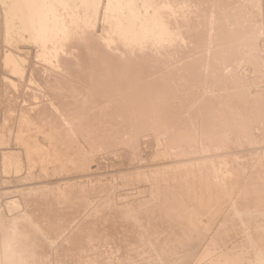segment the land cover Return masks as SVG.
<instances>
[{"label":"rangeland","instance_id":"obj_1","mask_svg":"<svg viewBox=\"0 0 264 264\" xmlns=\"http://www.w3.org/2000/svg\"><path fill=\"white\" fill-rule=\"evenodd\" d=\"M106 2H107V0H105ZM104 0H98V2H97V4L98 5H96V6H98L97 7V9H99V11L102 13V16H101V13H98L99 11H97V10H95V11H91L90 13L91 14H89L88 16H87V21L84 19V20H80L81 22H84V23H82L84 26H82V24H81V22L79 21V23H80V25H78V22L76 23V24H74V27L73 26H71L72 28H75V30H77L78 28H79V30H81L80 32H82L83 30H85L86 28H89V31H88V29H86V33H93V34H95V35H97V37H98V35L100 36L99 37V43L101 42H104L103 40H102V38L107 34V35H109V37H111V39L109 38V37H107V35L104 37V40H105V43L107 42V44H110L111 42V53L112 54H110L109 56L111 57V59L109 60V61H112V63H114L115 61L116 62H118V63H120L121 62V64H122V69L124 68L125 70H126V68H127V70L125 71L124 69L123 70H121L120 68H121V64L120 65H118L117 66V64H116V62H115V64H113V65H115V67L112 65V64H110L111 62H109V64H107L108 66H110L111 65V67L108 69L107 68V66H106V64H105V66L103 67V68H101V70H98V76L100 75V77H98V76H94V78H93V75H95V74H93L95 71L93 70V69H91V68H89V71L92 73V71H93V73H92V76L91 75H89V74H91L90 72H88V69H86V70H80L79 68L81 67V63H79V53H80V51L78 50L79 49V47H80V45H81V41L79 42V41H75L74 39H72V36L70 35V36H68V38L69 37H71V43H73L72 45H73V47L76 45V47H77V45H78V49L76 48V47H74L75 48V50L77 49L78 50V54H75L76 53V51L75 50H73L74 48L72 47V45H68V44H71L69 41V43L68 42H66V38H65V40H62V39H60V41H62V42H59V44H58V42H56V46L55 47H57L58 46V48L56 49V50H58V51H56V52H60L61 54L60 55H62V53H63V55H64V58H66L65 59V62L63 61L64 60V58H63V56L61 57V56H59V54H58V59H60V58H63V60L62 61H60L61 62V65L58 63V59H57V62L55 61L54 62V65L56 66V64H57V66H59L61 69V71L60 70H58L59 69V67H55L54 66V68L56 69H51L49 66H46L44 63H42V62H39V63H37V65L38 66H36L35 64H34V57H35V50H34V47L33 46H31V45H26V44H22L21 45V48H19V49H17L16 51L19 53V52H21L22 54H24V56H25V61H24V63H22V65H21V67H22V70L21 71H19V72H17V73H13V72H11V69L9 68V67H5L4 66V64H3V56L7 53V49H9L10 48V46H8L9 44L4 40V35H3V18H4V10L2 9L3 7H2V5L0 4V213H1V222H0V236H1V238L4 240V236H5V234H6V236H5V238L8 240V244H7V240L4 242V244L2 243L3 242V240H1L0 241V243H2V247L0 246V249L1 250H3L4 252H2L1 250H0V255H2V256H0V257H2V258H0V260H2V261H0V264H16L17 262V264H21V263H23V264H25V261H28L29 262V264L32 262V260H33V262L31 263V264H39L40 263V261L42 262H44V260H46L43 264H57V263H60V264H137V262L139 263V264H146V262H147V264L148 263H150V264H168V262L170 261V260H166L167 258L168 259H170L171 258V255H172V260L170 261L171 263L170 264H173V263H175V261H176V263L175 264H187V262H189V261H191L193 258H194V256H195V258L191 261L192 262V264H212V262H214V264H218V259L217 258H219V264H228V262H227V258L226 259H224V257H227L228 255H236L237 257H241V259L243 260H239L238 259V263L240 264V263H242L243 262V264H245V262H246V264H259V262L260 261H262L263 262V260H264V252H261V251H263V250H261V248L262 249H264V239H262V237L264 236V231L261 229L263 226H264V213H263V211H264V207L262 206V205H264V187H262V186H264V182H262V181H264V179H263V174H264V0H225V2H223V0H217V2H216V0H209V2L207 3V1L208 0H204L205 2H204V4H203V0L201 1H199V0H187V2H186V0H182V2H184V4L181 2V0H180V2H179V0H177L178 2H179V6H178V4H177V6L179 7V8H177L176 7V0H167L168 1V3H167V1L166 0H163V2H161V3H164L165 1H166V3H164V5L166 6V4H169V3H171V8L174 10H172L171 9V11L174 13H171V15L173 16H176L175 18L174 17H171V16H168L167 14L169 13H167L166 14V12H164L165 10H167V8L168 7H165L163 4H161L160 3V1L161 0H156V1H158L159 2V4H158V2H156L155 0H152V2H154V3H156V5L157 6H159V8L160 7H163V8H161V10L163 9V11L162 12H164L165 13V15H166V20L167 19H169L170 21H172V26H175L176 28H172L173 30H175V31H179V32H181V34L183 33V35H182V37L180 36L179 37V40L180 41H178L176 44H174V42H172L171 43V40L169 39V40H167L169 37H167V39L166 38H164V39H166V44H167V46H166V49H165V47L163 46L164 44H165V42H164V39L162 40L164 43L162 44L161 42V38L159 39V37H157L156 36V38H154V36L152 37V36H150V37H148L147 38V40L148 39H150V38H152V40L150 39V41L148 40L147 42L149 43V46H145V50L147 51V49H149L148 50V53L147 52H142V50L140 51V54H139V56L141 57V55H144V56H146V57H144V58H146V60L143 58V57H139L138 55H137V57L135 56H131V57H128V58H130L131 59V63H132V60H133V58H138V59H135L134 60V62H133V64H130V61H128V60H130V59H127L125 56H126V54L124 53L125 52V48L126 49H128V48H130V45H131V43H133L132 45H131V48H132V46L134 47L136 44V41H127L128 39H126V42L124 43L123 41H120L119 40V38L117 37L118 36V34H115L116 32H115V30H114V27L112 26V24L110 25V26H108L109 24V22L107 21V24H106V21H104L105 19H104V17H103V12L101 11V9L102 10H105L106 8H105V6H106V2H105ZM173 1H174V3H173ZM194 1V2H193ZM198 3H197V2ZM221 1V2H220ZM230 1V2H229ZM103 2V3H102ZM105 2V3H104ZM138 2H141V0H139ZM193 2V3H192ZM213 2H215V5H213ZM100 3V4H99ZM180 3H181V5H180ZM189 3V4H188ZM193 4V6H192V4ZM196 3H197V5H196ZM200 3H201V5H200ZM211 3V4H210ZM220 3V4H219ZM222 3V4H221ZM104 5V7H103V5ZM172 4L174 5V6H172ZM187 4H188V8H186L187 7ZM191 4V5H190ZM199 4V5H198ZM207 6H206V5ZM210 4V5H209ZM216 4L218 5L217 7H215L216 6ZM225 4V5H224ZM184 5H186V6H184V8H183V6ZM194 5H196L197 6V8H196V6H195V9L193 8L194 7ZM209 5V6H208ZM219 5H220V7L222 8H224V9H221L220 7H219ZM224 5V6H223ZM104 8H102V7ZM189 6H191V9L189 8ZM198 6H200V7H198ZM206 6V7H205ZM211 6V7H210ZM235 6H237V7H235ZM2 7V8H1ZM77 7H78V14L79 15H82L83 13H84V10L85 9H82L83 8V6L82 5H80L79 4V6L77 5ZM77 7H76V9H77ZM80 7V8H79ZM175 7H176V9H175ZM180 7H182L183 8V10H184V12H188V14L186 13V15H184V12L182 11V9L180 8ZM208 7H210V8H208ZM213 7H215L216 9L217 8H219V9H217V10H215V8H213ZM234 7V8H233ZM239 7H240V9H239ZM206 8H208L209 9V11L210 12H212V13H208L209 11H208V9H207V12H206V9L204 10V9ZM212 8L215 10V13H214V11H212ZM226 8H227V10H226ZM237 9L238 10V12H235V10H233V9ZM79 9H81V10H79ZM188 9V10H187ZM199 10V11H197V10ZM201 9V10H200ZM203 9V10H202ZM3 10V11H2ZM177 10V11H176ZM187 10V11H186ZM189 10H191V11H189ZM222 10V11H221ZM230 10V11H229ZM239 10H241V11H239ZM81 11V12H80ZM180 12V14H179V12ZM182 11V12H181ZM194 11H195V13H194ZM201 11H205L204 13H205V15H203V12H201ZM217 11H219L218 12V14H216L217 13ZM226 11H228L229 12V14L227 15L226 13H228V12H225ZM178 12V14H175V13H177ZM192 12V13H191ZM197 12H199L198 14H197ZM201 12V13H200ZM221 12H223L222 14L223 15H221ZM231 12V13H230ZM3 13V14H2ZM81 13V14H80ZM94 13V14H93ZM96 13H97V15H96ZM225 13V14H224ZM235 13L237 14V15H239L238 17H236V16H234L235 15ZM239 13V14H238ZM190 14H191V18H190ZM193 14H195V15H193ZM197 14V15H196ZM199 14H201V15H199ZM208 14H210V18H209V15ZM216 14V15H215ZM233 14V15H232ZM90 15H91V17H90ZM92 15H93V18L95 19H93L92 18ZM169 15H170V13H169ZM178 15V16H177ZM181 15H182V17H184V21L182 20V17H181ZM225 15H226V17H225ZM230 15V16H229ZM232 15V16H231ZM95 16V17H94ZM103 17V19L101 18V17ZM186 16H189V17H186ZM193 16V17H192ZM195 16H198L197 18L195 17ZM200 16V17H199ZM203 16H204V19H203ZM206 16V17H205ZM217 16V17H216ZM219 16V17H218ZM221 16L223 17V18H221ZM229 16V17H228ZM233 16H234V18H233ZM99 17V18H98ZM168 17H170V18H168ZM216 18V19H214V18ZM225 17V18H224ZM89 18H91V19H89ZM96 18H97V20H96ZM100 18H101V20H100ZM172 18H174V19H172ZM181 18V19H180ZM189 18V19H188ZM209 18V19H208ZM218 18H220V19H218ZM228 18H229V20H228ZM237 18V19H236ZM172 19V20H171ZM187 19V20H186ZM194 19V20H193ZM196 19V20H195ZM197 19H199V20H202V22L200 21V22H198L197 21ZM206 19V20H205ZM212 19V20H211ZM222 19H224V21L222 20ZM227 19V20H226ZM233 19V20H232ZM93 20V21H92ZM103 20V21H102ZM177 20H178V22H177ZM180 20H181V22H180ZM207 20H210L211 22L213 21V22H215V23H213L212 22V25H211V22L210 21H207ZM219 20L220 22H221V24L219 23V21L217 22V21ZM232 20V21H231ZM237 20V23L238 22H241V24L240 23H238V25H235V21ZM89 21H92L91 23L93 24H95L96 23V25H93L94 26V28H96L95 30H96V32L93 30L94 28H93V26H90L91 24H90V22ZM102 21V22H101ZM177 22V26H176V23L175 22ZM189 21H190V23H189ZM195 21L197 22V23H195ZM204 21H206V22H204ZM225 21H228V24H225ZM180 22V23H179ZM182 22H183V29L181 28L182 27ZM193 22H194V24H193ZM208 22H210V24L208 23ZM218 24H217V23ZM223 22H224V24H223ZM231 22V23H230ZM90 24L89 26L90 27H88V25L87 24ZM101 25H100V24ZM103 23H105V24H103ZM201 24L199 27H200V29H199V27H197L199 24ZM202 23H204L205 25H203ZM230 23V24H229ZM86 24V25H85ZM209 24V25H208ZM220 24V25H219ZM223 24V25H222ZM232 24H234L235 26H233ZM103 25H105V26H103ZM180 27H179V26ZM193 26L194 27V29L192 30V29H190L189 27L190 26ZM195 25H196V27H195ZM207 25V27H205V28H202V27H204V26H206ZM211 25V26H210ZM213 25H214V28H213ZM224 25H225V29H226V31H225V29H224ZM226 25L228 26V27H230V28H232V27H234V29L232 30H230V28H229V32H227V27H226ZM80 26V27H79ZM82 26V27H81ZM100 26L102 27V28H100ZM107 26L109 27V28H111V29H109L108 28V30H106L107 29ZM171 26V27H172ZM184 26H186V27H184ZM202 26V27H201ZM209 26V27H208ZM223 26V27H222ZM232 26V27H231ZM239 28H238V27ZM86 27V28H85ZM104 27V28H103ZM105 27H106V29H105ZM212 27V28H211ZM216 27V28H215ZM222 27V28H221ZM238 28V29H236V28ZM82 28V29H81ZM84 28V29H83ZM91 28H93V29H91ZM179 28H181V29H179ZM197 28V29H196ZM207 28V29H206ZM209 28V29H208ZM222 30H221V29ZM112 29H113V33H112ZM196 29V30H195ZM202 29H204L205 31H203ZM213 29V30H212ZM215 29H217V31H218V29H219V32H217ZM223 29H224V32H223ZM91 30V31H90ZM101 30H103V31H101ZM106 30V34L104 33V31ZM109 30H111V31H109ZM182 30V31H181ZM207 30H210V32L208 33L207 32ZM215 30V31H214ZM220 30L222 31V32H220ZM239 30V31H238ZM78 31V30H77ZM88 31V32H87ZM98 31H100L99 33H101V34H99L98 33ZM109 31V32H108ZM187 31H189V32H187ZM200 31L202 32V33H200ZM211 31H213L212 33L213 34H210L211 33ZM231 31H232V34L235 32V33H237V35L234 33L233 35L231 34ZM237 31V32H236ZM79 32V31H78ZM95 32V33H94ZM110 33V34H108V33ZM196 32V33H195ZM199 32V33H198ZM206 33V37H205V34H203V33ZM226 32V34L225 35H222V34H224ZM216 33V34H215ZM217 33L219 34V35H217ZM222 33V34H221ZM229 34V37H227V35ZM104 34V35H103ZM113 34V35H112ZM188 34H189V37L190 38H192L191 40H188V39H190L189 37H188ZM198 34V35H197ZM200 34V35H199ZM202 34L204 35V37H202ZM239 34V35H238ZM103 35V36H102ZM114 35H117V36H114ZM190 35H192V36H190ZM209 35V36H208ZM218 37H217V36ZM222 35V36H221ZM231 35H232V38H231ZM236 35V36H235ZM112 36H114L115 38H116V41H115V38H114V42H113V37ZM184 36H186V37H184ZM211 36V37H210ZM213 36V37H212ZM216 36V37H215ZM221 36V37H220ZM224 36H226L225 38H229L228 39V41L226 42V40L227 39H225L224 38ZM107 37V38H106ZM200 37V38H199ZM210 37V38H209ZM101 38V39H100ZM108 38L110 39V40H108ZM117 38H118V41H117ZM187 38V39H186ZM194 38H195V40H194ZM198 38V39H197ZM206 38H208L207 39V41H206V43H205V39ZM217 38V40L216 41H218V43L217 42H215V39ZM222 38H223V40H222ZM70 39V38H69ZM69 39H67V40H69ZM96 39H97V41H98V38H92V40H95L96 41ZM110 42H108L107 40ZM154 39V40H153ZM155 39L157 40V44H159V45H157L156 43H155ZM184 39H186V40H184ZM199 39H200V41H199ZM213 39V40H212ZM75 41V42H73V41ZM91 40V39H90ZM90 40L88 39V41H89V43H90ZM91 40V42H93ZM102 40V41H101ZM184 40V42H182ZM188 40V41H187ZM196 40L198 41V42H196ZM219 40H220V42H219ZM222 40V41H221ZM125 41V40H124ZM154 42L153 44H154V46H153V44H152V42ZM161 41V42H160ZM169 41V42H168ZM192 41V42H191ZM194 41V42H193ZM206 45H210L211 47H213V46H215L216 44H218V46L220 47H222V46H224V48L226 47V49L228 48V46H230V50H225V49H223V47L221 48L222 50H220V49H218V46H216L214 49L217 51V49L218 50H220L222 53H223V50H224V53H226V56L227 57H225V55H223L221 52V54H219L218 52L219 51H217V53L215 52V50L213 49V48H208L207 47V45L205 46L202 42ZM66 42V43H65ZM118 42V43H117ZM121 42H123V43H121ZM130 42V43H129ZM135 42V43H134ZM182 42V43H181ZM185 42H186V44H185ZM208 42V43H207ZM224 42V43H223ZM227 43V45H226V43ZM228 42H230L231 43V45H230V43H228ZM63 43V44H62ZM65 43V44H64ZM75 43V44H74ZM77 43H79V44H77ZM95 43H96V45H95ZM99 43L97 44V42H93V43H91L90 45V51L91 50H96V48L98 47V45H99ZM114 43H115V45H114ZM116 43L119 45H117L116 46ZM126 43H128V45H126ZM171 43V44H170ZM180 43H181V46H180ZM192 43H193V45H192ZM195 43L196 44H198V45H195ZM212 43V44H211ZM223 45H222V44ZM93 44L95 45V46H93ZM106 44V45H107ZM120 44H121V46H123V48L122 47H120ZM122 44H124V45H122ZM165 44V45H166ZM183 44V45H182ZM188 44V45H187ZM191 44V46H189ZM201 44H202V46H201ZM219 44H221V45H219ZM225 44V45H224ZM62 46V47H60V46ZM64 45V46H63ZM66 45H68V47L69 48H71V49H69ZM155 45H156V47H155ZM168 45H169V47H172V45H173V49L174 50H172V48H169L168 47ZM179 45V46H178ZM213 45V46H212ZM233 45V47H234V49H233V47H231ZM112 46H115V47H113V48H115L116 50H118V51H115V49H113L112 48ZM151 46H153V48L151 47ZM161 46V48H159V47ZM164 48H163V47ZM177 46V47H176ZM197 46V47H196ZM199 46H201V48H199ZM250 46V47H249ZM60 47V48H59ZM63 47L65 48V50L63 49ZM81 47H82V45H81ZM94 47V48H93ZM125 47V48H124ZM146 47H147V49H146ZM152 49L151 51H150V48ZM179 47H180V49H179ZM182 47V48H181ZM194 47V48H193ZM196 47V48H195ZM252 47V48H251ZM66 48H68L67 49V51L68 52H70V53H72L73 54V52H74V54H73V56L74 57H76V55L79 57H76L77 58V60L76 61H78L77 63H74V61H72V58H71V55H68L67 56V54H66ZM99 48V47H98ZM118 48H121V51L118 49ZM155 48V49H154ZM167 48H168V50L170 51V54H169V51L167 50ZM176 48H178V49H176ZM184 48V49H183ZM189 48V49H188ZM191 48V49H190ZM193 48V49H192ZM236 48V49H235ZM61 49H63V51H61ZM163 49V50H162ZM164 49H165V52H163L164 51ZM186 49H188V51L186 50ZM197 49V50H196ZM200 49V50H199ZM209 49H211L213 52H211V50L209 51ZM234 51H233V50ZM250 49L252 50V51H256V56L258 57V59L257 58H253V60H255L254 62L253 61H251L250 60V58L248 59V54H246V53H249V51H250ZM19 50V51H18ZM98 50H100V49H98ZM114 50V51H113ZM155 50H157V51H159L160 50V52H155L156 53V55H155V53H154V51ZM178 50V51H177ZM181 50V51H180ZM184 50H186V52H183ZM190 50H191V52H190ZM194 50L196 51V52H194ZM199 50V51H198ZM202 50H203V52H202ZM65 51V52H64ZM113 51V52H112ZM149 51L150 52H152V53H150V55H149ZM174 51H176L175 52V54L173 53ZM207 53H206V52ZM229 52V53H231V51H232V53L234 52V54L233 55H230L229 53H227V52ZM236 51V52H235ZM91 52H93V51H91ZM115 52H116V54H115ZM120 54V55H122L123 53H124V55H122V57L118 54V53ZM122 52V53H121ZM161 52L163 53V54H161ZM199 52H200V54H199ZM210 52V53H209ZM69 53V54H70ZM126 53H127V51H126ZM137 53H139V52H137ZM160 53V54H159ZM165 53V54H164ZM189 53H192V55L191 54H189ZM196 53H197V55L199 54V56H197L196 55ZM205 53V54H204ZM213 53V54H212ZM231 53V54H232ZM253 53V52H252ZM114 54V56L116 55L117 56V58L119 59L120 57L123 59V61H121L122 59H120V61H117L118 59L116 58V56L114 57V56H112ZM146 54V55H145ZM169 54V56H167ZM171 54H173V55H171ZM177 54H179L178 55V57H175V55L177 56ZM194 54L197 56V57H200V58H197L196 56H194ZM202 54V55H201ZM208 54V55H207ZM210 54H211V56H210ZM216 54H217V59H216ZM219 54V55H218ZM119 55V56H118ZM151 55H154V56H151ZM162 56V58H160L161 56ZM164 55V56H163ZM166 55V56H165ZM180 55H181V57H180ZM203 55H207L206 57L205 56H203ZM222 55V56H221ZM66 56V57H65ZM72 56V57H73ZM148 56V57H147ZM151 56V57H150ZM160 56V57H159ZM184 56H186V57H184ZM192 56H194V57H192ZM201 56H203V58L201 59ZM214 56H215V58H214ZM220 56V57H219ZM231 56H233V57H231ZM236 56H237V59H236ZM68 57H70V59L68 58ZM73 57V60L75 59ZM169 57V58H168ZM180 57V58H179ZM207 57H212L210 60H208L209 58H207ZM82 58H83V62L84 63H88V66H90L89 65V63H90V57H88V61L87 62H85L86 60H87V57H83L82 56ZM84 58H86L85 59V61H84ZM113 58H115V61L113 60ZM127 60H126V59ZM152 58H155V60L153 59L152 60ZM157 58V59H156ZM172 58V59H171ZM173 58H174V60L176 59V63L175 62H173L174 60H173ZM183 58H184V60H186V61H183ZM206 58V59H205ZM227 59V60H224V59ZM228 58H230V59H228ZM232 58V59H231ZM235 58V59H234ZM240 58V59H239ZM69 59V60H68ZM79 59V60H78ZM125 59V60H124ZM142 59H144V60H142ZM150 61V64H149V61ZM161 59V60H160ZM165 59H166V61H165ZM188 59V60H187ZM190 59V60H189ZM198 59H200V60H202V61H204V62H206V63H204L203 62V64L199 61H197ZM220 59H222V62H221V60ZM67 60V61H66ZM108 60H106V61H108ZM138 60H141V64L142 65H140V62L138 61ZM177 60H180V61H177ZM209 61V62H207V61ZM215 60V61H214ZM218 60V61H217ZM228 60H230V61H228ZM233 60H236V62L235 61H233ZM68 61H69V64H74V66H73V64H72V66L77 70H75L71 65H69L68 66ZM71 61V62H70ZM75 61V62H76ZM114 61V62H113ZM125 61V62H124ZM126 61H128V62H126ZM142 61L143 62H145V63H147V67H146V65L144 64V63H142ZM152 61H153V63H152ZM154 61H157V62H154ZM159 61H160V63H163V62H166V64L164 63L162 66L161 65H158L157 66V63L159 64ZM172 61V62H171ZM189 61V62H188ZM211 61V62H210ZM219 61H220V63H219ZM63 62H64V64L65 63H67V65L65 64V65H62L63 64ZM80 62H81V60H80ZM92 62L93 61H91V64H92ZM137 62H139V63H137ZM177 62H179L178 64H177ZM183 62H186V63H184V64H189V67H190V69H188V65H186V66H184L183 65ZM214 62H216V63H214ZM256 62V63H255ZM125 63V64H124ZM129 63V64H128ZM135 63H137L138 65H140V66H138L137 64H135ZM154 63H155V65H154ZM193 63V64H192ZM211 63V64H210ZM134 64H135V66H134ZM154 65V68H152L153 67V65ZM176 64V65H175ZM200 65V67L198 66V65ZM205 64V65H204ZM208 64H210V66L208 65ZM220 64V65H219ZM33 65V66H32ZM75 65H78V66H75ZM123 65H125V66H123ZM129 67V69L131 70L132 68H134V69H132L133 70V72L132 71H130L131 73V75H132V78L130 77V74H129V72H128V67ZM131 65H133L134 67H132ZM145 65V66H144ZM150 65V66H149ZM171 65V66H170ZM173 65V66H172ZM178 65H179V67H178ZM182 65V66H181ZM207 65V66H206ZM213 65V66H212ZM214 65H217V66H215L214 67ZM32 66V67H31ZM38 67V68H36V67ZM41 66H43V67H41ZM44 66H46V68H44ZM65 67V69L67 70L68 68L70 69L71 68V70H73V71H71L72 73L70 74V75H68L67 74V71L68 72H70V70H65L64 69V67ZM116 66H117V68L119 69V71L117 70L116 71ZM130 66H131V68H130ZM143 66L145 67V68H147V70H149V71H146V69L144 68V70H143ZM152 66V67H151ZM156 66V67H155ZM164 66V67H163ZM167 66V67H166ZM174 66H175V68H174ZM177 66V67H176ZM181 66V67H180ZM183 66H184V68H183ZM192 66H193V68L194 67H199V68H201V70H199V68H194V70H193V68H192ZM202 66L205 68V69H203L202 68ZM212 66V67H211ZM221 66V67H220ZM33 67H35V70H33L34 68ZM77 67V68H76ZM79 67V68H78ZM102 67V66H101ZM115 68V69H113V68ZM136 67V68H135ZM138 67L139 68H141L142 70L140 71V69L138 70ZM163 67V68H162ZM208 67H211V69L210 68H208ZM217 67V68H216ZM33 68V69H32ZM40 68V69H39ZM48 68V69H47ZM49 68L51 69V70H49ZM104 68H107L106 70H103ZM150 68V69H149ZM151 68H152V71H150L151 70ZM158 68V69H157ZM159 68H160V70H161V72H155V70L157 69V71L159 70ZM164 69V70H162V69ZM168 68L169 70H166V69ZM172 68V70H170ZM179 70H178V69ZM183 68V69H182ZM192 68V69H191ZM213 68V69H212ZM37 69V70H36ZM63 69H64V71H66V72H64V74L63 73H61V72H63ZM78 69L82 72H80V71H78ZM111 69H113V70H111ZM137 69V70H136ZM154 69V70H153ZM175 69H177V70H175ZM182 69V70H181ZM209 69H210V71H209ZM216 69H217V71H216ZM219 69V70H218ZM46 71V74H45V71ZM52 70H53V72H54V74H53V72H52ZM76 72H75V71ZM102 70H103V72H102ZM109 70L110 71H112V72H115V73H112L115 77V79H117L116 80V82H115V80H113L114 78L112 77V76H108V75H112L111 74V72L109 73ZM191 70V71H190ZM203 70V71H202ZM207 70H208V72H207ZM33 71H35V72H33ZM48 71V72H47ZM59 71H60V73H59ZM107 72V74L106 73H104V72ZM124 71V72H123ZM134 71H135V73H136V71H137V73L139 74H135L134 73ZM145 71V72H144ZM165 71V72H164ZM175 71V73H174V75H173V72ZM180 73V75L178 74V72ZM187 71H188V73H187ZM193 71H194V73H193ZM196 71V72H195ZM200 71V72H199ZM30 72L33 74V76L35 75V76H37V77H31L30 76ZM36 72H41V73H39V74H37ZM42 72H44V73H42ZM49 72H52V74L51 73H49ZM87 72V73H86ZM118 72H123L125 75H123L122 73V75H123V77L124 76H127V77H125L126 79L124 80L125 81V84H126V82L128 81L127 80V78H128V76H129V78H130V80L129 81H133L132 83L130 82L129 83V81L127 82V86H129V87H131L130 89H128L129 87H125L126 85L125 84H123L122 82H120V81H123V79L124 78H122L121 79V77H120V75H117V77H116V73H118ZM127 72H128V74H127ZM139 72H141V73H139ZM142 72H144L145 74L143 75V73ZM147 72H148V74H147ZM152 72H154V73H152ZM169 74H167V73ZM170 72V73H169ZM182 72V73H181ZM183 72H184V75H183ZM190 72V73H189ZM202 72V73H201ZM215 72H217V73H215ZM48 73V74H47ZM78 73H80L79 75H78ZM100 73V74H99ZM104 73V75L109 79L108 80V83L110 84V82H113L112 84H110V85H107V87H109V88H105V83H106V80H107V78L104 76V79H103V77H101L102 76V74ZM120 73H118V74H120ZM134 73V74H133ZM149 73H151L150 75V77L148 76L149 75ZM156 73V74H155ZM159 75H158V74ZM164 73H166V74H164ZM191 73L192 74H194L195 75V78H194V75H191ZM201 73V74H200ZM209 73V74H208ZM214 75H213V74ZM50 74V75H49ZM67 74V75H66ZM77 74V75H76ZM141 74V75H140ZM146 74H147V77H146ZM161 74V75H160ZM175 74H176V76H175ZM187 74V75H186ZM202 74H203V77H202ZM206 74H208L209 76L207 77V75L205 76ZM212 74V75H211ZM134 75H137V76H134ZM143 75V76H142ZM65 76V77H64ZM69 77V78H67V77ZM74 76H75V78H79V76H81V78H79V79H77L76 81H75V78H74ZM82 76H84V77H82ZM134 76V77H133ZM144 77L145 79H141L142 77ZM156 76H158V77H156ZM183 76H186V77H188V78H184ZM212 76V78L210 79V77ZM38 77H40V78H38ZM71 77H73V79L71 78ZM86 77V79L84 80V78ZM92 78L93 79V81H92V79H89V78ZM110 77H112V78H110ZM118 77H120V79L121 80H119V78ZM140 77V79L138 80V78ZM149 77V78H148ZM165 77V78H164ZM189 77H191L190 79H189ZM37 78V79H36ZM95 78H97L96 80H95ZM98 78H100V79H102V81L100 80V79H98ZM128 78V79H129ZM183 78V79H182ZM197 78V79H196ZM204 78H205V80H206V78H207V80H206V82H205V80H204ZM68 79V82L70 81H72V83L73 82H75V85H76V87L74 86V83L73 84H71V83H68L67 84V82H66V80ZM81 79V80H80ZM82 79H83V83L81 84L80 83V81L82 82ZM131 79H133V80H131ZM135 79H136V81H135ZM155 79H158V80H160L159 82H158V80H155ZM171 79V80H170ZM173 79H175V81L173 80ZM182 79V80H181ZM184 79H187V80H184ZM193 79H194V81H193ZM195 79H196V81L198 80V79H200V80H198V82H196L195 81ZM209 79V80H208ZM10 80H12V82H14V84L13 83H9V84H5L4 83V81H10ZM127 80V81H126ZM138 80V81H137ZM147 80V81H146ZM174 82H173V81ZM89 81V83H87ZM97 82L96 83V85H94V83H92V82ZM118 81V82H117ZM123 81V82H124ZM141 82V84L142 85H139L140 84V82ZM143 81H145V82H147L149 85H146L147 83H145V82H143ZM164 81H167V82H164ZM177 81V82H176ZM183 81V82H182ZM200 81H202V82H200ZM207 81H208V84H207ZM93 84V86H92V84ZM98 82H99V84L100 85H103L102 87L98 84ZM101 82V83H100ZM104 82V83H103ZM136 82V83H135ZM173 82V83H172ZM183 84H182V83ZM184 82H186V83H184ZM8 83V82H7ZM130 85H129V84ZM138 83V84H137ZM145 83V84H144ZM159 83V84H158ZM162 83V84H161ZM174 84V85H171V84ZM181 83V84H180ZM189 83V84H188ZM200 84V86H199V84ZM202 83V84H201ZM68 86H67V85ZM87 84H89L88 86H87ZM120 84L121 85V87H123V88H120L118 85ZM168 84V86H164V85H167ZM176 84V85H175ZM196 85V84H198V86H197V88H199V89H197L198 91H196V86L195 87H193V88H191V86H193V85ZM51 85V86H50ZM70 85L71 86H74L75 88H72V87H70ZM78 85V86H77ZM86 87H85V86ZM98 85V86H97ZM112 85H114L115 86V88L112 86ZM125 85V86H124ZM144 85V86H143ZM160 85V86H159ZM171 87H170V86ZM184 85H186V86H184ZM187 85L188 86H190L189 88L187 87ZM67 86V87H66ZM80 86H83V87H80ZM92 86V87H91ZM134 88H133V87ZM143 86V87H142ZM150 87V88H148V90H149V92H147L148 90H146L147 88H144V87ZM172 86H173V88H172ZM177 86V87H176ZM181 86V87H180ZM205 87V89H204V87ZM206 86L208 87V88H206ZM70 87V88H69ZM80 89H79V88ZM96 87V88H95ZM116 87H117V90H116ZM138 87V88H137ZM142 87V88H141ZM161 87V88H160ZM164 87H165V92L164 91H162L163 89H164ZM167 87L169 88V89H167ZM186 87L188 88V90L186 89ZM73 90H72V89ZM77 88L79 89V90H77ZM85 88V89H84ZM87 88V89H86ZM93 89L94 91L93 92H90L91 90H89V89ZM102 89V90H100V92H98V94L96 93L97 91H96V89ZM112 88H114V90H116V91H113L112 93H111V89ZM128 89V90H126V89ZM137 88V89H136ZM140 88H141V90H143L142 92H141V90H140ZM153 88V89H152ZM75 89V90H74ZM81 89H82V91H81ZM97 89V90H98ZM107 89H108V91L110 92H108V94H111L110 96L107 94ZM121 89V90H120ZM133 89V90H132ZM134 89H135V91H134ZM166 89H167V91H166ZM189 89H190V91H189ZM191 89H192V92H191ZM207 89V90H206ZM209 89H210V91H209ZM76 90L78 91L77 93H76ZM84 90V91H83ZM86 90V91H85ZM113 90V89H112ZM120 90V91H119ZM132 90V91H131ZM137 90L139 91V92H137ZM145 90V91H144ZM170 90V91H169ZM195 92H194V91ZM102 91L104 92L105 91V93L109 96V98H108V96H106V94L104 95L105 96V100L107 99V101H106V104H104L105 103V101H103V96H101L102 94H104V93H102ZM119 91V92H118ZM124 91H125V93H124ZM128 91V92H127ZM150 91H151V93H150ZM181 91V92H180ZM115 92V93H114ZM121 92V93H120ZM131 92H133V93H131ZM134 92L136 93V95H138V96H136V95H132V94H134ZM166 92H168V93H166ZM188 92H189V94H188ZM192 94H191V93ZM205 92H206V94L208 95V93H210L209 94V97L207 98V95L205 94ZM73 93V94H72ZM78 93H80V94H82V95H80V94H78ZM90 93V95H88ZM93 93V94H92ZM131 93V94H130ZM140 93H141V95H140ZM147 93V94H146ZM148 93H149V95H148ZM178 93H180V94H178ZM95 95V94H97V96L95 95V96H92V95ZM100 94V95H99ZM114 94V95H113ZM151 94V95H150ZM159 94V95H158ZM193 96V97H191V95ZM195 94V95H194ZM200 94V95H199ZM203 94H205L206 95V98H205V95H203ZM214 94V95H213ZM87 95L89 96V97H87ZM139 95H140V97H139ZM144 95V96H143ZM147 95V96H146ZM174 95V96H173ZM197 95H199V96H197ZM211 95V96H210ZM212 95L215 97V99H214V97H212ZM84 96H86V98L84 97ZM98 96H101V98L100 97H98ZM112 96H115L116 98H115V101L113 102L112 101V99L111 98H113V100H114V97H112ZM118 96V97H117ZM119 96H121V97H119ZM129 96V97H128ZM130 96H132L131 98H130ZM133 96H134V98H133ZM136 96V97H135ZM195 96V97H194ZM197 96V97H196ZM204 96V97H203ZM78 97V98H77ZM82 97H84L85 99H87V100H85V99H83L82 100ZM91 97V99L93 98V97H96V99H97V97L99 98V99H95V98H93V99H95V100H93V102H94V104H95V106L97 107L98 106V103H100L99 105L100 106H98V108L99 107H101V108H99V109H96V107L95 106H92V104L93 103H91L92 101H89V100H91V99H89ZM123 97H125V99L123 98ZM126 97H128V98H126ZM143 97H145L146 99L147 98H149V99H145V98H143ZM152 97V98H151ZM163 97H165L164 99H163ZM191 98V100H193L194 98H196V99H194V101H196L195 103H196V105H193V104H195L194 103V101H191L190 100V98ZM198 97H200V98H198ZM218 97H220V98H218ZM226 97V98H225ZM81 98V99H80ZM121 98V99H120ZM130 98V99H129ZM142 98L143 99H145V102H144V100H143V102H140V100H142ZM159 98H160V100H159ZM178 98V99H177ZM205 98V99H204ZM213 100H212V99ZM225 98V99H224ZM74 99H75V102L74 103H76V99H77V103L79 102V101H83L82 103L80 102V104H79V106H77L78 104L76 103L75 105H76V107H78V109H76V108H74V103H73V101H74ZM78 99H79V101H78ZM109 99V100H108ZM124 99V100H123ZM129 99V101L131 102V99H132V101H134V100H139V102L140 103H145V104H143V106L144 107H141L142 106V104H140L139 102H138V105L136 104L137 103V101H134V102H131V104L133 103H135L134 105L132 104L131 105V108H130V106L128 107V106H126L127 104L128 105H130L129 103V101H128V103L126 104V102H127V100ZM134 99V100H133ZM156 99V100H155ZM161 99H163L162 100V103H161ZM165 99L166 100H168L167 101V103H166V101H165ZM170 99H172V100H170ZM198 99V100H197ZM200 99V100H199ZM202 99V100H201ZM206 100V99H208L207 101H209V102H205L204 100ZM222 101H220V100ZM224 99V100H223ZM228 100V102L227 101H225V100ZM100 100H102L103 102H101ZM111 100V101H110ZM120 100H122L121 102H120ZM153 100V101H152ZM175 100V101H174ZM177 100V101H176ZM187 100L188 101H190V103H187ZM213 101V103L215 104V105H213V103H212V101ZM217 100H219L218 102H217ZM231 100V101H230ZM89 101V102H88ZM113 102V104L112 105H114V107L111 105V103L110 102ZM116 101H119V102H117L116 103ZM157 103H156V102ZM183 101V102H182ZM200 101H204L205 102V104H204V102H201V103H198V102H200ZM214 101H216V103L214 102ZM230 101V102H229ZM63 102V103H62ZM97 102V103H96ZM107 102H108V104H107ZM161 103V104H159V103ZM164 102L166 103V104H164ZM176 104H175V103ZM192 102V103H191ZM220 102V103H219ZM226 102L228 103V105H225V106H221V105H223V104H226ZM233 102H235V104H234V106H233ZM84 103V104H83ZM87 103V104H86ZM90 103V105H88ZM102 103V104H101ZM115 103L117 104V105H115ZM120 105H119V104ZM153 103V104H152ZM169 103V104H168ZM183 103V104H182ZM187 103V104H186ZM203 103V106H205L206 108H207V111H208V113L210 112V114L211 115H209V114H205V113H207V111H206V109H205V107H203L201 104ZM211 104V105H213L215 108H212L211 107V105H209V104ZM221 103H223V104H221ZM232 104V105H230V104ZM97 104V105H96ZM121 104H123L124 106L123 107H120V106H122ZM159 104V105H158ZM191 104V107H192V109H193V113H192V111H190L189 110V105ZM198 104H200V108L199 109H201L203 112H204V114L203 113H201L202 111H200V112H197V113H195L197 110L196 109H198L197 107H199L198 106ZM221 104V105H220ZM81 105L84 107V106H86L85 107V109H87V111L84 109V108H82L81 109ZM104 105H105V110H103L104 108H102V107H104ZM107 105V106H106ZM108 105H109V107H108ZM110 105L112 106L111 108H110ZM119 105V106H118ZM146 105V106H145ZM161 105V106H160ZM176 105V106H175ZM183 105H186V106H183ZM207 105L208 106H210L212 109H210V107H207ZM217 105V106H216ZM219 105V106H218ZM67 106H69V107H72V109H74L73 111L75 112V113H78V112H80L81 110V115L83 116V119H82V116L80 115V114H78L79 116H77L76 114V117L78 118V117H80V119H82V120H78L77 118H74L75 116H73L72 115V117L74 118V119H72V117H70L69 119H70V121H69V119H68V117L69 116H71V115H69V114H71V112H73L72 111V109L70 108H68ZM90 106H92L91 108H90ZM117 107V110L118 111H122V110H120V108H126L125 110H123L122 111V113L121 112H119L118 113V111H116V107ZM132 106H134V107H132ZM136 106H137V108H136ZM141 108H140V107ZM156 106V107H155ZM162 106H164V107H162ZM183 106V107H182ZM197 106V107H196ZM88 107V108H87ZM128 107V108H127ZM147 107V108H146ZM152 107H154V108H152ZM158 107V108H157ZM159 107H162V110L161 109H159ZM167 109H166V108ZM182 107V108H181ZM184 107H186V108H184ZM188 107V108H187ZM195 107H196V109H195ZM202 107V108H201ZM217 107H220V108H222V109H218L217 110ZM225 107V108H224ZM81 110H80V109ZM95 108V110H97V111H94L93 109ZM108 108H110V109H108ZM113 108V110L115 109V111H116V114L115 113H110V111H112L111 109ZM133 108H135V109H133ZM143 108H145V109H143ZM149 108H151V109H149ZM165 108V109H164ZM175 108V109H174ZM181 108V109H180ZM223 108H224V110H223ZM86 111V112H84V110ZM88 109H90V110H88ZM100 109H102L103 111H101ZM106 109H107V111H106ZM139 109L141 110V109H143V110H149L150 112H151V114H150V112H149V114H148V112L146 111H143V113H142V111H139ZM154 109V110H153ZM157 109V110H156ZM167 110V112H168V114L167 113H165V111L164 110ZM182 109H184L183 111L184 112H187V111H190V115L192 114V116H191V118H190V115H189V112H187V113H184L183 111H182ZM187 109V110H186ZM198 109V110H199ZM210 111H209V110ZM241 109V110H240ZM71 112H70V111ZM77 112H76V111ZM98 110H99V112H98ZM110 110V111H109ZM136 110H138V112H136ZM152 110H153V112H152ZM158 110H160V112L158 111ZM226 110V114H225V111ZM234 110V111H233ZM236 110H238V113H237V111ZM89 111V112H88ZM92 111V115L94 116V115H98V114H100V112H102L103 113V115H99L98 117H102V116H104L103 117V119L102 118H98V117H96V116H90V115H88L90 112ZM95 113H94V112ZM114 111V112H115ZM125 111V112H124ZM130 111V112H129ZM134 111L138 114V115H136V113H134ZM154 111H157V112H155V114H156V116L154 115ZM164 111V112H163ZM179 112V114L181 113V111L184 113V115H182L183 113H181V115L184 117V118H182L181 117V115H179L178 114V112ZM211 111H213V113H214V115H212L213 113L211 112ZM222 111V112H221ZM236 111V112H235ZM240 111V112H239ZM243 111V112H242ZM33 112V113H32ZM36 112V113H35ZM70 112V113H69ZM74 112H73V114H74ZM104 112H106L105 114H104ZM124 112V113H123ZM140 112V113H139ZM160 114H159V113ZM172 113V114H170V113ZM69 113V114H68ZM84 113H86L85 115H83ZM88 113V114H87ZM94 113V114H93ZM109 113V114H108ZM142 113V114H141ZM163 113H164V115L165 114H167V116H165L164 117V115H163ZM202 114V116H200V117H203V115H206V116H204L202 119L203 120H207L206 121V123L204 124V122L202 121V119L201 118H199V116L198 115H196L195 116V114ZM223 113V114H222ZM237 113V114H236ZM240 113H241V115H243V117L240 115ZM22 114V115H21ZM29 115L30 117H31V119L30 118H28V116H26V115ZM119 114V115H118ZM121 114V115H120ZM162 114V115H161ZM174 114V115H173ZM177 114H178V116H180V117H175V116H177ZM188 114V115H187ZM193 114H194V116H195V118H194V116H193ZM68 115V116H67ZM89 116L90 118H93L92 120H94V118H95V121L93 122L90 118H88V117H85V116ZM106 115H115V117H114V119H111V117L110 116H108V117H110V118H107V119H105L106 118ZM116 115H118V116H116ZM141 115H143V116H141ZM159 115H161L160 117H161V119L163 118V120H161L160 118H159ZM169 115H171L170 117H175L174 119H170L169 118ZM186 115L187 116H189L188 118H189V121H188V123H187V117H186ZM213 116L212 118H213V120H211L212 118L211 117H207V116ZM235 115H237V116H239L240 117V119H241V117L246 121V123H245V121L243 120H239V117H237V116H235ZM50 116H51V118H50ZM67 116V117H66ZM144 116H146V117H144ZM151 116V118L153 119V121H152V119H150L149 117ZM157 116H158V118H157ZM197 116H198V119H196L197 118ZM52 117H55V119L59 122L58 123V125L57 126H53V125H56V123L55 122H57L56 120L54 121V118H52ZM57 117V118H56ZM67 119H66V118ZM84 117L86 118L85 120H84ZM155 118V121H154V118ZM168 117V118H167ZM210 120H208L207 118ZM235 117L236 118H238V119H235ZM245 117V118H244ZM28 118V119H27ZM49 118L50 119H53L52 120V122L53 123H51V120H49ZM90 120V123L92 124H90L91 126H87V125H89V124H87L86 122L87 121H89L88 119ZM115 118H116V120H115ZM147 118V119H146ZM164 118H167V119H164ZM181 118V119H180ZM196 121H198L199 122V128H200V130H197L198 132L200 131V134L198 133V132H196V130L195 129H197V127L196 128H194L195 126H197L198 124V122H194L195 120ZM206 118V119H205ZM77 119V120H76ZM99 119V120H98ZM101 119V120H100ZM110 120V124L108 125V127L106 128V125L108 124H104V121L105 122H108L109 120ZM149 119L151 120V121H149ZM156 119H159V121H161V123L163 124V125H161V123H159L158 122V120H157V123H155L156 122ZM184 119V120H183ZM192 119V120H191ZM200 119H201V121H200ZM30 120H37V124H36V122H32V124H29L30 122L29 121ZM66 120V121H65ZM73 120H75V122L73 121ZM87 120V121H86ZM96 120H97V122H96ZM103 120V121H102ZM108 120V121H107ZM111 120L113 121L114 120V122H115V124H117V126L115 127L114 126V122L112 123L111 122ZM132 120V121H131ZM135 120H137L136 121V123H135ZM146 120H148V122H149V124H148V122L146 121ZM172 120L174 121V122H176L177 120L178 121H182L183 123L184 122H186V124H183V123H181V122H179L180 123V126H181V124H182V126L180 127L181 129H182V127H183V129H186V126L187 127H189L188 125L190 124L191 125V121H192V123H193V125H191L190 127H189V129H188V131H186V130H183V132L182 133H178V132H181L182 130H179V131H177L176 132V130H178V128H176L175 129V127L177 126V124H175L174 125V123L172 122ZM191 120V121H190ZM235 120V121H234ZM236 120H239V121H236ZM39 121V122H38ZM47 121V122H46ZM50 121V123H51V126H50V124L48 123ZM86 121V122H85ZM122 121V122H121ZM166 121V122H165ZM170 121V122H169ZM177 121V122H178ZM212 121V123H210ZM230 121H233L232 123L230 122ZM242 121V122H241ZM247 121H248V124H247ZM251 121H254L252 124H250L249 125V122L251 123ZM257 121V123H255ZM69 122V123H68ZM73 122V123H72ZM77 122V123H76ZM79 122H81L80 123V125H79ZM99 122V123H98ZM119 122V123H118ZM121 122V123H120ZM145 122H147V124H145ZM150 122H151V125H150ZM152 122H154L155 123V126L153 127V125L152 124H154V123H152ZM165 122V123H164ZM167 122H169V123H171V126H172V123H173V126H172V128H170L171 126H169L170 124H166ZM210 124H209V123ZM39 123H40V125H39ZM48 123V124H47ZM55 123V124H54ZM60 123H62V124H60ZM75 123V124H74ZM89 123V122H88ZM112 123V124H111ZM140 123H143L142 125H143V127L141 126V125H139ZM178 123V124H179ZM202 123V124H201ZM34 124H36L37 125V127H35V125ZM61 126H60V125ZM65 124V125H64ZM68 124V125H67ZM72 124H74V125H72ZM76 124L79 126H76ZM83 124V125H82ZM87 124V125H86ZM94 124L95 125H97V132L100 134V133H102V135H99L97 132H93V131H95V129H92L93 127H94ZM104 124V125H103ZM118 124H120V125H118ZM128 126H127V125ZM136 124V125H135ZM144 124H145V126H144ZM197 124V125H196ZM209 124V125H208ZM32 125V126H31ZM39 125V126H38ZM50 126V128H55V130L53 129H49L48 128V126ZM85 125V127H83ZM113 126V127H110V126ZM127 126L126 128H123L124 126ZM137 125L140 127V128H137ZM152 126V127H150V126ZM158 125V126H157ZM159 125H161L160 127L162 128V126H165V125H167V126H165L164 127V129H165V132L167 131V130H169V131H167L166 133H168V134H166V133H164V129L162 128H160L159 127ZM204 125V126H203ZM253 125V126H252ZM257 125V126H256ZM69 126V127H68ZM80 126L82 127V130L80 129ZM118 126L120 127V128H118ZM193 126V127H192ZM206 127V128H204V129H207V128H209L210 130H212L213 128V130L212 131H214L213 132V134H212V132L209 130V129H207V130H209V131H205V130H203L202 128L203 127ZM253 127V128H251V127ZM254 126H255V128H254ZM66 127L69 129L68 131H67V129H66ZM76 127V128H75ZM91 127V128H90ZM100 127H101V129H100ZM112 128V129H110V130H108V128ZM131 127V128H130ZM136 127V128H135ZM157 127H159L158 129H160V130H162V131H160V130H156L157 129ZM174 127V128H173ZM212 129H211V128ZM248 127H250L249 129H248ZM38 129V132H36L37 131V129ZM56 128H58V130L56 129ZM62 128H63V130H62ZM71 128V129H70ZM74 128V129H73ZM78 128V129H77ZM95 128V127H94ZM144 128V129H143ZM148 128V129H147ZM156 128V129H155ZM179 128V129H180ZM190 128H194L193 130H194V132H195V134H194V132H193V130L192 131H190ZM227 128V131L225 130ZM33 129H34V131H33ZM36 129V130H35ZM59 129H60V131H61V133H62V135L60 136V131H59ZM79 130L80 129V131H82L83 133H81V132H79L80 134H83V136L82 135H77L78 134V132L77 131H74V130ZM87 130V131H89V130H93L92 132L95 134H92L91 135V131H89V132H87V131H84V130ZM105 129H107L106 131L107 132H109L108 134H110V135H108L107 134V132H105L104 130ZM113 129H116V130H114V132H113ZM119 129H121L120 131H122V129L124 130L125 129V131H122V132H119L118 130ZM136 129H137V131H136ZM175 129V130H174ZM253 129V130H252ZM65 130L67 131V132H69V133H66L65 132ZM74 131V133H75V135H74V133H73V131ZM101 130H102V132H101ZM111 130H112V132H113V134H111L112 132H111ZM173 130V131H172ZM224 130V131H223ZM229 130V131H228ZM59 131V132H58ZM66 133V135L67 134H69V136H73V138H70V137H68V135H67V137H66V135H65V133ZM71 131H72V134H71ZM100 131V132H99ZM103 131L105 132V133H103ZM117 131V132H116ZM176 132L177 134H179V136H180V139H178L179 138V136L176 134V136L178 137H175V134L174 133H172V132ZM190 131V132H189ZM203 131H205V132H203ZM221 131H223V134L221 133ZM228 133V135H224V134H226V132ZM36 133V134H33V133ZM55 132V133H54ZM57 132V133H56ZM87 132V133H86ZM169 132L170 133H172V134H169ZM188 132H189V134H188ZM202 132V133H201ZM207 132V133H206ZM225 132V133H224ZM230 132V133H229ZM60 133V134H59ZM99 135V136H97V134ZM118 133V134H117ZM129 133V134H128ZM192 134V136L194 137H191V134ZM204 133V134H203ZM215 133V134H214ZM33 134V135H32ZM58 134V135H57ZM64 134V135H63ZM71 134V135H70ZM85 134H86V136H85ZM90 134V135H89ZM115 134H117V136H115ZM189 136V138H187V135ZM199 134V135H198ZM205 134H206V137H204V138H206L207 139V141L206 140H203L201 137H203V136H205ZM209 134L211 135H213V136H210L211 138H212V140L214 141V143H215V140H216V143H217V141L219 140L220 141V139H221V142H223L224 140H225V143L223 142V146H222V143H221V145H220V142H218L217 144H218V146H217V144H214L213 142H212V140H211V138L210 137H208L209 136ZM57 136V137H54V136ZM78 137H77V136ZM108 135V136H107ZM113 135V136H112ZM174 136L175 138H173V137H171V136ZM184 135V136H183ZM208 135V136H207ZM222 135H224L223 137H222ZM64 136V137H63ZM91 138V140H90V138ZM92 136V137H91ZM94 136V137H93ZM96 136V137H95ZM110 136H112L111 138H110ZM186 138V140H188V139H190V140H188L189 142L192 140V145L189 143V142H186L185 140H184V138ZM198 136H200V137H198ZM226 136V137H225ZM34 137V138H33ZM60 137V140H54L55 138H59ZM63 137V138H62ZM84 137H85V139H84ZM107 137V139H110V140H107V139H105ZM114 137H116V138H114ZM182 137V138H181ZM191 137V138H190ZM197 137L199 138L198 140L200 141V143L202 144H200V143H198L197 144V146L199 145V147L197 148V146L195 147V140H193V139H197ZM221 137V138H220ZM225 137V138H224ZM61 138H62V140H61ZM67 138V139H66ZM68 138H70V139H68ZM79 139L78 140V142L79 143H76L77 142V140H75V139ZM81 138V139H80ZM84 139V141H83V139ZM93 138H94V140H96V141H93ZM173 138V139H172ZM204 141L203 143H202V140ZM209 138V139H208ZM222 138H224V139H222ZM227 138H229V141L227 140ZM29 139V140H28ZM30 139H32L31 141H30ZM33 139H34V141H33ZM36 139V140H35ZM66 140V144H67V146H65L64 147V141L63 140ZM71 139H73L72 141H71ZM114 139V140H113ZM118 139V140H117ZM87 140H90V141H87ZM105 140V141H104ZM113 140V141H112ZM175 140V141H174ZM198 140H196V143L197 142H199ZM211 140V141H210ZM35 141H38L40 144H38V142H37V144H33V142H35ZM59 141V142H58ZM62 141H63V144H61L62 143ZM68 141H70V142H68ZM228 141V142H227ZM30 143V146H31V142H32V144H33V146L32 147H34L35 148V146H36V149L37 150H35V154H36V156H34V155H32L33 153L32 152H30V151H28L27 150V146H29V145H27V144H29ZM54 142L56 143V142H58V145L56 146V144H54ZM61 142V143H60ZM68 142V143H67ZM72 142V143H71ZM208 143V145H207V143ZM210 142V143H209ZM36 143V142H35ZM51 143V144H50ZM69 143H71V147L70 146H68L69 145ZM88 143H89V145H88ZM206 143V144H205ZM213 143V144H212ZM227 143V144H226ZM63 145V146H61V145ZM77 144V145H76ZM176 144V145H175ZM178 144H180V145H178ZM184 144H188L189 146H191V147H189L188 145L186 146V145H184ZM210 144H212L211 146H209ZM225 144V145H224ZM38 145H39V147H38ZM45 145V146H44ZM171 145V148L169 147ZM178 145V146H177ZM182 145V146H181ZM184 145V146H183ZM204 145V146H203ZM56 146V147H55ZM59 146V147H58ZM75 146V147H74ZM174 146H175V148H174ZM205 146H206V148H205ZM210 148H209V147ZM216 146V147H215ZM219 146H220V148H219ZM41 147H42V149H44V150H42L41 149ZM60 147H63V150H62V148H61V152H59L60 151V149L58 150V148H60ZM68 147V148H67ZM69 147H70V149H69ZM167 147H169V148H167ZM177 147H179V148H177ZM186 147H188V148H186ZM254 147H256L255 149L256 150H254ZM57 149L56 151H54L55 149ZM64 148H67V149H69V151L66 149V151H65V149ZM251 148V149H250ZM253 148V149H252ZM42 151H41V150ZM50 149H51V153H50ZM191 149V151H189V150ZM200 149V150H199ZM221 149V150H220ZM73 150H75V153H74V151ZM184 150H186V151H184ZM58 151V152H57ZM168 151H170V152H168ZM178 151V152H177ZM182 152L183 151V153H187V154H183V153H180V152ZM195 151V152H194ZM197 151V152H196ZM223 151H224V153H223ZM40 152V153H39ZM44 152H48V153H43ZM54 152H55V154H57L56 156H59V154L60 153H63L64 154V156H62V154H60V156H59V158L58 157H56L55 155H54ZM72 152H73V154L75 155H73L72 154ZM172 152V153H171ZM174 152V153H173ZM192 152H194V153H192ZM30 153H32V154H30ZM38 153V154H37ZM59 153V154H58ZM176 153H178V154H176ZM216 153V154H215ZM218 153H220V155H219V157H218ZM225 154V155H227V156H225V155H223V154ZM227 153V154H226ZM39 154H42L41 156L43 157V155L45 156L44 158H47V159H45V161H44V163H43V158L39 155ZM47 154H50L49 156L47 155ZM180 154V155H179ZM182 154V155H181ZM33 156V158H32V156ZM39 157H41L40 159L42 160V162H41V160L40 159H38L39 160V162L37 161V157L38 156ZM52 155H53V157H52ZM73 155V156H72ZM179 155V156H178ZM196 155H198V156H196ZM200 155V156H199ZM223 155V156H222ZM51 156V157H50ZM195 156V157H194ZM214 156H216V157H214ZM224 157L225 158V160L222 162H220V163H222V166H221V164H219V158H221V157ZM38 157V158H39ZM55 157V158H54ZM197 157V159H195ZM199 157V158H198ZM211 157L214 159V163L213 164H211L212 166H214V167H210L211 165L209 164V161H207V160H210L211 159ZM218 157V158H217ZM190 158H192L191 160H194L193 162L190 160ZM194 158V159H193ZM208 158V159H207ZM34 161H33V160ZM51 159V160H50ZM186 159H189V160H187V161H189V163L191 162V163H195V166L193 167V166H189V163L187 162V161H184V160H186ZM200 159V160H199ZM201 159H203L202 161H201ZM198 160V161H197ZM217 160V161H216ZM35 161H37L38 163H40V164H37V162H35ZM47 161V163H45ZM176 161V162H175ZM178 161H180L179 163H178ZM182 161L184 162V165H182ZM216 161V162H215ZM199 163V165H197V163ZM208 162V163H207ZM224 162H225V164H224ZM175 163H177L178 164V166H177V164H175ZM206 163L208 164V165H206ZM179 164H181L182 166H180ZM201 164L203 165V167L201 166ZM216 165V168H215V165ZM47 165V166H46ZM174 165H176L175 167H174ZM210 165V166H209ZM47 168H46V167ZM167 166V167H166ZM201 167V168H203V169H201L200 168V170H203L202 172L199 170V172H198V169H199V167ZM219 166V167H218ZM166 169H165V168ZM182 168L181 169V171H180V169H177V168ZM186 167H188V168H192L191 170H192V172H191V170L190 169H186ZM210 168V169H208V170H206V168ZM222 167H224V169L222 168ZM259 167H260V169H259ZM198 168V169H197ZM224 170V171H222V169ZM256 168H258L257 170H256ZM195 169H197V171L195 172ZM213 169V170H212ZM216 169V170H215ZM220 169H221V171H222V174H220L221 173V171H220ZM228 169V170H227ZM191 172V173H189V171ZM261 170V171H260ZM181 173H180V172ZM186 171H188V172H186ZM194 171V172H193ZM209 171H212V172H208ZM218 171H219V174L221 175V176H219L218 175V179L216 178V177H213L214 176V173H218ZM203 172H205L206 173V175H205V173H203ZM186 173H189V174H186ZM194 173V174H193ZM196 173V174H195ZM199 173H203L204 175H201V174H199ZM223 173H225V176L223 175ZM256 173V174H255ZM258 173V174H257ZM184 174H186V175H184ZM192 174V175H191ZM198 174V178H196L197 175ZM210 174H212L211 176H210ZM259 174H261V175H263V176H259ZM188 175V176H187ZM194 175V176H193ZM223 175V176H222ZM250 175V176H249ZM256 175H258L259 177H261L262 178V180H261V178H259L258 176H256ZM202 176H205V177H207V178H205V177H202ZM251 176H252V178H251ZM253 176H254V178H255V180H256V182H254V181H252L251 182V180H254L253 179ZM187 177V178H186ZM189 177L191 178V179H189ZM194 177V178H193ZM214 179H213V178ZM224 178V180H221V178ZM227 177V178H226ZM182 178H184V179H182ZM205 178V179H204ZM212 178V179H211ZM222 178V179H223ZM249 178H251L250 180H249ZM259 178V179H258ZM166 179V180H165ZM173 179V180H172ZM181 179V180H180ZM187 179V180H186ZM196 179V180H195ZM203 179V180H202ZM209 179V180H208ZM225 179H228L227 181L225 180ZM157 180V181H156ZM160 180V181H159ZM162 180V181H161ZM163 180H165V181H163ZM171 180V181H170ZM191 181V183H189L190 181ZM218 180V181H217ZM167 181H169L168 183H167ZM174 181V182H173ZM181 181H182V183H181ZM189 181V182H188ZM202 181V182H201ZM210 181V182H209ZM215 181V182H214ZM217 181V182H216ZM220 181H223V182H221L220 183ZM224 181H226V182H224ZM229 181V182H228ZM250 181V182H249ZM157 182V183H156ZM159 182L161 183L160 185H159ZM164 182V183H163ZM177 182V183H176ZM184 182H187L186 183V185H182V184H184ZM192 182H193V184H192ZM197 183V185L195 184V183ZM199 182H201V184L203 183V185H201L200 186V183ZM205 182H207V184H208V182H209V187H208V185L205 183ZM215 184H214V183ZM248 182L250 183V184H252V183H254V184H252V185H249L248 184ZM260 182H261V184H260ZM163 183V184H162ZM173 183V184H172ZM176 183V185H174ZM179 183H180V185H179ZM205 183V184H204ZM219 183H220V185H219ZM230 183V185H228ZM157 184H158V186L160 187H158L157 186ZM168 184V186H167V188H166V185ZM173 185V187H171V185ZM212 184H213V186L216 188L215 190H214V187L212 186ZM223 184V185H222ZM226 184V185H225ZM255 184H256V186H255ZM162 185V186H161ZM170 185V186H169ZM177 185H178V189H177ZM182 185V186H181ZM194 185V186H193ZM218 185V186H217ZM247 185V186H246ZM260 185V186H259ZM176 186V187H175ZM181 186V187H180ZM183 186H186V187H183ZM191 186V187H190ZM196 186H198V187H196ZM203 186V187H202ZM208 187V189H207V192H206V189L204 188V187ZM210 186H211V188H210ZM217 186V187H216ZM221 186V187H220ZM227 186V187H226ZM230 186V187H229ZM248 186H251L252 188H253V186H255L254 188H256V191H257V194H256V191H255V189H253L252 190V188H250L249 187V189H251L254 193H252V191L251 190H249L248 189ZM261 187V188H259V187ZM159 189H157V188ZM166 188V190H167V192H168V194L166 193V190H165V188ZM168 187H170V188H168ZM175 187V188H174ZM196 187V188H195ZM202 187V188H201ZM242 187V188H241ZM257 187H258V189H257ZM164 190H163V189ZM174 188V189H173ZM182 188V189H181ZM184 188V189H183ZM210 188V189H209ZM213 188V189H212ZM217 188L219 189V190H217ZM225 188H227V189H225ZM263 188V189H262ZM162 189V190H161ZM170 189V190H169ZM180 189V190H179ZM188 191H187V190ZM204 189V190H203ZM221 189V190H220ZM223 189H225V190H223ZM230 189H231V191H230ZM241 189H242V191H241ZM244 189V190H243ZM262 190V192H260L261 190ZM160 190L162 191L161 192V194H160ZM172 190V193L170 192ZM182 190V191H181ZM195 190V191H194ZM200 192H199V191ZM202 190H203V192H202ZM208 190H210V191H208ZM226 190H228V191H226ZM240 192H239V191ZM259 190V191H258ZM175 191V195H173L174 192ZM177 191V192H176ZM179 191H181L180 193H179ZM196 191L198 192V193H196ZM212 191V193L210 194V192ZM218 191H220L221 193H219ZM227 192L225 195H223V192ZM237 191V192H236ZM159 192V193H158ZM163 192H164V194H163ZM169 192H170V194H169ZM190 192V193H189ZM204 192L206 193V194H204ZM214 192V193H213ZM216 192V193H215ZM229 192H231L230 194H229ZM177 193V194H176ZM217 193L219 194V196H221V197H219V196H217ZM237 195H236V194ZM241 193H243V194H241ZM244 193H246V194H244ZM252 193V194H251ZM160 194V195H159ZM162 194L164 195V196H162ZM194 194V196H190V195H193ZM211 197H209L208 198V195ZM215 196H214V195ZM251 194V195H250ZM103 195V196H102ZM168 195V196H167ZM171 195V196H170ZM174 196V199L177 197L176 195H178V197L176 198V200H173V196ZM207 197H206V196ZM214 196V198H219L218 199V201H223V203H222V201H221V203H219L218 201H216L217 199H215V202H214V200H212L213 199V196ZM228 195H229V197L232 195L233 197H235V198H233L232 196L229 198L228 197ZM246 195V196H245ZM161 196V197H160ZM167 196V197H166ZM179 196H180V198H179ZM200 196V197H199ZM203 197V199H202V197ZM224 196V197H223ZM241 196V197H240ZM243 196V197H242ZM252 197V199L253 200H250L251 199V197ZM169 197V198H168ZM170 197H171V199H170ZM182 197H183V199L184 200H187V198L186 197H189L188 198V200H189V202L191 203L190 205H189V202L188 201H184V200H182L181 201V199H182ZM192 197V198H191ZM193 197H195V198H193ZM237 197V198H236ZM250 199H249V198ZM105 200V201H103V199ZM106 198H107V200H106ZM159 198V199H158ZM161 198V199H160ZM166 198V199H165ZM198 198V199H197ZM205 198H206V200H205ZM222 198H224V199H222ZM243 198V199H242ZM245 198H247L246 200H245ZM101 199H102V201H101ZM164 199V200H163ZM168 199H169V201H170V203L172 204H170L169 203V201H168ZM193 199V201H191V200ZM209 199H211L212 201L210 202V201H208ZM228 199H231V200H229L228 201ZM242 199V200H241ZM160 200V201H159ZM171 200H173V201H171ZM178 200H179V202H180V205H179V203H178ZM194 200H196V201H194ZM199 202H198V201ZM226 200V201H225ZM234 200V201H233ZM243 202L242 204H241V206H240V203H241V201ZM245 200V201H244ZM256 200V201H255ZM260 200H262V201H260ZM84 201H86V202H84ZM101 201V202H100ZM109 201V202H108ZM162 201V202H161ZM168 202V203H166V202ZM177 201V204L179 205V206H177V204L175 203ZM225 201V202H224ZM232 201V202H231ZM239 201V202H238ZM253 202V204H251L250 205V203H252ZM260 201V202H259ZM83 203V204H85L84 206H83V204H80V203ZM88 202H90V203H88ZM92 202H94V203H92ZM98 202H100L102 205H100V204H98ZM105 202V203H104ZM159 202L161 203V205L159 204ZM182 202H187L188 203V206H187V204L186 203H182ZM196 202H198L197 204H196ZM203 202H206L207 204H208V206H207V204L206 203H203ZM209 202V203H208ZM214 202V203H213ZM108 203V204H107ZM109 203H111V204H109ZM219 203V204H218ZM235 203V204H234ZM246 203V205H244ZM248 203V204H247ZM258 203V204H257ZM93 204V205H92ZM106 205V208H104L105 207V205ZM164 204H166V205H164ZM177 206L176 208L177 209H175V205ZM203 204L205 205V209H203L202 208V206H203ZM209 204H211V205H209ZM214 204H216V205H214ZM221 204H223V206L221 205ZM259 204H261V206L259 207ZM79 205V206H78ZM90 205H92V206H94V207H91ZM96 205H97V207H96ZM101 207H100V206ZM109 205L111 206V208H109ZM163 205V206H162ZM167 205H170V207L169 206H167ZM222 206L221 208L219 207V206ZM234 205V206H233ZM240 206L239 208H238V206ZM242 205H244L243 207H242ZM90 206V207H89ZM102 206H103V208H102ZM151 206H152V208H151ZM162 206V207H161ZM181 206L184 208V210H183V208H181ZM187 206V207H186ZM191 206H192V208L194 207H196V209L194 210V208L192 209V210H188L189 208H191ZM198 206V207H197ZM201 206V207H200ZM211 206V207H210ZM214 206V207H213ZM217 206V207H216ZM231 206L233 207V208H231ZM249 206H251V208H249ZM255 206V207H254ZM78 207V208H77ZM84 207H85V209H84ZM87 207V208H86ZM96 207V208H95ZM100 207V208H99ZM132 207H134L135 209L133 210L132 209ZM164 207H166V210L167 211H169V210H171L170 212H168V214L170 213V214H172L171 212H173V215L172 216H170V215H168V214H166L167 215V217L165 216V212H167L166 210H165V208ZM174 208V209H172V208ZM179 207H180V210L178 211V209H179ZM206 207H208L207 208V210H209V212L206 210ZM241 207H242V209H247L246 207H248V209L249 210H246L247 212H249V213H247L245 210H243V211H245V213L242 211V209H241ZM245 207V208H244ZM254 207V208H253ZM76 208H77V210H76ZM94 208V209H93ZM99 208V209H98ZM161 208V209H160ZM169 208V209H168ZM171 208V209H170ZM198 208V209H197ZM213 208V209H212ZM219 208V209H218ZM238 208V209H237ZM253 208V209H252ZM257 208V209H256ZM258 208H262V209H258ZM73 209V210H72ZM83 210V211H85V213L83 212V211H81V210ZM86 209H87V212L89 213V215H87L88 213L86 212ZM103 209L105 210V209H107V212H109V211H111V210H114V212L113 211H111V214L110 213H108L107 214V212H104L103 211ZM108 209H109V211H108ZM137 209V210H136ZM211 209V210H210ZM223 209V210H222ZM76 210V211H75ZM147 210V211H146ZM161 210V211H160ZM164 211V213H163V211ZM175 212H174V211ZM181 210L182 211H187L188 210V214H189V216H190V218H189V216H184V215H188L186 212H181ZM203 210H205V211H203ZM217 211L218 212V214H217V212L216 213H214L213 211ZM220 210V211H219ZM235 210H237V211H239L240 213H236V211ZM253 210V211H252ZM256 210V211H255ZM78 211V213H76V215H75V212H77ZM95 211V212H94ZM106 211V210H105ZM140 211V212H139ZM143 211V212H142ZM191 211V212H190ZM203 211V212H202ZM208 213H207V212ZM251 211V212H250ZM260 211H262V212H260ZM82 212V213H81ZM144 212H145V214H144ZM149 213V218H148V213ZM177 212V213H176ZM193 212V213H192ZM197 212V213H196ZM198 212H201V213H198ZM207 214H206V213ZM212 212V213H211ZM243 214H242V213ZM254 212V214H252ZM258 212V213H257ZM26 213H28V214H26ZM30 213H32V214H30ZM83 214L84 213V215H81V214ZM87 213V214H86ZM90 213H92L91 215H94V216H91L90 215ZM94 213V214H93ZM103 213H104V216H107V217H109L110 216V218H112V219H106L105 217L103 218ZM142 213V214H141ZM150 213H152V217L153 218H151V214ZM163 215H162V214ZM175 213V214H174ZM236 213V214H235ZM255 213H257V214H255ZM262 215V213H263V215H262V217H261V215ZM34 214V215H33ZM77 214H80V215H77ZM101 215V216H98V215ZM113 214H115V215H113ZM154 214V215H153ZM155 214H157V215H155ZM190 214H192V216L190 215ZM203 214V215H202ZM208 214H210V215H208ZM247 214H249V216L247 215ZM250 214L251 215H255L254 216V219L256 220V222H254L255 220L253 219V218H251L250 217ZM89 216V217H86V216ZM213 216V218L214 219H211L212 218V216ZM237 215V216H236ZM243 215H246V218L247 219H249L250 218V220H253V221H250V220H247L246 218H245V216H243ZM256 215H259L260 217H258V216H256ZM25 216V217H24ZM78 216V217H77ZM82 216V217H81ZM84 216V217H83ZM97 216V217H96ZM154 216H156V217H154ZM163 216V217H162ZM175 217V219L173 218V220H170V219H172V217ZM195 216V217H194ZM207 216H208V219H207ZM240 218H239V217ZM249 218H248V217ZM4 217V218H3ZM17 217H19V218H17ZM21 217V218H20ZM34 217H36V218H34ZM74 217H76L75 219H74ZM80 217V220H82V225H81V221L79 220L78 221V219L77 218H79ZM86 217V218H85ZM94 217H96V218H94ZM99 217H101L102 219H100ZM136 217H137V219H136ZM144 217H146V218H144ZM195 218V219H193V221H192V218ZM211 217V218H210ZM233 217H234V219H233ZM256 217V218H255ZM17 218V219H16ZM38 218V219H37ZM93 220H92V219ZM114 218V219H113ZM144 218V219H143ZM165 218V219H164ZM168 220H167V219ZM190 220H189V219ZM196 218H197V222H195L194 223V221L196 220ZM237 218V219H236ZM243 218V219H242ZM5 219V220H4ZM7 219V220H6ZM35 219V220H34ZM84 219V220H83ZM88 219H90V220H88ZM94 219H98V220H94ZM134 219H136V221L134 220ZM141 220V221H139V220ZM161 219H163V220H161ZM240 219V220H239ZM247 220V224H245L246 222L245 221H243V222H245V223H243V222H241L242 220ZM261 219V220H260ZM76 220H77V222H76ZM87 222H86V221ZM152 221V222H148V221ZM156 220V221H155ZM170 220V222H168ZM210 220H211V222H210ZM238 220V221H237ZM3 221V222H2ZM6 221H8V222H6ZM36 221V222H35ZM143 221V222H142ZM153 221H154V223H153ZM159 222V225H157V223ZM162 221V222H161ZM166 221H167V223H166ZM200 221V222H199ZM214 221V222H213ZM252 222V223H250V222ZM69 222H71V224L69 223ZM75 222V223H74ZM80 222V223H79ZM141 224H140V223ZM155 222H157V223H155ZM173 222V223H172ZM189 222H192V224H189ZM198 222H199V224L200 225H198ZM241 222V223H240ZM258 222V223H257ZM13 223H15V224H13ZM39 223H41L40 225H39ZM76 223H78V225L76 224ZM92 223V224H91ZM169 223V224H168ZM171 223H172V225H171ZM255 223H257V224H255ZM5 224V225H4ZM38 224V226H36ZM89 224V225H88ZM136 224H137V226H136ZM139 224H140V226H139ZM175 224V225H174ZM187 224V225H186ZM189 224V225H188ZM245 224V225H244ZM249 224V225H248ZM255 224V228L252 226V225H254ZM263 225V226H260V225ZM7 225V226H6ZM8 225H18V227L19 228H17V230L19 231V233L21 234H19V233H16L17 231H15V232H12V230H13V228H10V229H8ZM22 225V226H21ZM71 225L73 226V227H71ZM79 225L83 228V227H85V228H83L84 230H85V232H84V230H82V228L81 227H79ZM91 225H92V229H94V227L96 226H98L97 228L95 227V229H94V233H95V231H96V233H95V235H94V233H91ZM100 225V226H99ZM158 227H157V226ZM165 225V226H164ZM167 225V226H166ZM194 225V227H192ZM196 225V226H195ZM197 225H198V227H197ZM223 225V226H222ZM227 225V226H226ZM240 225V226H239ZM250 226L251 227V229H250V227H248V226ZM6 226V227H5ZM41 227V230H40V228H38V227ZM72 228V230H70V232L68 231L69 229H70V227ZM76 226V227H75ZM110 226V227H109ZM111 226H114L115 227V232H117V233H115V232H113V229L112 228H114V227H111ZM142 226V227H141ZM147 228H146V227ZM170 226H171V228H170ZM203 226V227H202ZM236 226V228H238V229H236V228H234ZM238 226V227H237ZM245 226V227H244ZM89 228V229H91L90 231H89V229H86V228ZM100 227V228H99ZM110 229H109V228ZM135 227H136V229H135ZM141 227V228H140ZM144 227V230L142 229ZM177 227L179 228V229H177ZM183 227V228H182ZM191 227V228H190ZM205 227V228H204ZM215 227V228H214ZM222 227V228H221ZM225 227H227V229L225 228ZM231 227V228H230ZM232 227H233V230H232ZM241 229H240V228ZM75 228L77 229V231L75 230ZM78 228H81V229H78ZM109 230H108V229ZM149 228V229H148ZM152 228V229H151ZM157 228V229H156ZM173 228H175V229H173ZM198 229L199 231H200V233L198 232V230H195V229ZM201 228V229H200ZM202 228H204V229H202ZM226 229V230H224V229ZM260 228V229H259ZM8 229V230H7ZM12 229V230H11ZM68 229V230H67ZM99 229H101V230H99ZM112 229V230H111ZM129 229H131V231L133 232H131ZM139 229V230H138ZM156 229V230H155ZM187 229V230H186ZM193 229L195 230V231H193ZM222 229V230H221ZM230 230V235H229V230ZM263 229H264V227H263ZM82 230V231H81ZM87 230V231H86ZM105 230H107V231H105ZM117 230V231H116ZM130 232H129V231ZM134 230V231H133ZM146 230V232H144ZM149 230V231H148ZM174 230V231H173ZM178 230V231H177ZM181 230L182 231H184V230H186V231H184V234H183V232H181ZM235 230V231H234ZM256 230V231H255ZM6 231V232H5ZM72 231V232H71ZM74 231V232H73ZM81 231V232H80ZM93 231V230H92ZM118 231H121V232H118ZM125 233H124V232ZM139 231V232H138ZM143 231V232H142ZM175 231H177V233L175 232ZM202 231H204V232H202ZM233 233H232V232ZM3 234H2V233ZM8 232H10L11 233V235H10V237L8 236L9 234H8ZM83 232L84 233H87V235L86 234H83ZM90 232V233H89ZM109 232V233H108ZM110 232H112V233H110ZM129 232V233H128ZM135 232V233H134ZM142 232V233H141ZM180 232V233H179ZM194 232H197V234L196 233H194ZM226 234H225V233ZM252 232L253 233H256V234H252ZM258 232H260L259 234L261 235V236H259L258 235ZM263 232V233H262ZM12 233H14L13 235H14V237H13V235H12ZM70 233V234H69ZM75 233V234H74ZM108 233V234H107ZM123 235H122V234ZM145 233L146 234H148V235H145ZM157 233V234H156ZM187 233V234H186ZM8 234V235H7ZM16 234V235H15ZM27 236H26V235ZM73 234H74V236H73ZM78 234V235H77ZM83 234V235H82ZM90 234V235H89ZM92 234V235H91ZM96 234H98V235H96ZM100 234V235H99ZM112 234V235H111ZM113 234H115L114 236H113ZM117 234V235H116ZM126 234V235H125ZM128 234V235H127ZM141 234V235H140ZM142 234H143V236H142ZM151 234H153V235H151ZM176 234H177V236H176ZM179 234V235H178ZM190 234V235H189ZM193 234L194 235H196V236H198L197 238H196V236L195 237H193ZM198 234H200V235H202L201 237H202V239L203 240H201V237H200V235H198ZM218 234V235H217ZM221 234V235H220ZM225 236H227V235H229L225 240H224V235ZM248 234V235H247ZM19 235V236H18ZM24 235V236H23ZM70 235V236H69ZM75 235L76 236H79V237H81V236H89L88 237V240H90L91 241V239H90V237L91 238H94L95 240V242L94 243H92V241H91V244L88 242L87 243V238L85 239L84 237L82 238V239H84V240H87V241H85V242H83V240L81 239V238H77V237H75ZM93 235H94V237H93ZM125 235V236H124ZM129 235H131V236H129ZM134 235V236H133ZM139 235V236H138ZM149 235H150V237H149ZM175 235V236H174ZM182 235V236H181ZM184 235H187V236H184ZM224 236V237H221V236ZM250 235V236H249ZM11 236L13 237V238H15V236H18V238L15 240H13L12 241V238H11ZM69 236V237H68ZM72 236H73V239H72ZM111 236H113V237H111ZM118 237L117 239H115L116 237ZM132 236H133V238H132ZM148 236V237H147ZM153 236H155V237H153ZM190 236H192V238L193 239H191V237ZM217 236V237H216ZM218 236H219V238H218ZM247 236H249V237H251L250 238V240H249V237L247 238ZM258 236V237H257ZM9 237V238H8ZM19 237H20V241H19ZM26 237V238H25ZM68 237V238H67ZM120 237H123V238H120ZM138 237V238H137ZM145 237H147V238H145ZM165 239H164V238ZM174 237L175 238H177L178 240H176V239H174ZM182 238V239H179V238ZM188 237V238H187ZM204 237V238H203ZM216 237V238H215ZM259 238V239H257V238ZM261 237V238H260ZM10 238H11V242H12V244H16V242H18L16 245H17V247L15 246V244H14V246L16 247H14V246H12L11 244H10ZM25 238V239H24ZM76 238V239H75ZM126 238V239H125ZM143 238H144V240H143ZM152 238V239H151ZM161 238H162V241H159V240H161ZM167 238V239H166ZM168 238L170 239V240H172V239H174V240H176V243H174V240L173 241H169L168 240ZM183 238H186V239H183ZM194 238H196L197 240H199L198 241V243L194 240ZM221 238V239H220ZM222 238H223V240H222ZM246 238V239H245ZM255 238V239H254ZM264 238V237H263ZM28 241H27V240ZM53 239H54V241H53ZM63 239H66L67 241L65 242ZM68 239H70L71 241H69ZM122 239H124V240H127V241H124V240H122ZM147 239V240H146ZM149 239H151V240H149ZM154 239V240H153ZM191 239V240H190ZM219 241H218V240ZM248 239V240H247ZM253 241H252V240ZM24 240V241H23ZM55 240L57 241V242H59V244H57V242H55ZM75 240H77V241H75ZM120 240V241H119ZM136 240V242H134ZM152 242L151 244H150V242ZM166 240L168 241V243L170 244L171 242V244L169 245L168 243H165L166 242ZM182 240H184V241H187L186 243H184ZM190 240V241H189ZM193 240V241H192ZM215 240L218 242H215ZM222 240V241H221ZM230 240V241H229ZM232 240V241H231ZM246 240H247V242L248 243H246ZM259 242H258V241ZM15 241V242H14ZM26 241V242H25ZM52 243H51V242ZM80 241V242H79ZM122 241V242H121ZM144 241V242H143ZM145 241H147V242H145ZM155 241V242H154ZM156 241H159V242H156ZM178 241V242H177ZM195 241V242H194ZM225 241V242H224ZM250 241H252V242H250ZM257 241V242H256ZM262 241V242H261ZM14 242V243H13ZM24 244H23V243ZM63 242H64V245H63ZM78 242V244L79 245H77L76 243ZM82 242L85 244V246L87 247V250H86V247L84 246V244H82ZM119 242V243H118ZM128 242V244H126ZM149 242V243H148ZM153 242H154V246H152V244H153ZM161 242V243H160ZM199 242H201V243H199ZM221 242V243H220ZM224 242V243H223ZM226 242H227V245H226ZM250 242V243H249ZM19 243H20V245H19ZM51 243V244H50ZM53 243H55L54 245H53ZM67 243V244H66ZM68 243H69V246H67L68 245ZM76 245H75V244ZM87 243V244H86ZM138 243V244H137ZM141 243H143V244H141ZM157 243V244H156ZM158 243H159V245H160V247H162L163 248V246H164V244L166 245V246H164L165 248H161V251H160V254H159V251L158 250H160L159 248V246H158ZM163 243V244H162ZM181 243L183 244V247H182V245H181ZM190 243V244H189ZM191 243H195L194 245H192ZM211 243H213V244H211ZM214 243H216V244H214ZM21 244H23V245H26V246H23V245H21ZM70 244H71V248H73V249H71V248H69L70 247ZM82 246H84L85 247V250L84 249H81V245ZM94 244V245H93ZM145 244V245H144ZM146 244H149V245H147L146 246ZM176 244H178V246L180 247L181 246V248H179ZM210 244V245H209ZM220 246H219V245ZM222 244V245H221ZM254 244V245H253ZM260 244V245H259ZM4 245V246H3ZM6 245V246H5ZM10 245V246H9ZM51 245H53L54 247H55V249H54V247H51ZM56 245V246H55ZM59 245V246H58ZM76 247H75V246ZM138 245V246H137ZM155 245H157V248H156V246ZM162 245V246H161ZM168 245V246H167ZM173 245V247H171ZM196 245V246H195ZM197 245H199V246H197ZM204 245H205V247H204ZM215 245H218V246H215ZM224 245V246H223ZM252 245V246H251ZM18 246H22L21 248L20 247H18ZM29 246V247H28ZM68 248H67V247ZM74 246V247H73ZM79 246V247H78ZM129 246V247H128ZM132 246V247H131ZM175 246V247H174ZM177 246V247H176ZM191 246H193V247H191ZM254 246H256L255 248H254ZM10 247H12V248H10ZM14 247V248H13ZM23 247H24V250L25 251H23ZM31 247V248H30ZM56 247H57V249H56ZM61 247H63V248H61ZM65 247V248H64ZM83 247V248H84ZM137 247H139V248H137ZM146 247V248H145ZM151 247V248H150ZM154 247H155V249L157 250H155L154 251ZM184 247H190V248H192V250L190 249V248H184ZM204 247V248H203ZM218 247V248H217ZM235 247V249L237 250L239 247H240V249H241V252H239L240 251V249H238L237 250V252H236V250L234 249L233 250V248ZM257 247H258V249H257ZM259 247H261V248H259ZM9 248V249H8ZM19 248V249H18ZM28 248H29V250H30V252H28L29 250H28ZM33 248V249H32ZM51 248V249H50ZM59 248V249H58ZM66 248H67V251H66ZM77 248H79L78 250L79 251H77L76 249ZM130 248H133V250L132 249H130ZM134 248H135V251H134ZM144 248V251L142 250ZM173 248V249H172ZM194 248V249H193ZM203 248V249H202ZM12 249V250H11ZM35 249H36V252H37V254L36 253H34L35 252ZM53 249V250H52ZM63 249H65L64 251H63ZM68 249H69V251H68ZM77 251V252H75V250ZM83 251V253L81 252L80 254H79V252L81 251V250ZM113 252V251H115V252H113V254H111L112 252L110 251V250ZM138 249V250H137ZM141 249V250H140ZM153 249V251L156 253V252H158V253H156L157 254V257H156V254H153L154 252L153 251H151ZM168 249V250H167ZM169 249H170V251H172L171 253H170V251H169ZM175 249V250H174ZM178 249H179V251H178ZM180 249H184V251H182V250H180ZM188 249V250H187ZM200 249H202V250H200ZM206 249H207V252H205L206 251ZM210 249V250H209ZM257 249V250H256ZM15 250H18V252L17 251H15ZM20 250H21V252H20ZM26 250H28V251H26ZM31 250L33 251L32 252V254H31ZM55 250V251H54ZM106 250H107V252L109 251L110 252V254H109V252L106 254L105 252H106ZM150 250V251H149ZM162 250H164V251H162ZM200 250V254H199V251ZM229 250H231V251H229V252H231L232 253V251H233V254H231V253H227ZM259 250V251H258ZM10 251V252H9ZM50 251H53V253H51ZM59 251H61V253L59 252ZM73 251V253L75 252V253H77L75 256H77V258H78V262H76L77 261V259H76V257L75 256H73L74 254L73 253H71ZM130 251H132V252H130ZM165 251H167V252H169V253H166ZM177 251V252H176ZM190 254H186L187 252ZM190 251V252H189ZM205 253H203V252ZM219 251H221V252H219ZM252 251V252H251ZM255 251V252H254ZM8 252H9V254H8ZM13 252H15V253H13ZM22 252L25 254V255H27V252L28 253H30V254H28L27 256H21V255H23L22 254ZM59 252V253H58ZM85 252V253H84ZM116 252H117V254H116ZM124 252V253H123ZM141 252H142V254H141ZM153 252V253H152ZM161 252H164V253H161ZM180 254H186V255H183L184 257H186V258H183L182 256H181V259H183V260H181L180 259V256H179V253ZM210 252V253H209ZM235 252V253H234ZM251 252V253H250ZM259 252H260V254H259ZM3 253H5V254H3ZM13 253V254H12ZM34 253V254H33ZM50 253V254H49ZM56 253H58L57 255H56ZM114 253L116 254L115 256H114ZM132 253H133V255H132ZM146 253H147V255H146ZM197 253L199 254L198 256H197ZM240 253V254H239ZM248 253H250V254H248ZM254 253H255V255H254ZM262 253V254H261ZM9 256H8V255ZM15 254V255H14ZM20 254V255H19ZM44 254V255H43ZM50 255V256H47V255ZM52 254V255H51ZM61 254V255H60ZM79 254V255H78ZM121 254V255H120ZM127 256H126V255ZM141 254V255H140ZM151 254V255H150ZM159 254V255H158ZM165 254H167V255H165ZM174 254H177V255H175L176 257H177V259H176V257L174 258ZM204 256H203V255ZM215 254V255H214ZM226 255V256H223V255ZM242 254V255H241ZM243 254H244V256H243ZM247 254V255H246ZM32 255V256H31ZM41 257V256H45V257H42L43 258V260L42 259H40L39 258V260H37L38 259V257ZM39 255H41V256H39ZM54 255V256H53ZM59 255H60V257H59ZM110 255V256H109ZM119 255V256H118ZM150 255V256H149ZM154 255V256H153ZM170 257H169V256ZM219 255V256H218ZM239 255V256H238ZM250 255H252V256H250ZM260 255H261V257H260ZM7 256V257H6ZM16 256H18V258H16ZM29 256V259L27 258ZM33 258H31V257ZM37 258H36V257ZM112 256V257H111ZM114 256V257H113ZM126 256V257H125ZM132 256V257H131ZM135 256V257H134ZM138 256V257H137ZM141 256H144V257H141ZM147 256V257H146ZM162 257V256H166V259L164 258H160V257ZM168 256V257H167ZM257 256V257H256ZM15 257V258H14ZM35 257V258H34ZM46 257H48L49 259L50 258H54V259H52V260H56V262H53L52 263V260L50 259H48V258H46ZM58 257V258H57ZM75 257V258H74ZM109 257H110V259H109ZM125 257V258H124ZM154 260V261H151L152 259ZM154 257V258H153ZM160 258V259H157V258ZM217 257V258H216ZM222 257H223V259L224 260H222ZM260 257V258H259ZM30 258H31V260H30ZM46 258V259H45ZM60 258V259H59ZM114 258V259H113ZM140 258V260H138V259ZM144 258V259H143ZM150 260H148V259ZM156 258V259H155ZM174 258V259H173ZM179 258V259H178ZM244 258H245V260H244ZM255 258V259H254ZM17 259V260H16ZM28 259V260H27ZM36 259V260H35ZM61 259H66L65 261H62ZM69 259V260H68ZM74 259H76V260H74ZM116 259V260H115ZM141 259H143V260H141ZM147 261H146V260ZM176 259V260H175ZM217 259V260H216ZM250 259V260H249ZM252 259V260H251ZM257 259H258V261H257ZM5 260V261H4ZM36 262H35V261ZM50 261L49 263H47L48 261ZM71 260H74V261H71ZM138 260V261H137ZM160 261V262H158V261ZM162 260H164V261H162ZM185 260V261H184ZM215 260V261H214ZM246 260H249L248 261V263H247V261ZM12 261V262H11ZM16 261V262H15ZM19 261H21V262H19ZM38 261V262H37ZM60 261V262H59ZM119 261V262H118ZM120 261L122 262V263H120ZM134 261H135V263H134ZM146 261V262H145ZM178 261H180V262H178ZM181 261H183V263H181ZM242 261V262H241ZM253 263H252V262ZM28 262H26V264H28ZM126 262V263H125ZM131 262H133V263H131ZM164 262V263H163ZM191 262H189L188 264H191ZM216 262V263H215ZM255 262V263H254ZM262 262H260V263H262ZM41 263V264H42Z\"/></svg>","mask_w":264,"mask_h":264},{"label":"bare ground","instance_id":"obj_2","mask_svg":"<svg viewBox=\"0 0 264 264\" xmlns=\"http://www.w3.org/2000/svg\"><path fill=\"white\" fill-rule=\"evenodd\" d=\"M104 1H105V0H104ZM138 1H139V0H107V2L105 1V2H106V6H105L106 9H105V10H102V9H101L102 12L104 11V12H103V17H104V19H105L104 21L107 20V21L109 22V23H108V24H109L108 26H110V25L112 24V26L114 27V30H115V32H116L115 34H118V36H117V35H114V36H117V37L119 38V40H120V41H123L124 43L126 42V39H128L127 41H132V40H133V41H136V43L134 42V43L136 44L134 47L132 46V48H131V45H132L133 43H131L130 48H128V49H126V48L124 47V48H125V49H124V50H125L124 53L126 54V56L124 55V53H123L122 55H124L127 59H130V58H128V57H131V56H134V57H135V56L137 57V55L139 56L141 50H142V52L145 51V52L148 53V50H149V49H147V47H146V49H147V51H146V50H145V46H149V43H148L147 41H148V40L150 41V39L152 40V38H150V39H148V40H147V38L150 37V36H152V37L154 36V38H156V36H157V37H159V39L161 38V41H162L164 38L167 39V37H169L167 40L170 39V40H171V43L174 42V44H176L178 41H180V40H179V37H180V36L182 37V35H183V33H184V32H183V33L181 34V32H179L180 30H179V31H175V30H173V29L176 28V27H175V26H172V25H173V24H172V21H173L172 19H174L176 16H174V15L172 16V15H171V13H173V12L171 11V9L173 8V7L171 8V3L166 4V6L164 5V3H166L167 0H166L164 3H161V2H163V0L160 1L161 4H163L165 7H168L167 10H165L163 7H160V8H159L160 5L157 6V5L159 4V2L156 1V0H155V1L158 2L157 5H156V3L152 2V0H141V2H138ZM169 1H170V0H169ZM171 1H172V0H171ZM171 1H170V2H171ZM176 1H177V0H176ZM188 1H189V0H188ZM199 1H200V0H199ZM201 1H202V0H201ZM213 1H214V0H213ZM226 1H227V0H226ZM97 2H98V0H0V4H1L2 7H3V8H2V7H1V8L4 10V11L2 10V11L4 12V18H3V35H4V40L9 44L8 46H10V48L7 49V50H8L7 53L3 56V64H4V66H5V67H9V68L11 69V72H13V73H17V72L21 71V70H22L21 65H22V63H24V61H25V56H24V54H22L21 52L18 53L16 50L19 49V48H21V45H22V44H26V45H31V46L34 47V50H35L34 64H35L36 66H38L37 63L42 62V63H44L46 66H49L51 69L54 70V69H55V68H54V66H55V65H54V62H55V61L57 62V59L59 58V57H58V54H59V56H61V57L63 56V58H64V55H65V54L63 55V53H62V55H60V54H61L60 52H59V53L56 52V51H58V50H56V49L58 48V46L55 47V46H56L55 44H56V42H58V44H59V42H62V41H60V39L63 38L62 40H65L66 37H67V38H66V42L69 41V42L71 43V41H70V40H71V37H69L70 39L68 38V36L71 35V36H72V39H74L75 41H79V42L81 41L80 43H81L82 47H81V45H80L79 43H77V44L80 45L79 49L77 48L78 45H77V47H76V45L74 46V47H76V48L80 51V53H79L80 55L78 54V50L76 49V50H77V51H76L75 48L73 47V45H72L73 43L68 44L69 46L72 45V47L74 48L73 50L76 51L75 54H78L79 57H80V58H79V57L76 55V57H78V58L81 60V62H80V60L78 59V60H79V63H81V67H80V68L78 67L80 70H81V69H82V70H86V69H88V72H90L91 70L89 71V68L93 69L95 72L93 73V71H92V73H93V74L96 73L95 75H93V78H94V76H98V75H97V74H98V70H101V68H103V67L105 66V64H106L107 68H108V67L110 68L111 65L108 66L107 64H109V62H111L110 64L113 65V64H115L116 61H115V58H113V60L115 61V62L113 61L114 63H112V61H109V60L111 59V57H110L109 55L112 54V53L110 52V51L112 50V49L110 48V47H111L110 44H111L112 42L110 43V42L108 41V40L111 39V37H109V35L106 34V30H108L109 27L107 26V29H106V27H105L106 30L104 31V33L107 35V37L110 38V39L108 38V40L106 39L110 44H107V42L105 43L104 37H105L106 35L102 38V40H103L104 42H102V43L100 42V43H99V37H100L101 35H100V36L98 35V37H97V35H95V34H96V33H95V32H96L95 29H96V28H94L93 25H96V23H95V24H94V23L92 24L91 22H92L93 20H92V21H89L91 25H90L89 23H88L87 25H88V27L93 26L94 29H93V28H91V29H93V30L95 31V32H94L95 34H93V33H91V32H90V33H86V29H88V31H89V28H86V27H85L86 29L83 30L82 32H80L81 30H79V28L77 29V30L79 31V32H78L77 30H75L76 27H75V28H72V27H71V26L74 27V24H76L77 22H78V25H80V23H79L80 20H84V19H85V20L87 21L86 18H87V16H88L89 14H91V13H90L91 11H92V12L95 11V10L99 11V9H97L98 6H96V5H98ZM105 2H104V3H105ZM179 2H180V0H179ZM179 2H178V1L176 2V7H177V8H179V7H178V6H179ZM181 2H182V0H181ZM186 2H187V0H186ZM193 2H194V1H193ZM193 2H192V3H193ZM196 2H197V1H196ZM204 2H205V1L203 0V4H204ZM208 2H209V0L207 1V3H208ZM216 2H217V0H216ZM220 2H221V1H220ZM223 2H225V0H223ZM229 2H230V1H229ZM102 3H103V2H102ZM167 3H168V1H167ZM173 3H174V1H173ZM182 3L184 4V2H182ZM192 3H191V4H192ZM197 3H198V2H197ZM197 3H196V5H197ZM79 4L83 6L82 9H85V10H84V13H83L82 15H79V14H78V11H77V10H78L77 5L79 6ZM99 4H100V3H99ZM177 4H178V6H177ZM188 4H189V3H188ZM188 4H187V7H186V8H188ZM191 4H190V5H191ZM210 4H211V3H210ZM210 4H209V5H210ZM219 4H220V3H219ZM221 4H222V3H221ZM102 5H103V4H102ZM180 5H181V3H180ZM196 5H194V7H193L194 9H195V6H196ZM198 5H199V4H198ZM200 5H201V3H200ZM205 5H206V4H205ZM209 5H208V6H209ZM213 5H215V2H213ZM224 5H225V4H224ZM224 5H223V6H224ZM172 6H174V5L172 4ZM182 6H183V5H182ZM184 6H186V5H184ZM184 6H183V8H184ZM192 6H193V4H192ZM201 6H202V5H201ZM206 6H207V5H206ZM206 6H205V7H206ZM217 6H218V5L216 4L215 7H217ZM76 7H77V9H76ZM101 7H102V6H101ZM103 7H104V5H103ZM103 7H102V8H103ZM176 7H175V9H176ZM198 7H200V6H198ZM210 7H211V6H210ZM210 7H208V8H210ZM215 7H213V8H215ZM219 7H220V5H219ZM235 7H237V6H235ZM79 8H80V7H79ZM161 8H163V9L165 10L164 12H166V14H167L168 12L170 13V15H169V13L167 14L168 16L174 17V18L171 19L172 21H170L169 19L166 20V18H165L166 15H165L164 12H162L163 9L161 10ZM180 8H181L182 11L184 12L183 8H182V7H180ZM189 8L191 9V6H189ZM193 8H192V9H193ZM196 8H197V6H196ZM208 8H207V9H208ZM213 8H212V11H214V13H215V10L219 9V8H217V9L215 8V10H214ZM220 8H221V7H220ZM224 8H225V7H224ZM224 8L222 7L221 9H224ZM233 8H234V7H233ZM233 8H232V9H233ZM103 9H104V8H103ZM192 9H191V10H192ZM194 9H193V10H194ZM203 9H204V8H203ZM203 9H202V10H203ZM205 9H206V8H205ZM205 9H204V10H205ZM207 9H206V12H207ZM210 9H211V8H210ZM239 9H240V7H239ZM79 10H81V9H79ZM172 10H173V9H172ZM187 10H188V9H187ZM187 10H186V11H187ZM191 10H189V11H191ZM196 10H197V9H196ZM200 10H201V9H200ZM219 10H220V9H219ZM226 10H227V8H226ZM233 10H235V12H238L237 9H233ZM173 11H174V10H173ZM176 11H177V10H176ZM182 11H181V12H182ZM197 11H199V10H197ZM208 11H209V9H208ZM221 11H222V10H221ZM229 11H230V10H229ZM239 11H241V10H239ZM80 12H81V11H80ZM178 12H179V11H178ZM178 12L175 13V14H178ZM201 12H203V15H205V13H204L205 11H201ZM201 12H200V13H201ZM218 12H219V11H217L216 14H218ZM224 12H225V11H224ZM226 12H228V11H226ZM226 12H225V13H226ZM98 13H101V12L99 11ZM186 13L188 14V12H184V15H186ZM191 13H192V12H191ZM194 13H195V11H194ZM198 13H199V12H197V14H198ZM208 13H212V12L209 11ZM219 13H220V12H219ZM222 13H223V12H221V15H223ZM225 13H224V14H225ZM230 13H231V12H230ZM2 14H3V13H2ZM80 14H81V13H80ZM93 14H94V13H93ZM173 14H174V13H173ZM179 14H180V12H179ZM179 14H178V15H179ZM197 14H196V15H197ZM216 14H215V15H216ZM226 14L228 15L229 12L226 13ZM238 14H239V13H238ZM86 15H87V16H86ZM96 15H97V13H96ZM178 15H177V16H178ZM193 15H195V14H193ZM199 15H201V14H199ZM208 15H209V18H210V14H208ZM232 15H233V14H232ZM232 15H231V16H232ZM97 16H98V15H97ZM101 16H102V13H101ZM101 16H100V17H101ZM229 16H230V15H229ZM229 16H228V17H229ZM234 16L238 17L239 15H237V14L235 13ZM234 16H233V18H234ZM90 17H91V15H90ZM94 17H95V16H94ZM103 17H101V18L103 19ZM181 17H182V15H181ZM186 17H189V16H186ZM192 17H193V16H192ZM195 17L197 18L198 16H195ZM199 17H200V16H199ZM205 17H206V16H205ZM216 17H217V16H216ZM218 17H219V16H218ZM225 17H226V15H225ZM225 17H224V18H225ZM92 18H93V15H92ZM98 18H99V17H98ZM101 18H100V20H101ZM168 18H170V17H168ZM190 18H191V14H190ZM209 18H208V19H209ZM213 18H214V17H213ZM221 18H223V17L221 16ZM89 19H91V18H89ZM93 19H94V18H93ZM180 19H181V18H180ZM188 19H189V18H188ZM203 19H204V16H203ZM214 19H216V18H214ZM218 19H220V18H218ZM236 19H237V18H236ZM94 20H95V19H94ZM96 20H97V18H96ZM174 20H175V19H174ZM182 20L184 21V17H182ZM186 20H187V19H186ZM193 20H194V19H193ZM195 20H196V19H195ZM198 20H199V19H197V21H198ZM205 20H206V19H205ZM211 20H212V19H211ZM220 20H221V19H220ZM222 20L224 21V19H222ZM226 20H227V19H226ZM228 20H229V18H228ZM232 20H233V19H232ZM232 20H231V21H232ZM97 21H98V20H97ZM102 21H103V20H102ZM102 21H101V22H102ZM107 21H106V24H107ZM175 21H176V20H175ZM175 21H174V22H175ZM200 21L202 22V20H199L198 22H200ZM207 21H210V20H207ZM213 21H214V20H213ZM213 21H212V22H213ZM216 21H217V20H216ZM218 21H219V20H218ZM218 21H217V22H218ZM234 21H235V20H234ZM80 22H81V21H80ZM84 22H85V21H84ZM84 22H81V24L84 23ZM177 22H178V20H177ZM177 22H175V23H176V26H177ZM180 22H181V20H180ZM180 22H179V23H180ZM204 22H206V21H204ZM210 22H211V21H210ZM210 22H208V23L210 24ZM212 22H211V25H212ZM217 22H216V23H217ZM235 22H236L235 25H238V23L241 24V22H238V23H237V20H236ZM110 23H111V24H110ZM189 23H190V21H189ZM195 23H197V22L195 21ZM206 23H207V22H206ZM213 23H215V22H213ZM219 23L221 24L220 21H219ZM230 23H231V22H230ZM230 23H229V24H230ZM99 24H100V23H99ZM101 24H102V23H101ZM101 24H100V25H101ZM103 24H105V23H103ZM193 24H194V22H193ZM198 24H199V23H198ZM202 24L205 25L204 23H202ZM209 24H208V25H209ZM217 24H218V23H217ZM220 24H219V25H220ZM223 24H224V22H223ZM223 24H222V25H223ZM225 24H228V21H225ZM85 25H86V24H85ZM89 25H90V26H89ZM200 25H201V24H199L197 27H199ZM211 25H210V26H211ZM232 25L235 26L234 24H232ZM82 26H84V25L82 24ZM82 26H81V27H82ZM103 26H105V25H103ZM171 26H172V27H171ZM178 26H179V25H178ZM79 27H80V26H79ZM173 27H174V28H173ZM179 27H180V26H179ZM184 27H186V26H184ZM195 27H196V25H195ZM201 27H202V26H201ZM205 27H207V25L204 26V27H202V28H205ZM208 27H209V26H208ZM222 27H223V26H222ZM222 27H221V28H222ZM226 27L228 28V29H227V32H229L232 28L234 29V27H232V26H231L232 28L228 27L227 25H226ZM237 27H238V26H237ZM100 28H102V27L100 26ZM103 28H104V27H103ZM172 28H173V29H172ZM181 28L183 29V22H182V27H181ZM181 28H179V29H181ZM189 28H190V29H192V28L194 29V27H193L192 25H191ZM211 28H212V27H211ZM213 28H214V25H213ZM215 28H216V27H215ZM221 28H220V29H221ZM229 28H230V30H229ZM235 28H236V27H235ZM238 28H239V27H238ZM238 28H236V29H238ZM81 29H82V28H81ZM83 29H84V28H83ZM109 29H111V28H109ZM176 29H177V28H176ZM193 29H192V30H193ZM196 29H197V28H196ZM196 29H195V30H196ZM199 29H200V27H199ZM206 29H207V28H206ZM208 29H209V28H208ZM224 29H225V25H224ZM224 29H223V32H224ZM233 29H232V30H233ZM183 30H184V29H183ZM202 30L205 31L204 29H202ZM212 30H213V29H212ZM215 30L217 31V29H215ZM215 30H214V31H215ZM221 30H222V29H221ZM221 30H220V32H222ZM228 30H229V31H228ZM234 30H235V29H234ZM88 31H87V32H88ZM90 31H91V30H90ZM101 31H103V30H101ZM109 31H111V30H109ZM109 31H108V32H109ZM181 31H182V30H181ZM225 31H226V29H225ZM238 31H239V30H238ZM99 32H100V31H98V33H99ZM108 32H107V33H108ZM187 32H189V31H187ZM205 32H206V31H205ZM205 32H204L203 34H205V37H206L207 35H206ZM207 32L209 33L210 30H207ZM212 32H213V31H211L210 34H213V33H214V32H213V33H212ZM217 32H219V29H218ZM236 32H237V31H236ZM110 33H111V32H110ZM110 33H108V34H110ZM112 33H113V29H112ZM189 33H190V32H189ZM195 33H196V32H195ZM198 33H199V32H198ZM200 33H202V32L200 31ZM234 33H235V32H234ZM234 33H233V34H234ZM99 34H101V33H99ZM203 34H202V37H204ZM215 34H216V33H215ZM219 34H220V33H219ZM219 34L217 33V35H219ZM221 34H222V33H221ZM225 34H226V32H225L224 34H222V35H225ZM227 34H228V33H227ZM231 34H232V31H231ZM233 34H232V35H233ZM235 34L237 35V33H235ZM103 35H104V34H103ZM103 35H102V36H103ZM112 35H113V34H112ZM197 35H198V34H197ZM199 35H200V34H199ZM217 35H216V36H217ZM222 35H221V36H222ZM232 35H231V38H232ZM236 35H235V36H236ZM238 35H239V34H238ZM114 36H112V37H113V42H114V38H115ZM190 36H192V35H190ZM208 36H209V35H208ZM216 36H215V37H216ZM221 36H220V37H221ZM64 37H65V38H64ZM107 37H106V38H107ZM184 37H186V36H184ZM188 37H189V34H188ZM205 37H204V38H205ZM210 37H211V36H210ZM210 37H209V38H210ZM212 37H213V36H212ZM217 37H218V36H217ZM225 37H226V36H224V38H225ZM227 37H229V34L227 35ZM92 38H94V39H95V38H98V41H97V39H96V41H95V40H92ZM118 38H117V41H118ZM189 38H190V37H189ZM199 38H200V37H199ZM67 39H69V40H67ZM88 39H89V40L91 39L93 42H97V44L99 43V45H98L99 48L97 47L95 51H94V50H91V51H93V52H91V51H90V46H91L90 44L93 43V42H91V40H90V43H89ZM100 39H101V38H100ZM166 39H164L165 44H166ZM186 39H187V38H186ZM186 39H184V40H186ZM191 39H192V38H190V39H188V40H191ZM197 39H198V38H197ZM207 39H208V38H206V39L204 40L205 43H206ZM225 39H227V38H225ZM228 39H229V38H228ZM228 39L226 40V42L228 41ZM102 40H101V41H102ZM124 40H125V41H124ZM153 40H154V39H153ZM184 40H183L182 42H184ZM188 40H187V41H188ZM192 40H193V39H192ZM194 40H195V38H194ZM208 40H209V39H208ZM212 40H213V39H212ZM216 40H217V38L215 39V42L218 43V41H216ZM222 40H223V38H222ZM222 40H221V41H222ZM72 41H73V40H72ZM75 41H73V42H75ZM115 41H116V38H115ZM161 41H160V42H161ZM199 41H200V39H199ZM209 41H210V40H209ZM66 42H65V43H66ZM69 42H68V43H69ZM123 42H121V43H123ZM151 42H152V41H151ZM156 42H157V40L155 39V43H156ZM164 42L162 41L161 43L163 44ZM168 42H169V41H168ZM182 42H181V43H182ZM191 42H192V41H191ZM193 42H194V41H193ZM196 42H198V41L196 40ZM201 42H202V41H201ZM219 42H220V40H219ZM226 42H225V43H226ZM65 43H64V44H65ZM117 43H118V42H117ZM117 43H116V46L118 45ZM129 43H130V42H129ZM153 43H154V42H152V44H153ZM157 43H158V42H157ZM157 43H156V44H157ZM171 43H170V44H171ZM181 43H180V46H181ZM202 43H203V42H202ZM207 43H208V42H207ZM223 43H224V42H223ZM228 43H230V42H228ZM62 44H63V43H62ZM74 44H75V43H74ZM106 44H107V45H106ZM165 44H164L163 46H164L165 49H166L167 44H166V45H165ZM177 44H178V43H177ZM185 44H186V42H185ZM203 44H204V43H203ZM211 44H212V43H211ZM221 44H222V43H221ZM221 44H219V45H221ZM68 45H66V46L68 47ZM95 45H96V43H95ZM95 45L93 44V46H95ZM114 45H115V43H114ZM122 45H124V44H122ZM126 45H128V43H126ZM157 45H159V44H157ZM182 45H183V44H182ZM187 45H188V44H187ZM192 45H193V43H192ZM195 45H198V44L195 43ZM204 45H205V44H204ZM206 45H207V44H206ZM206 45H205V46H206ZM222 45H223V44H222ZM224 45H225V44H224ZM226 45H227V43H226ZM230 45H231V43H230ZM59 46H60V45H59ZM63 46H64V45H63ZM96 46H97V45H96ZM109 46H110V47H109ZM118 46H119V45H118ZM118 46H117V47H118ZM153 46H154V44H153ZM153 46H151V47L153 48ZM163 46H162V47H163ZM178 46H179V45H178ZM189 46H191V44H190ZM201 46H202V44H201ZM201 46H199V48H201ZM208 46H209V47H208ZM212 46H213V45H212ZM216 46H218V44H216V45L213 46V47L215 48ZM60 47H62V46H60ZM60 47H59V48H60ZM113 47H115V46H112V48H113ZM120 47L123 48V46H121V44H120ZM155 47H156V45H155ZM158 47H159V46H158ZM164 47H163V48H164ZM168 47H169V45H168ZM176 47H177V46H176ZM191 47H192V46H191ZM196 47H197V46H196ZM196 47H195V48H196ZM207 47H208V48H213V47H211L210 45H207ZM220 47H221V46H220ZM220 47L218 46V49H220V50H222V49H221L222 47H223V49H225V50H227L228 48H229L228 50H230V46H228L227 49H226V47L224 48V46H222L221 48H220ZM231 47H233V45H232ZM249 47H250V46H249ZM68 48H69V47H68ZM68 48H66V54L68 53L67 56L72 54V53H70V52L67 51ZM93 48H94V47H93ZM115 48H116V47H115ZM115 48H113V49H115ZM149 48H150V47H149ZM156 48H157V47H156ZM159 48H161V46H160ZM169 48H172V50H174V49H173V45H172V47H169ZM181 48H182V47H181ZM193 48H194V47H193ZM193 48H192V49H193ZM214 48H213V49H214ZM251 48H252V47H251ZM63 49L65 50L64 47H63ZM63 49H61V51H63ZM69 49H71V48H69ZM69 49H68V50H69ZM98 49H100V50H98ZM110 49H111V50H110ZM116 49H117V48H116ZM116 49H115V51H118V50H116ZM118 49L121 51V48H118ZM154 49H155V48H154ZM165 49H164L163 52H165ZM176 49H178V48H176ZM179 49H180V47H179ZM183 49H184V48H183ZM188 49H189V48H188ZM188 49H186V50L188 51ZM190 49H191V48H190ZM215 49H216V48H215ZM215 49H214V50H215ZM218 49H217V51H219L218 53L221 54L222 52H221L220 50H218ZM233 49H234V47H233ZM233 49H232V50H233ZM235 49H236V48H235ZM71 50H72V49H71ZM151 50H152V49L150 48V51H151ZM162 50H163V49H162ZM167 50H168V48H167ZM186 50H184L183 52H186ZM196 50H197V49H196ZM199 50H200V49H199ZM199 50H198V51H199ZM210 50H211V49H209V51H210ZM252 50H253V49H252ZM252 50L250 49L249 53H246V54L249 55V56H248V59L250 58V60L254 62L255 60H253V58L255 57V58L258 59V57L256 56V51L254 52V51H252ZM18 51H19V50H18ZM113 51H114V50H113ZM113 51H112V52H113ZM126 51H127V53H126ZM150 51H149V55H150V53L153 52V51H152V52H150ZM156 51H157V50H155L154 53H155ZM168 51H169V50H168ZM177 51H178V50H177ZM180 51H181V50H180ZM217 51L215 50L216 53H217ZM233 51H234V50H233ZM64 52H65V51H64ZM137 52H139V53H137ZM145 52H144V53H145ZM157 52H160V50L157 51ZM157 52H156V53H157ZM166 52H167V51H166ZM166 52H165V53H166ZM175 52H176V51H174L173 53L175 54ZM190 52H191V50H190ZM194 52H196V51L194 50ZM202 52H203V50H202ZM205 52H206V51H205ZM207 52H208V51H207ZM207 52H206V53H207ZM211 52H213V51L211 50ZM220 52H221V53H220ZM226 52H227V51H226ZM235 52H236V51H235ZM252 52H253V53H252ZM57 53H58V54H57ZM69 53H70V54H69ZM117 53H118V52H117ZM119 53H120V52H119ZM119 53H118V54H119ZM121 53H122V52H121ZM156 53H155V55H156ZM165 53H164V54H165ZM209 53H210V52H209ZM213 53H214V52H213ZM213 53H212V54H213ZM223 53H224V50H223ZM223 53H222V54H223ZM227 53H229V52H227ZM231 53H232V51H231ZM231 53H229V54H230V55H233V54H234V52H233L232 54H231ZM73 54H74V52H73ZM73 54L71 55L72 61H74V63H77V62H78V61H76L77 58L74 57ZM115 54H116V52H115ZM159 54H160V53H159ZM161 54H163V53L161 52ZM169 54H170V51H169ZM169 54H168L167 56H169ZM189 54L192 55V53H189ZM199 54H200V52H199ZM199 54L197 55V53H196L197 56H199ZM204 54H205V53H204ZM214 54H215V53H214ZM219 54H218V55H219ZM119 55H120V54H119ZM119 55H118V56H119ZM122 55H120V56L122 57ZM145 55H146V54H145ZM171 55H173V54H171ZM178 55H179V54H177V56L175 55V57H178ZM196 55L194 54V56H196ZM201 55H202V54H201ZM207 55H208V54H207ZM207 55H206V56H207ZM223 55H225V57H227V56H226V53H224ZM234 55H235V54H234ZM72 56L75 58L74 60H73V57H72ZM82 56H83V57H87V60H86V61H85L86 58H84V61H85V62H87V61H88V57H90V58H91L90 60L93 61L92 64H91V61H90V63H89L90 66H88V63H84V62L82 61V60H83ZM112 56H114V54H113ZM115 56H116V55H115ZM115 56H114V57H115ZM151 56H154V55H151ZM151 56H150V57H151ZM160 56H161V55H160ZM160 56H159V57H160ZM163 56H164V55H163ZM165 56H166V55H165ZM173 56H174V55H173ZM194 56H192V57H194ZM197 56H196V57H197ZM203 56H205V55H203ZM203 56H201V59L203 58ZM206 56H205V57H206ZM210 56H211V54H210ZM221 56H222V55H221ZM57 57H58V58H57ZM65 57H66V56H65ZM121 57L118 59L117 56H116V58L118 59L117 61H120V59L123 58V57H122V58H121ZM139 57H140V56H139ZM141 57L144 58V57H146V56L141 55ZM141 57H140V58H141ZM147 57H148V56H147ZM180 57H181V55H180ZM180 57H179V58H180ZM184 57H186V56H184ZM219 57H220V56H219ZM231 57H233V56H231ZM63 58L58 59V63H59L60 65H61V62H60V61H62ZM68 58L70 59V57H68ZM126 58H125V59H126ZM160 58H162V56H161ZM168 58H169V57H168ZM197 58H200V57H197ZM207 58H209L208 60H210L212 57H207ZM214 58H215V56H214ZM65 59H66V58H64V60H63L64 62H65ZM69 59H68V60H69ZM108 59H109V60H108ZM125 59H124V60H125ZM127 59H126V60H127ZM135 59H138V58H133L132 63H131V59L128 60V61H130V64H133V62H134ZM144 59L146 60V58H144ZM144 59H142V60H144ZM153 59L155 60V58H152V60H153ZM156 59H157V58H156ZM171 59H172V58H171ZM176 59H177V58H176ZM176 59L174 60V58H173V60H174L173 62H175ZM205 59H206V58H205ZM216 59H217V54H216ZM228 59H230V58H228ZM231 59H232V58H231ZM234 59H235V58H234ZM236 59H237V56H236ZM239 59H240V58H239ZM70 60H71V59H70ZM106 60H108V61H106ZM147 60H148V59H147ZM149 60H150V59H149ZM149 60H148V61H149ZM160 60H161V59H160ZM187 60H188V59H187ZM189 60H190V59H189ZM196 60H197V59H196ZM198 60H199L200 62L202 61V60H200V59H198ZM198 60H197V61H198ZM220 60H221V62H222V59H220ZM224 60H227V59L225 58ZM66 61H67V60H66ZM75 61H76V62H75ZM121 61H123V59H122ZM128 61H126V62H128ZM138 61L140 62V65H142V64H141V60H138ZM165 61H166V59H165ZM177 61H180V60H177ZM183 61H186V60H184V58H183ZM199 61H198V62H199ZM206 61H207V60H206ZM214 61H215V60H214ZM217 61H218V60H217ZM228 61H230V60H228ZM233 61L236 62V60H233ZM64 62H63L62 65H65V64L67 65V63L64 64ZM70 62H71V61H70ZM124 62H125V61H124ZM139 62H137V63H139ZM145 62H146V61H145ZM145 62L142 61V63H144V64L146 65V67H147L148 65H147V63H145ZM154 62H157V61H154ZM166 62H167V61H166ZM166 62L160 63V61H159V64L157 63V66H158V65H161V64L163 65L164 63L166 64ZM171 62H172V61H171ZM188 62H189V61H188ZM203 62H204V61H202L201 63L203 64ZM207 62H209V61H207ZM210 62H211V61H210ZM137 63H135V64H137ZM152 63H153V61H152ZM175 63H176V62H175ZM178 63H179V62H177V64H178ZM184 63H186V62H183V65H184V66L188 65V69H190L189 64H184ZM204 63H206V62H204ZM214 63H216V62H214ZM219 63H220V61H219ZM255 63H256V62H255ZM39 64H40V63H39ZM72 64H73V63H72ZM72 64H69V61H68V66H69V65L72 66ZM116 64H117V66H118V65L121 64V62H120V63L116 62ZM124 64H125V63H124ZM128 64H129V63H128ZM135 64H134V66H135ZM149 64H150V61H149ZM192 64H193V63H192ZM210 64H211V63H210ZM210 64H208V65L210 66ZM220 64H221V63H220ZM220 64H219V65H220ZM60 65H59V66H60ZM137 65H138V64H137ZM140 65H138V66H140ZM145 65H144V66H145ZM152 65H153V64H152ZM154 65H155V63H154ZM154 65H153V67H152V66H151V67L154 68ZM162 65H161V66H162ZM166 65H167V64H166ZM175 65H176V64H175ZM197 65H198V64H197ZM204 65H205V64H204ZM32 66H33V65H32ZM32 66H31V67H32ZM36 66H35V67H36ZM46 66H44V68H46ZM56 66H57V64H56ZM56 66H55V67H56ZM59 66H57V67H59ZM73 66H74V64H73ZM73 66H72V67H73ZM75 66H78V65H75ZM101 66H102V67H101ZM113 66L115 67V65H113ZM117 66H116V71H117V70L119 71V69L117 68ZM120 66H121L120 69L123 70L124 68L122 69V64H121ZM123 66H125V65H123ZM126 66H127V65H126ZM131 66L134 67L133 65H131ZM131 66H130V68H131ZM144 66H143V70H144V68H145ZM149 66H150V65H149ZM170 66H171V65H170ZM172 66H173V65H172ZM181 66H182V65H181ZM181 66H180V67H181ZM184 66H183V68H184ZM198 66L200 67V65H198ZM206 66H207V65H206ZM212 66H213V65H212ZM212 66H211V67H212ZM215 66H217V65H214V67H215ZM35 67H33L34 69H33V68H32V69L35 70ZM41 67H43V66H41ZM63 67H64V66H63ZM65 67H66V66H65ZM65 67H64V69H65ZM127 67H128V66H127ZM140 67H141V66H140ZM155 67H156V66H155ZM158 67H159V66H158ZM163 67H164V66H163ZM163 67H162V68H163ZM166 67H167V66H166ZM176 67H177V66H176ZM178 67H179V65H178ZM199 67H194V68H199ZM211 67H208V68L211 69ZM220 67H221V66H220ZM36 68H38V67H36ZM50 68H49V70H51ZM66 68H67V67H66ZM73 68H74V67H73ZM76 68H77V67H76ZM107 68H104L103 70H106ZM109 68H108V69H109ZM112 68H113V67H112ZM135 68H136V67H135ZM141 68H142V67H141ZM141 68L138 67V70L140 69V71H141V70H142ZM152 68H151L150 71H152ZM162 68H161V69H162ZM174 68H175V66H174ZM183 68H182V69H183ZM192 68H193V66H192ZM192 68H191V69H192ZM194 68H193V70H194ZM202 68L205 69L203 66H202ZM216 68H217V67H216ZM39 69H40V68H39ZM47 69H48V68H47ZM56 69H57V68H56ZM56 69H55V70H56ZM60 69H61V68L59 67L58 70H60ZM64 69H63V72H61V73H63V74H64V72H66L67 70H70V72L67 71V74L69 73L68 75H70V74L72 73L71 71H73V70H71V68H70V69L68 68L67 70L65 69L66 71H64ZM74 69H75V68H74ZM79 69H78V71H80ZM113 69H115V68H113ZM113 69H111V70H113ZM128 69H129V67H128ZM132 69H134V68H132ZM132 69H131V70H130V69L128 70L129 74L131 73L130 71L133 72ZM145 69H146V71H149V70H147V68H145ZM149 69H150V68H149ZM157 69H158V68H157ZM157 69L155 70V72H161L160 68H159L158 71H157ZM165 69H166V68H165ZM177 69H178V68H177ZM177 69H175V70H177ZM182 69H181V70H182ZM210 69H209V71H210ZM212 69H213V68H212ZM36 70H37V69H36ZM53 70H52V72H53ZM55 70H54V71H55ZM75 70H76V69H75ZM75 70H74V71H75ZM103 70H102V72H103ZM124 70H125V69H124ZM126 70H127V68H126ZM126 70H125V71H126ZM136 70H137V69H136ZM143 70H142V71H143ZM153 70H154V69H153ZM162 70H164V69H162ZM166 70H169V69L167 68ZM170 70H172V68H171ZM178 70H179V69H178ZM199 70H201V68H199ZM218 70H219V69H218ZM44 71H45V70H44ZM60 71H61V70H60ZM60 71H59V73H60ZM76 71H77V70H76ZM76 71H75V72H76ZM113 71H114V70H113ZM190 71H191V70H190ZM202 71H203V70H202ZM216 71H217V69H216ZM33 72H35V71H33ZM47 72H48V71H47ZM52 72H49V73L52 74ZM80 72H81V71H80ZM82 72H83V71H82ZM82 72H81V73H82ZM110 72H111V74H112V73H115V72H112V71L109 70V73H110ZM123 72H124V71H123ZM123 72H121V73H122L123 75H125ZM128 72H127V74H128ZM144 72H145V71H144ZM144 72H142L143 75L145 74ZM164 72H165V71H164ZM177 72H178V71H177ZM195 72H196V71H195ZM199 72H200V71H199ZM207 72H208V70H207ZM36 73L39 74V73H41V72H39V73L36 72ZM42 73H44V72H42ZM86 73H87V72H86ZM90 73H91V72H90ZM92 73L89 74V75L92 76ZM104 73L107 74L106 71H105ZM104 73H103L102 76H101V77H103V79H104V76H105ZM118 73H120V72H118ZM118 73H116V77H117V75H120V77L122 76L121 79L124 78V79H123V81H124V80L126 79L125 77H127V76H124V77H123V75H122L121 73H120V74H118ZM134 73H135V71H134ZM134 73H133V74H134ZM139 73H141V72H139ZM152 73H154V72H152ZM161 73H162V72H161ZM166 73H167V72H166ZM166 73H164V74H166ZM169 73H170V72H169ZM174 73H175V71L173 72V75H174ZM181 73H182V72H181ZM187 73H188V71H187ZM189 73H190V72H189ZM193 73H194V71H193ZM201 73H202V72H201ZM201 73H200V74H201ZM215 73H217V72H215ZM45 74H46V71H45ZM47 74H48V73H47ZM53 74H54V72H53ZM67 74H66V75H67ZM79 74H80V73H78V75H79ZM99 74H100V73H99ZM129 74H128V75H129ZM135 74H138L137 71H136ZM147 74H148V72H147ZM147 74H146V77H147ZM150 74H151V73H149V75H148L149 77L151 76ZM155 74H156V73H155ZM157 74H158V73H157ZM167 74H168V73H167ZM178 74L180 75L179 72H178ZM208 74H209V73H208ZM208 74H206L207 77L209 76ZM212 74H213V73H212ZM212 74H211V75H212ZM35 75H36V74H35ZM35 75L33 76V74L30 72V76H31V77H32V76H33L34 78L37 77V76H35ZM49 75H50V74H49ZM76 75H77V74H76ZM100 75H101V74H100ZM100 75H99L98 77H100ZM138 75H139V74H138ZM140 75H141V74H140ZM143 75H142V76H143ZM158 75H159V74H158ZM160 75H161V74H160ZM168 75H169V74H168ZM183 75H184V72H183ZM186 75H187V74H186ZM191 75H194V74L191 73ZM204 75H205V74H204ZM206 75H205V76H206ZM213 75H214V74H213ZM108 76H112L113 78L115 77L113 74H112V75H108ZM134 76H137V75H134ZM134 76H133V77H134ZM142 76H141V77H142ZM175 76H176V74H175ZM64 77H65V76H64ZM66 77H67V76H66ZM69 77H70V76H69ZM69 77H67V78H69ZM82 77H84V76H82ZM105 77H106V76H105ZM112 77H110V78H112ZM120 77H118L119 80H121ZM130 77L132 78V75H131V74H130ZM149 77H148V78H149ZM156 77H158V76H156ZM183 77H184V78H188V77H186V76H183ZM202 77H203V74H202ZM38 78H40V77H38ZM71 78L73 79V77H71ZM74 78H75V76H74ZM79 78H81V76H79ZM79 78H75V81H76L77 79H79ZM106 78H107V77H106ZM128 78H129V76H128ZM128 78H127V80L129 81L130 78H129V79H128ZM164 78H165V77H164ZM190 78H191V77H189V79H190ZM194 78H195V75H194ZM211 78H212V76L210 77V79H211ZM36 79H37V78H36ZM85 79H86V77L84 78V80H85ZM89 79H92V78L90 77ZM96 79H97V78H95V80H96ZM98 79H100V78H98ZM139 79H140V77L138 78V80H139ZM141 79L143 80V79H145V78L142 77ZM182 79H183V78H182ZM182 79H181V80H182ZM196 79H197V78H196ZM196 79H195V81H196ZM73 80H74V79H73ZM80 80H81V79H80ZM86 80H87V79H86ZM100 80L102 81V79H100ZM108 80H109V79L107 78L105 85L103 84V85L105 86V88H109V87L111 86L110 84H112V83L114 82V81H113V82H110V84H109V83H108ZM113 80H115V82H116L117 79L114 78ZM127 80H126V81H127ZM131 80H133V79H131ZM138 80H137V81H138ZM155 80H158V79H155ZM170 80H171V79H170ZM173 80L175 81V79H173ZM173 80H172V81H173ZM184 80H187V79H184ZM198 80H200V79H198ZM198 80H197L196 82H198ZM204 80H205V78H204ZM206 80H207V78H206ZM206 80H205V82H206ZM208 80H209V79H208ZM92 81H93V79H92ZM92 81H91V82H92ZM123 81H120V82H122L123 84H125V81H124V82H123ZM128 81H127V82H128ZM133 81H134V80H133ZM133 81H129V83H130V82L132 83ZM135 81H136V79H135ZM146 81H147V80H146ZM159 81H160V80H158V82H159ZM174 81H173V82H174ZM187 81H188V80H187ZM193 81H194V79H193ZM7 82H8V83H7ZM66 82H67V84H68V83H71V84L74 83V86L76 87L75 82H73V83H72V81H71V82H70V81L68 82V79L66 80ZM91 82H90V83H91ZM117 82H118V81H117ZM127 82H126V84H125L126 86L124 85L126 88L129 87V86H127ZM139 82H140V81H139ZM143 82H145V81H143ZM160 82H161V81H160ZM164 82H167V81H164ZM173 82H172V83H173ZM176 82H177V81H176ZM182 82H183V81H182ZM182 82H181V83H182ZM188 82H189V81H188ZM190 82H191V81H190ZM190 82H189V83H190ZM200 82H202V81H200ZM4 83H5V84H9V83H13V84H14V82H12V80H10V81H4ZM80 83H81V84L83 83V79H82V82L80 81ZM87 83H89V81H88ZM92 83H94V82H92ZM92 83H91V84H92ZM96 83H97V82H95L94 85H96ZM100 83H101V82H100ZM103 83H104V82H103ZM107 83H108V84H107ZM129 83H128V84H129ZM133 83H134V82H133ZM133 83H132V84H133ZM135 83H136V82H135ZM145 83H147V82H145ZM145 83H144V84H145ZM181 83H180V84H181ZM184 83H186V82H184ZM189 83H188V84H189ZM67 84H66V85H67ZM98 84H99V82H98ZM106 84H107V85H110V86L107 87ZM137 84H138V83H137ZM158 84H159V83H158ZM161 84H162V83H161ZM170 84H171V83H170ZM182 84H183V83H182ZM198 84H199V83H198ZM198 84H196V85L198 86ZM201 84H202V83H201ZM207 84H208V81H207ZM68 85H69V84H68ZM68 85H67V86H68ZM88 85H89V84H87V86H88ZM99 85H100V84H99ZM103 85H100V86L102 87ZM117 85H118V84H117ZM119 85H120V84H119ZM119 85H118V86H119ZM129 85H130V84H129ZM139 85H142L141 82H140ZM146 85H149V84L147 83ZM171 85H174V84H171ZM175 85H176V84H175ZM196 85L194 84L193 86H191V85H190V86H191V88H193V87H195ZM50 86H51V85H50ZM67 86H66V87H67ZM74 86H71V85H70V87H72V88H75ZM77 86H78V85H77ZM84 86H85V85H84ZM92 86H93V84H92ZM92 86H91V87H92ZM97 86H98V85H97ZM112 86L115 88L114 85H112ZM143 86H144V85H143ZM143 86H142V87H143ZM159 86H160V85H159ZM164 86L166 87V86H168V84H167V85H164ZM169 86H170V85H169ZM184 86H186V85H184ZM190 86L187 85L188 88H189ZM197 86H196V91H198L197 89H199V88H197ZM199 86H200V84H199ZM70 87H69V88H70ZM80 87H83V86H80ZM85 87H86V86H85ZM119 87H120V88H123V87H121V85H120ZM132 87H133V86H132ZM142 87H141V88H142ZM165 87H164V89H163L162 91L165 90ZM170 87H171V86H170ZM176 87H177V86H176ZM180 87H181V86H180ZM187 87H186V89L188 90ZM203 87H204V86H203ZM72 88H71V89H72ZM78 88H79V87H78ZM78 88H77V90L80 89V88H79V89H78ZM95 88H96V87H95ZM114 88H112L113 90L111 89V93H112L113 91H116V90H117V87H116V90H114ZM126 88H125V89H126ZM130 88H131V87H129L128 89H130ZM133 88H134V87H133ZM137 88H138V87H137ZM137 88H136V89H137ZM141 88H140V90H141ZM144 88H147L146 90H148V88H150V87L147 86V87H144ZM160 88H161V87H160ZM172 88H173V86H172ZM206 88H208V87L206 86ZM84 89H85V88H84ZM86 89H87V88H86ZM97 89H98V88H97ZM97 89H96V91H97L96 93L98 94V92H100V90H102V89H100V90H99V89L97 90ZM123 89H124V88H123ZM128 89H126V90H128ZM152 89H153V88H152ZM167 89H169V88L167 87ZM167 89H166V91H167ZM193 89H194V88H193ZM204 89H205V87H204ZM72 90H73V89H72ZM74 90H75V89H74ZM77 90H76V93L78 92ZM89 90H91L90 92H93V91H94V90L91 89V88H90ZM120 90H121V89H120ZM120 90H119V91H120ZM132 90H133V89H132ZM132 90H131V91H132ZM149 90H150V89H149ZM149 90H148L147 92H149ZM194 90H195V89H194ZM194 90H193V91H194ZM206 90H207V89H206ZM81 91H82V89H81ZM83 91H84V90H83ZM85 91H86V90H85ZM119 91H118V92H119ZM128 91H129V90H128ZM128 91H127V92H128ZM134 91H135V89H134ZM142 91H143V90H141V92H142ZM144 91H145V90H144ZM169 91H170V90H169ZM189 91H190V89H189ZM209 91H210V89H209ZM94 92H95V91H94ZM108 92H109V91H108V89H107V94H108ZM129 92H130V91H129ZM137 92H139V91L137 90ZM164 92H165V91H164ZM180 92H181V91H180ZM191 92H192V89H191ZM191 92H190V93H191ZM194 92H195V91H194ZM102 93H104V94H102L101 96H103V101H105V103H104L102 100H100V101L103 102L104 104H106L107 99L105 100V96H104L106 93H105V91H104V92L102 91ZM109 93H110V92H109ZM114 93H115V92H114ZM120 93H121V92H120ZM124 93H125V91H124ZM131 93H133V92H131ZM131 93H130V94H131ZM150 93H151V91H150ZM166 93H168V92H166ZM192 93H193V92H192ZM192 93H191V94H192ZM72 94H73V93H72ZM78 94H80V93H78ZM92 94H93V93H92ZM92 94H91V95H92ZM97 94H95V95L97 96ZM107 94H106V96H108V95L110 96V95H111V94H108V95H107ZM146 94H147V93H146ZM178 94H180V93H178ZM188 94H189V92H188ZM191 94H190V95H191ZM205 94H206V92H205ZM205 94H203V95H205ZM209 94H210V93H208V95L206 94V95H207V98L209 97ZM80 95H82V94H80ZM88 95H90V93H89ZM88 95H87V97H89ZM95 95H92V96H95ZM99 95H100V94H99ZM113 95H114V94H113ZM132 95H136V93L134 92V94H132ZM140 95H141V93H140ZM140 95H139V97H140ZM148 95H149V93H148ZM150 95H151V94H150ZM158 95H159V94H158ZM194 95H195V94H194ZM199 95H200V94H199ZM199 95H197V96H199ZM206 95H205V98H206ZM213 95H214V94H213ZM213 95H212V97H214ZM101 96H98V97L101 98ZM109 96H108V98H109ZM136 96H138V95H136ZM136 96H135V97H136ZM143 96H144V95H143ZM146 96H147V95H146ZM173 96H174V95H173ZM197 96H196V97H197ZM210 96H211V95H210ZM84 97L86 98V96H84ZM84 97H82V100L85 99ZM98 97H97V99H99ZM110 97H111V96H110ZM112 97H114V100H113V98H111L112 101L114 102L116 97H115V96H112ZM117 97H118V96H117ZM119 97H121V96H119ZM128 97H129V96H128ZM128 97H126V98H128ZM131 97H132V96H130V98H131ZM191 97H193V96L191 95ZM194 97H195V96H194ZM203 97H204V96H203ZM215 97H216V96H215ZM215 97H214V99H215ZM77 98H78V97H77ZM93 98L96 99V97H93ZM93 98H92V99H93ZM123 98L125 99V97H123ZM130 98H129V99H130ZM133 98H134V96H133ZM143 98H145V97H143ZM143 98H142V100H140V102H143V100H144V102H145V99H146V98H145V99H143ZM151 98H152V97H151ZM164 98H165V97H163V99H164ZM189 98H190V97H189ZM198 98H200V97H198ZM205 98H204V99H205ZM216 98H217V97H216ZM218 98H220V97H218ZM225 98H226V97H225ZM225 98H224V99H225ZM80 99H81V98H80ZM89 99H91V97H90ZM92 99L89 100V101H92V102H91V103H93L92 106H95V104H94V102H93V100H95V99H93V100H92ZM97 99H96V100H97ZM101 99H102V98H101ZM120 99H121V98H120ZM124 99H123V100H124ZM129 99H128V100L126 99V100H127L126 104L128 103ZM147 99H149V98H147ZM147 99H146V100H147ZM163 99H161V103H162V100H163ZM177 99H178V98H177ZM194 99H196V98H194ZM194 99L191 100V98H190L191 101H194ZM204 99H203V100H204ZM211 99H212V98H211ZM224 99H223V100H224ZM85 100H87V99H85ZM108 100H109V99H108ZM133 100H134V99H133ZM155 100H156V99H155ZM159 100H160V98H159ZM170 100H172V99H170ZM197 100H198V99H197ZM199 100H200V99H199ZM201 100H202V99H201ZM207 100H208V99H206V100H204V101H205V102H209V101H210V100H209V101H207ZM212 100H213V99H212ZM212 100H211V101H212ZM215 100H216V99H215ZM219 100H220V99H219ZM219 100H217V102H218ZM78 101H79V99H78ZM89 101H88V102H89ZM110 101H111V100H110ZM110 101H109V102H110ZM121 101H122V100H120V102H121ZM134 101H137V100H134ZM134 101H132V99H131V102H134ZM152 101H153V100H152ZM163 101H164V100H163ZM165 101H166V103H167L168 100L165 99ZM174 101H175V100H174ZM176 101H177V100H176ZM204 101H200V102H198V103H201V102H204ZM220 101H221V100H220ZM225 101L228 102L227 99H226ZM230 101H231V100H230ZM230 101H229V102H230ZM74 102H75V99H74L73 103H74ZM80 102H81V101H79V102L77 103V99H76V103L78 104L77 106H79ZM82 102H83V101H82ZM82 102H81V103H82ZM113 102H110L111 105L113 104ZM117 102H119V101H116V103H117ZM120 102H119V103H120ZM122 102H123V101H122ZM124 102H125V101H124ZM124 102H123V103H124ZM129 102H130V101H129ZM131 102L129 103L130 105H128V104L126 105L125 103H124V104H125L126 106H128V107L130 106V108H131V105L133 104V103L131 104ZM138 102H139V100H138L137 103H136L137 105H138ZM140 102H139V103H140ZM155 102H156V101H155ZM182 102H183V101H182ZM195 102H196V101H194V103H195ZM205 102H204V104H205ZM214 102L216 103V101H214ZM221 102H222V101H221ZM227 102H226V104L221 103V104H223V105H221V104H220V105H221V106L228 105ZM62 103H63V102H62ZM76 103H74V105H75ZM96 103H97V102H96ZM116 103H115V105H117ZM119 103H118V104H119ZM156 103H157V102H156ZM158 103H159V102H158ZM161 103H159V104H161ZM166 103L164 102V104H166ZM174 103H175V102H174ZM187 103H190V101L187 100ZM187 103H186V104H187ZM191 103H192V102H191ZM196 103H197V102H196ZM196 103L193 104V105H196ZM212 103H213V101H212ZM219 103H220V102H219ZM83 104H84V103H83ZM86 104H87V103H86ZM99 104H100V103H98V106H100ZM101 104H102V103H101ZM107 104H108V102H107ZM134 104H135V103H134ZM134 104H133V105H134ZM136 104H135V105H136ZM140 104H142L141 107H144L143 104H145V103H140ZM152 104H153V103H152ZM159 104H158V105H159ZM162 104H163V103H162ZM168 104H169V103H168ZM175 104H176V103H175ZM182 104H183V103H182ZM206 104H207V103H206ZM206 104H205V105H206ZM208 104H209V103H208ZM229 104H230V103H229ZM234 104H235V102H233V106H234ZM88 105H90V103H89ZM96 105H97V104H96ZM111 105H110V108H111L112 106L114 107V105H112V106H111ZM119 105H120V104H119ZM119 105H118V106H119ZM121 105H122V106H120V107H123V106H124L123 104H121ZM201 105L203 106V103H202ZM209 105H211V104H209ZM213 105H215V104L213 103ZM213 105H211V107H212V108H215ZM230 105H232V104H230ZM86 106H87V105H86ZM86 106L83 107V106L81 105V109H82V108L85 109ZM92 106H90V108H91ZM98 106H97V107L95 106L96 109L101 108V107L98 108ZM106 106H107V105H106ZM118 106H117V107H118ZM145 106H146V105H145ZM160 106H161V105H160ZM175 106H176V105H175ZM183 106H186V105H183ZM183 106H182V107H183ZM198 106H199V107H197V106H196V107L199 109V108H200V104H198ZM216 106H217V105H216ZM218 106H219V105H218ZM228 106H229V105H228ZM67 107H68L69 109H70V108L72 109V107H69V106H67ZM108 107H109V105H108ZM115 107H116V106H115ZM117 107H116V111H118V110H117ZM128 107H127V108H128ZM132 107H134V106H132ZM139 107H140V106H139ZM141 107H140V108H141ZM155 107H156V106H155ZM162 107H164V106H162ZM162 107H159V109L162 110ZM182 107H181V108H182ZM196 107H195V109H196ZM203 107H205V106H203ZM207 107H210V106L207 105ZM211 107H210V109H212ZM74 108L78 109V107H76V105L74 106ZM87 108H88V107H87ZM102 108H104L103 110H105V105H104V107H102ZM110 108H108V109H110ZM136 108H137V106H136ZM146 108H147V107H146ZM152 108H154V107H152ZM157 108H158V107H157ZM165 108H166V107H165ZM165 108H164V109H165ZM181 108H180V109H181ZM184 108H186V107H184ZM187 108H188V107H187ZM201 108H202V107H201ZM219 108H220V107H217V110H218ZM224 108H225V107H224ZM224 108H223V110H224ZM79 109H80V108H79ZM81 109H80V110H81ZM84 109H83V110H84ZM91 109H92V108H91ZM122 109L125 110L126 108H125V107H124V108H120V110H122ZM133 109H135V108H133ZM137 109H138V108H137ZM143 109H145V108H143ZM143 109H141V110L139 109V111H142V113H143V111H145V112H146V111H147V112L149 111L148 109H147V110H143ZM149 109H151V108H149ZM154 109H155V108H154ZM154 109H153V110H154ZM164 109H163V110H164ZM166 109H167V108H166ZM174 109H175V108H174ZM198 109H196L197 111H196L195 113L202 111L201 109H199V110H198ZM205 109H206V111H207V108H206V107H205ZM215 109H216V108H215ZM220 109H222V108H220ZM220 109H219V110H220ZM73 110H74V109H72V111H73ZM85 110L87 111V109H85ZM85 110H84V112H86ZM88 110H90V109H88ZM93 110H94V111H97V110H95V108H94ZM100 110L103 111L102 109H100ZM111 110H112V111L109 110L110 113H112V114L115 113V114H116L115 109L113 110V108H112ZM123 110H122V111H123ZM153 110H152V112H153ZM156 110H157V109H156ZM183 110H184V109H182V111H183ZM186 110H187V109H186ZM189 110L192 111V113H193V109H192V107H191V104L189 105ZM208 110H209V109H208ZM240 110H241V109H240ZM69 111H70V110H69ZM75 111H76V110H75ZM81 111H82V110H81ZM81 111H80V112H81ZM94 111H93V112H94ZM106 111H107V109H106ZM114 111H115V112H114ZM122 111H118V113H119V112L122 113ZM125 111H126V110H125ZM125 111H124V112H125ZM158 111L160 112V110H158ZM164 111H165V113L168 114L167 110H164ZM164 111H163V112H164ZM182 111H181V113L184 112V111H183V112H182ZM190 111H187V112H189V115H190ZM209 111H210V110H209ZM233 111H234V110H233ZM236 111H237V113H238V110H236ZM236 111H235V112H236ZM70 112H71V111H70ZM70 112H69V113H70ZM73 112H74V111H73ZM73 112H71V114L68 113L69 115H71V116L68 117V119H69L70 117H72V115L75 116L74 118H77L76 115L79 116L78 114L81 115V113H82V112H81V113H80V112H78V113H75V112H74V114H73ZM76 112H77V111H76ZM88 112H89V111H88ZM98 112H99V110H98ZM124 112H123V113H124ZM129 112H130V111H129ZM136 112H138V110H136ZM136 112L134 111V113H136ZM149 112H150V111H149ZM149 112H148V114H149ZM155 112H157V111H154V115L156 116L157 113L155 114ZM159 112H158V113H159ZM161 112H162V111H161ZM161 112H160V113H161ZM177 112H178V111H177ZM187 112H184V113H187ZM211 112L213 113V111H211ZM221 112H222V111H221ZM224 112H225V114L227 113L226 110H225ZM239 112H240V111H239ZM242 112H243V111H242ZM32 113H33V112H32ZM35 113H36V112H35ZM91 113H92V111H91L89 114H88V113H87V114L90 115ZM94 113H95V112H94ZM94 113H93V114H94ZM101 113H102V112H100V114H101ZM105 113H106V112H104V114H105ZM139 113H140V112H139ZM142 113H141V114H142ZM160 113H159V114H160ZM169 113H170V112H169ZM181 113L179 114V112H178L179 115H181ZM184 113H183L182 115H184ZM201 113L204 114L203 111H202ZM237 113H236V114H237ZM75 114H76V115H75ZM85 114H86V113H84L83 115H85ZM100 114H98L97 116H96V115H94V116L98 117ZM108 114H109V113H108ZM150 114H151V112H150ZM167 114L164 115V113H163L164 117L167 116ZM170 114H172V113H170ZM178 114H177V116H175V117H180V116H178ZM205 114H209V115H211L210 112L208 113V111H207V113H205ZM222 114H223V113H222ZM238 114H239V113H238ZM21 115H22V114H21ZM25 115H26V114H25ZM101 115H103V113H102ZM118 115H119V114H118ZM118 115H116V116H118ZM120 115H121V114H120ZM136 115H138V114L136 113ZM161 115H162V114H161ZM161 115H159V118H160V119H161V117H162ZM173 115H174V114H173ZM182 115H181V117L184 118ZM187 115H188V114H187ZM187 115H186V117L188 118L189 116H187ZM196 115H198V116H199V115L202 116V114H200V113H199V114H195V116H196ZM209 115H208L207 117H211V116H209ZM212 115H214V113H213ZM240 115H241V113H240ZM240 115H239V116H240ZM26 116H28V118L31 119V117H30L29 115H26ZM67 116H68V115H67ZM67 116H66V117H67ZM81 116H82V115H81ZM81 116H80V117H81ZM90 116L92 117L93 115L91 114ZM94 116H93V117H94ZM104 116H105V115H104ZM104 116H102V117H98V118H102V119H103ZM108 116H110V115H106V118H105V119L110 118L112 115H111L110 117H108ZM141 116H143V115H141ZM160 116H161V117H160ZM170 116H171V115H169V118H170V119H174V118H175V117L172 118V117H170ZM191 116H192V114L190 115V118H191ZM193 116H194V114H193ZM195 116H194V118H195ZM198 116H197L196 119H198ZM200 116H199V118L202 119V118H203L204 116H206V115H203V117H200ZM235 116H237V115H235ZM239 116H237V117H239ZM241 116L243 117V115H241ZM66 117H65V118H66ZM80 117H78L79 119H78V118H77V119H78V120H82V119H83V116H82V119H80ZM85 117L90 118V117L87 116V115H86ZM85 117H84V120L86 119ZM114 117H115V115H113V116L111 117V119H114ZM144 117H146V116H144ZM207 117H206V118H207ZM212 117H213V116H212ZM212 117H211V118H212ZM242 117H241V119H240V117H239V120H242V119H243ZM28 118H27V119H28ZM50 118H51V116H50ZM50 118H49V120H51V123H53V122H52L53 119H50ZM52 118H54V121L56 120L55 117H52ZM56 118H57V117H56ZM74 118L72 117V119H74ZM88 118H87V119H88ZM149 118L152 119L151 116H150ZM153 118H154V117H153ZM155 118H156V117H155ZM155 118H154V121H155ZM157 118H158V116H157ZM167 118H168V117H167ZM167 118H164V119H167ZM194 118H193V119H194ZM206 118H205V119H206ZM244 118H245V117H244ZM66 119H67V118H66ZM77 119H76V120H77ZM90 119L92 120L93 118H90ZM146 119H147V118H146ZM150 119H149V121H151ZM180 119H181V118H180ZM201 119H200V121H201ZM207 119H208V118H207ZM235 119H238V118L235 117ZM88 120H89V119H88ZM98 120H99V119H98ZM100 120H101V119H100ZM108 120H109V119H108ZM108 120H107V121H108ZM115 120H116V118H115ZM157 120H158L159 123H161V121H159V119H156V122H155V123H157ZM161 120H163V118H162ZM174 120H175V119H174ZM183 120H184V119H183ZM183 120H182V121H183ZM191 120H192V119H191ZM191 120H190V121H191ZM194 120H195V119H194ZM208 120H209V119H208ZM211 120H213V118H212ZM239 120H236V121H239ZM243 120H244V119H243ZM243 120H242V121H243ZM28 121H29V120H28ZM30 121H31V122H30ZM30 121H29V122H30L29 124H32V122H33V123L36 122V124H37V120H30ZM56 121H57V120H56ZM65 121H66V120H65ZM69 121H70V119H69ZM73 121L75 122V120H73ZM86 121H87V120H86ZM86 121H85V122H86ZM92 121L94 122V121H95V118H94V120H92ZM102 121H103V120H102ZM105 121H106V120H105ZM105 121H104V124H105V125L108 123V124L106 125V128H107L108 125L110 124V120H109L108 122H105ZM131 121H132V120H131ZM136 121H137V120H135V123H136ZM146 121L148 122V120H146ZM152 121H153V119H152ZM177 121H178V120H177ZM177 121L174 122V121L172 120V122L174 123V125L177 124V126L175 127V129L178 128V127L180 126V123H179V122L183 123L182 121H178V122H177ZM186 121H187V123H188L189 118H188ZM202 121H203V122L205 121V122H204V124H205L207 120H203V119H202ZM209 121H210V120H209ZM234 121H235V120H234ZM242 121H241V122H242ZM244 121H245V120H244ZM38 122H39V121H38ZM46 122H47V121H46ZM70 122H71V121H70ZM88 122H89V123H88ZM96 122H97V120H96ZM111 122L113 123L114 120H113V121L111 120ZM115 122H116V121H115ZM115 122H114V126H115V125L117 126V124H115ZM121 122H122V121H121ZM121 122H120V123H121ZM147 122H145V124H147ZM165 122H166V121H165ZM165 122H164V123H165ZM169 122H170V121H169ZM169 122H167L166 124H167V125L170 124L169 126H171V123H169ZM194 122H198V121L195 120ZM230 122L232 123L233 121H230ZM239 122H240V121H239ZM253 122H254V121H251V123L249 122V125L252 124ZM48 123H49L50 126H51L50 121H49ZM48 123H47V124H48ZM55 123H56V125H53V126H57L59 122L57 121V122H55ZM55 123H54V124H55ZM68 123H69V122H68ZM72 123H73V122H72ZM76 123H77V122H76ZM80 123H81V122H79V125H80ZM86 123L89 124V125L86 124L87 126H91V125H92V124L90 123V120L87 121ZM98 123H99V122H98ZM112 123H111V124H112ZM118 123H119V122H118ZM152 123H154V122H152ZM155 123L152 124L153 127L155 126ZM173 123H172V126H173ZM178 123H179V124H178ZM190 123H191V125H193L192 121H191ZM208 123H209V122H208ZM210 123H212V121H211ZM210 123H209V124H210ZM245 123H246V121H245ZM255 123H257V121H256ZM36 124H34L35 127H37ZM60 124H62V123H60ZM60 124H59V125H60ZM74 124H75V123H74ZM74 124H72V125H74ZM90 124H91V125H90ZM104 124H103V125H104ZM136 124H137V123H136ZM136 124H135V125H136ZM138 124H139V123H138ZM142 124H143V123H140L139 125H141V126L143 127ZM145 124H144V126H145ZM148 124H149V122H148ZM148 124H147V125H148ZM157 124H158V123H157ZM183 124H186V122H184ZM197 124H198V125H197ZM197 124H196L197 126L194 127V128L197 127V129H195L196 132H198L197 130H200V128H199V127H200V126H199V122H198ZM201 124H202V123H201ZM209 124H208V125H209ZM247 124H248V121H247ZM253 124H254V123H253ZM39 125H40V123H39ZM39 125H38V126H39ZM64 125H65V124H64ZM67 125H68V124H67ZM82 125H83V124H82ZM118 125H120V124H118ZM126 125H127V124H126ZM150 125H151V122H150ZM150 125H149V126H150ZM161 125H163V124L161 123ZM161 125H159V127H160ZM167 125H165V126H167ZM186 125H187V124H186ZM191 125L189 124L188 126L190 127ZM31 126H32V125H31ZM47 126H48V125H47ZM50 126H48V128H49V129H52V128H50ZM60 126H61V125H60ZM76 126H78V125L76 124ZM116 126H115V127H116ZM123 126H124V125H123ZM127 126H128V125H127ZM127 126H124L123 128H126ZM141 126H140V127H141ZM157 126H158V125H157ZM165 126H162V128L164 129ZM172 126H171L170 128H172ZM181 126H182V124H181ZM181 126H180V127H181ZM193 126H194V125H193ZM193 126H192V127H193ZM203 126H204V125H203ZM203 126H202V127H203ZM252 126H253V125H252ZM256 126H257V125H256ZM68 127H69V126H68ZM78 127H79V126H78ZM83 127H85V125H84ZM91 127H92V126H91ZM91 127H90V128H91ZM94 127H95V128H94ZM94 127H93L92 129H95V131H93V130H89V131H91V132H92V131H93V132H97V129H98V128H97V125L94 124ZM110 127H113V126L111 125ZM110 127L108 128V130L112 129V128H110ZM120 127H121V126H120ZM120 127L118 126V128H120ZM140 127L137 125V128H140ZM150 127H152V126H150ZM159 127H157V129H156V128H155V129H156V130H160V129H158ZM167 127H168V126H167ZM180 127H179V128H180ZM189 127L186 126V129H187V130H186V129H183V127H182V129H181V128H180V129L178 128V130H176V132L179 131V130H182L181 132H178V133L180 134V133L183 132V130L188 131ZM250 127H251V126H250ZM250 127H248V129H249ZM37 128H38V127H37ZM37 128H36V129H37ZM75 128H76V127H75ZM130 128H131V127H130ZM135 128H136V127H135ZM160 128H161V127H160ZM162 128H161V129H162ZM168 128H169V127H168ZM173 128H174V127H173ZM194 128H190V131H192ZM204 128H206V127H203V128H202V129L205 130V131H206L207 129H209V128H207V129H204ZM210 128H211V127H210ZM251 128H253V127H251ZM254 128H255V126H254ZM36 129H35V130H36ZM53 129L55 130V128H53ZM53 129H52V130H53ZM56 129L58 130V128H56ZM66 129H67V131L69 130L67 127H66ZM70 129H71V128H70ZM73 129H74V128H73ZM77 129H78V128H77ZM80 129L82 130V127H81V126H80ZM80 129H79L78 131L75 129L74 131H77V132H78L77 135H82V136H83V134H80V133H79V132L83 133L82 131H80ZM100 129H101V127H100ZM143 129H144V128H143ZM147 129H148V128H147ZM175 129H174V130H175ZM191 129H192V130H191ZM211 129H212V128H211ZM213 129H214V128H213ZM213 129H212V130H213ZM62 130H63V128H62ZM62 130H61V131H62ZM83 130H84V129H83ZM87 130H88V129H87ZM87 130H84V131H87ZM106 130H107V129H105L104 131L107 132ZM114 130H116V129H113V132H114ZM120 130H121V129H119L118 131H119V132L125 131V129H124V130L122 129V131H120ZM209 130H210V129H209ZM209 130H207V131H209ZM212 130H210V131H211L212 134H213L214 131H212ZM225 130L227 131V128H226ZM252 130H253V129H252ZM33 131H34V129H33ZM55 131H56V130H55ZM59 131H60V129H59ZM59 131H58V132H59ZM61 131H60V133H61ZM67 131L65 130L66 133H69V132H70V131H69V132H67ZM72 131H73V130H72ZM72 131H71V134H72ZM74 131H73V133H74ZM89 131H87V132H89ZM104 131H103V133H105ZM136 131H137V129H136ZM160 131H162V130H160ZM167 131H169V130H167ZM167 131H166V132H167ZM172 131H173V130H172ZM172 131H171V132H172ZM190 131H189V132H190ZM205 131H203V132H205ZM223 131H224V130H223ZM223 131H221L222 134H223ZM226 131H225V132H226ZM228 131H229V130H228ZM34 132H35V131H34ZM36 132H38V129H37ZM63 132H64V131H63ZM65 132H64V133H65ZM87 132H86V133H87ZM93 132L91 133V135L94 134ZM99 132H100V131H99ZM101 132H102V130H101ZM111 132H112V130H111ZM113 132H112L111 134H113ZM116 132H117V131H116ZM166 132H165V129H164V133H166ZM176 132H175V133L172 132V133L175 134V137H177V136H176V134H177ZM189 132H188V134H189ZM193 132H194V130H193ZM225 132H224V133H225ZM32 133H33V132H32ZM54 133H55V132H54ZM56 133H57V132H56ZM60 133H59V134H60ZM66 133H65V135H66ZM75 133H76V132H75ZM75 133H74V135H75ZM97 133H98V132H97ZM97 133H96V134H97ZM108 133H109V132H107V134H108ZM172 133L169 132V134H172ZM198 133L200 134V131H199ZM201 133H202V132H201ZM206 133H207V132H206ZM229 133H230V132H229ZM33 134H36V133H33ZM33 134H32V135H33ZM71 134H70V135H71ZM98 134H99V133H98ZM98 134H97V136L102 135V133H100L99 135H98ZM117 134H118V133H117ZM117 134H115V136H117ZM128 134H129V133H128ZM166 134H168V133H166ZM179 134H177V135L179 136ZM190 134H191V133H190ZM194 134H195V132H194ZM199 134H198V135H199ZM203 134H204V133H203ZM212 134H211V135L209 134V136H208V135H207V136H208V137L213 136ZM214 134H215V133H214ZM57 135H58V134H57ZM61 135H62V133L60 134V136H61ZM63 135H64V134H63ZM67 135H68V137H70V138H73V136H74L73 134H72V135H73L72 137L69 136V134H67ZM67 135H66V137H67ZM77 135H76V136H77ZM89 135H90V134H89ZM94 135H95V134H94ZM108 135H110V134H108ZM108 135H107V136H108ZM181 135H182V134H181ZM181 135H180V136H181ZM186 135H187V134H186ZM224 135H228V133L226 132V134H224ZM224 135H222V137H223ZM229 135H230V134H229ZM229 135H228V136H229ZM85 136H86V134H85ZM112 136H113V135H112ZM112 136H110V138H111ZM180 136H179V138H178V137H177V138L180 139ZM183 136H184V135H183ZM183 136H182V137H183ZM54 137H57V136L55 135ZM63 137H64V136H63ZM63 137H62V138H63ZM77 137H78V136H77ZM88 137H89V136H88ZM91 137H92V136H91ZM93 137H94V136H93ZM95 137H96V136H95ZM171 137L175 138L173 135H172ZM182 137H181V138H182ZM191 137H193L192 134H191ZM191 137H190V138H191ZM198 137H200V136H198ZM198 137H197V139H196V138L193 139V140H195V141H194V142H195V144H194L195 147L197 146L198 143H200V141L198 140V139H199ZM204 137H206V134H205V136H203V137H201V138L203 139ZM225 137H226V136H225ZM225 137H224V138H225ZM33 138H34V137H33ZM62 138H61V140H62ZM70 138H68V139H70ZM89 138H90V137H89ZM114 138H116V137H114ZM173 138H172V139H173ZM183 138H184V137H183ZM187 138H189L188 135H187ZM193 138H194V137H193ZM201 138H200V139H201ZM206 138H207V137H206ZM206 138H204L203 140H206V141H207ZM210 138H211V137H210ZM220 138H221V137H220ZM224 138H222V139H224ZM66 139H67V138H66ZM80 139H81V138H80ZM82 139H83V138H82ZM84 139H85V137H84ZM84 139H83V141H84ZM86 139H87V138H86ZM86 139H85V140H86ZM105 139H107V137H106ZM202 139H201V140H202ZM208 139H209V138H208ZM28 140H29V139H28ZM31 140H32V139H30V141H31ZM35 140H36V139H35ZM54 140H60V137H59V138H55ZM72 140H73V139H71V141H72ZM75 140H77L76 143H79V142H78V140H79L78 138L75 139ZM90 140H91V138H90ZM90 140H87V141H90ZM107 140H110V139H107ZM113 140H114V139H113ZM113 140H112V141H113ZM117 140H118V139H117ZM184 140H185L186 142H189L188 140H190V139L186 140V138H184ZM196 140H198L199 142L196 143ZM203 140H202V143L204 142ZM211 140H212V138H211ZM211 140H210V141H211ZM227 140L229 141V138H227ZM33 141H34V139H33ZM63 141H64V144H65L64 147L67 146V144H66V140L64 139ZM63 141H62V143H61V142H60V143L63 144ZM93 141H96V140H94V138H93ZM104 141H105V140H104ZM174 141H175V140H174ZM228 141H227V142H228ZM35 142H36V143H35ZM35 142H33L34 145L37 144L38 141H35ZM58 142H59V141H58ZM58 142H56L57 144L54 142V144H56V146H57V145H58ZM68 142H70V141H68ZM68 142H67V143H68ZM84 142H85V141H84ZM190 142H191V143H190ZM190 142H189V143L192 145V140H191ZM212 142L214 143L213 140H212ZM218 142H220V145H221V143H222V146H223V142L225 143V140H224L223 142H221V139H220V141L218 140L217 143H218ZM28 143H29V142H28ZM71 143H72V142H71ZM71 143H69L68 146L71 147V146H72ZM206 143H207V142H206ZM206 143H205V144H206ZM209 143H210V142H209ZM213 143H212V144H213ZM217 143H216V140H215V143H214V144H217ZM33 144H32V142H31V146H30V143L27 144V145H29V146H27V147H28L27 150L33 153V154L30 153V154L36 156V154H35V150H37V149H36V146H35V148L32 147ZM38 144H40V143L38 142ZM50 144H51V143H50ZM61 144H60V145H61ZM200 144H201V143H200ZM203 144H204V143H203ZM212 144H210L209 146H211ZM226 144H227V143H226ZM76 145H77V144H76ZM88 145H89V143H88ZM175 145H176V144H175ZM178 145H180V144H178ZM178 145H177V146H178ZM184 145H186V144H184ZM184 145H183V146H184ZM187 145H188V144H187ZM187 145H186V146H187ZM201 145H202V144H201ZM207 145H208V143H207ZM224 145H225V144H224ZM44 146H45V145H44ZM56 146H55V147H56ZM61 146H63V145H61ZM181 146H182V145H181ZM188 146H189V145H188ZM203 146H204V145H203ZM209 146H208V147H209ZM217 146H218V144H217ZM38 147H39V145H38ZM58 147H59V146H58ZM70 147H69V149H70ZM74 147H75V146H74ZM169 147L171 148V145H170ZM169 147H167V148H169ZM189 147H191V146H189ZM198 147H199V145L197 146V148H198ZM211 147H212V146H211ZM215 147H216V146H215ZM39 148H40V147H39ZM61 148H62V150H63V147H60V148H58V150L60 149L59 152H61ZM67 148H68V147H67ZM67 148H64L65 151H66ZM174 148H175V146H174ZM177 148H179V147H177ZM186 148H188V147H186ZM191 148H192V147H191ZM205 148H206V146H205ZM209 148H210V147H209ZM219 148H220V146H219ZM255 148H256V147H254V150H256ZM41 149H42V147H41ZM41 149H40V150H41ZM54 149H55V148H54ZM69 149H67V150L69 151ZM192 149H193V148H192ZM194 149H195V148H194ZM194 149H193V150H194ZM250 149H251V148H250ZM252 149H253V148H252ZM42 150H44V149H42ZM42 150H41V151H42ZM56 150H57V149H55L54 151H56ZM188 150H189V149H188ZM199 150H200V149H199ZM220 150H221V149H220ZM44 151H45V150H44ZM73 151H74V153H75V150H73ZM184 151H186V150H184ZM189 151H191V149H190ZM57 152H58V151H57ZM168 152H170V151H168ZM177 152H178V151H177ZM179 152H180V151H179ZM194 152H195V151H194ZM194 152H192V153H194ZM196 152H197V151H196ZM39 153H40V152H39ZM42 153H43V152H42ZM44 153L46 154V153H48V152H44ZM44 153H43V154H44ZM50 153H51V149H50ZM171 153H172V152H171ZM173 153H174V152H173ZM180 153H183V151L180 152ZM187 153H188V152H187ZM187 153H183V154H187ZM223 153H224V151H223ZM223 153H222V154H223ZM37 154H38V153H37ZM58 154H59V153H58ZM60 154H62V156H64L63 153H60ZM60 154H59V156H60ZM72 154H73V152H72ZM176 154H178V153H176ZM215 154H216V153H215ZM226 154H227V153H226ZM32 155H31V156H32ZM39 155L41 156L42 154H39ZM47 155L49 156L50 154H47ZM54 155L56 156L57 154H55V152H54ZM73 155H74V154H73ZM73 155H72V156H73ZM179 155H180V154H179ZM179 155H178V156H179ZM181 155H182V154H181ZM219 155H220V153H218V157H219ZM223 155H225V154H223ZM223 155H222V156H223ZM37 156H38V155H37ZM45 156H46V155H45ZM45 156H44V155H43V157L41 156L44 160H43L41 157H39V156H38L39 158L37 157L36 159H37V161L39 162L38 159L41 158V159L43 160V163H44L45 159L48 158V157H47V158H44ZM59 156H56V157L59 158ZM74 156H75V155H74ZM196 156H198V155H196ZM199 156H200V155H199ZM225 156H227V155H225ZM50 157H51V156H50ZM52 157H53V155H52ZM194 157H195V156H194ZM214 157H216V156H214ZM218 157H217V158H218ZM220 157H221V156H220ZM32 158H33V156H32ZM54 158H55V157H54ZM198 158H199V157H198ZM41 159H40V160H41ZM191 159H192V158H190V160H191ZM193 159H194V158H193ZM195 159H197V157H196ZM207 159H208V158H207ZM214 159H215V158H214ZM214 159L211 157V159H210V160H207V161H209V164H210V163L213 164V163H214ZM32 160H33V159H32ZM34 160H35V159H34ZM34 160H33V161H34ZM42 160H41V162H42ZM50 160H51V159H50ZM187 160H189V159H186V160H184V161H187ZM190 160H189V161H190ZM199 160H200V159H199ZM202 160H203V159H201V161H202ZM224 160H225L224 157L219 158V164H221V166H222V163H220V162H221V161L223 162ZM37 161H35V162H37ZM189 161H187V162L189 163ZM191 161L193 162L194 160H191ZM197 161H198V160H197ZM216 161H217V160H216ZM216 161H215V162H216ZM38 162H37V164H40V163H38ZM175 162H176V161H175ZM179 162H180V161H178V163H179ZM194 162H195V161H194ZM45 163H47V161H46ZM196 163H197V162H196ZM207 163H208V162H207ZM207 163H206V165H208ZM47 164H48V163H47ZM175 164H177V163H175ZM211 164H210V165H211ZM224 164H225V162H224ZM179 165H180V166L184 165V162L182 161V165H181V164H179ZM193 165L195 166V163H191V162L189 163V166H193ZM197 165H199V163H197ZM210 165H209V166H210ZM214 165H215V164H214ZM216 165H217V164H216ZM216 165H215V168H216ZM46 166H47V165H46ZM46 166H45V167H46ZM175 166H176V165H174V167H175ZM177 166H178V164H177ZM194 166H193V167H194ZM201 166L203 167L202 164H201ZM166 167H167V166H166ZM198 167H199V166H198ZM210 167H214V166L211 165ZM218 167H219V166H218ZM46 168H47V167H46ZM164 168H165V167H164ZM187 168H188V167H186V169H187ZM200 168H201V167H199V169L197 168V169H198V172H199ZM222 168L224 169V167H222ZM222 168H221V169H222ZM165 169H166V168H165ZM177 169H180V171H181L182 168H181V167H180V168L178 167ZM188 169L191 170L192 168H188ZM197 169H195V172L197 171ZM201 169H203V168H201ZM208 169H210V168H209V167L206 168V170H208ZM221 169H220V171H221ZM223 169H222V171L225 170V169H224V170H223ZM257 169H258V168H256V170H257ZM259 169H260V167H259ZM212 170H213V169H212ZM215 170H216V169H215ZM227 170H228V169H227ZM180 171H179V172H180ZM188 171H189V170H188ZM188 171H186V172H188ZM200 171L202 172L203 170H200ZM222 171H221L220 174H222ZM260 171H261V170H260ZM191 172H192V170H191ZM191 172L189 171V173H191ZM193 172H194V171H193ZM207 172H208V171H207ZM209 172H212V171H209ZM209 172H208V173H209ZM180 173H181V172H180ZM189 173H186V174H189ZM203 173H205V172H203ZM203 173H199V174L204 175ZM186 174H184V175H186ZM193 174H194V173H193ZM195 174H196V173H195ZM220 174H219V171H218V173H214V176H213V177H216V178L218 179V175L221 176ZM255 174H256V173H255ZM257 174H258V173H257ZM191 175H192V174H191ZM205 175H206V173H205ZM211 175H212V174H210V176H211ZM223 175L225 176V173H223ZM223 175H222V176H223ZM260 175H261V174H259V176H260ZM263 175H264V174H263ZM263 175H261V176H263ZM187 176H188V175H187ZM193 176H194V175H193ZM196 176H197L196 178H198V174H197ZM249 176H250V175H249ZM256 176H258V175H256ZM259 176H258V177H259ZM202 177H205V176H202ZM213 177H212V178H213ZM186 178H187V177H186ZM193 178H194V177H193ZM205 178H207V177H205ZM205 178H204V179H205ZM212 178H211V179H212ZM222 178H223V177H222ZM222 178H221V180H224V178H223V179H222ZM226 178H227V177H226ZM251 178H252V176H251ZM251 178H249V180H250ZM259 178H261V177H259ZM259 178H258V179H259ZM182 179H184V178H182ZM189 179H191V178L189 177ZM213 179H214V178H213ZM253 179H254V180H251V182H252V181L256 182L254 176H253ZM263 179H264V176H263ZM165 180H166V179H165ZM165 180H163V181H165ZM172 180H173V179H172ZM180 180H181V179H180ZM186 180H187V179H186ZM195 180H196V179H195ZM202 180H203V179H202ZM208 180H209V179H208ZM225 180L227 181L228 179H225ZM261 180H262V178H261ZM156 181H157V180H156ZM159 181H160V180H159ZM161 181H162V180H161ZM170 181H171V180H170ZM189 181H190V180H189ZM189 181H188V182H189ZM191 181H192V180H191ZM191 181H190L189 183H191ZM217 181H218V180H217ZM217 181H216V182H217ZM226 181H224V182H226ZM168 182H169V181H167V183H168ZM173 182H174V181H173ZM201 182H202V181H201ZM201 182H199V183H200V186L203 185V183L201 184ZM209 182H210V181H209ZM209 182H208V184H209ZM214 182H215V181H214ZM214 182H213V183H214ZM221 182H223V181H220V183H221ZM228 182H229V181H228ZM249 182H250V181H249ZM249 182H248L249 185L254 184V183L250 184ZM262 182H264V181H262ZM156 183H157V182H156ZM163 183H164V182H163ZM163 183H162V184H163ZM176 183H177V182H176ZM176 183H175L174 185H176ZM181 183H182V181H181ZM186 183H187V182H184V184H182V185H186ZM194 183H195V182H194ZM197 183H198V182H197ZM197 183H195V184L197 185ZM205 183L207 184V182H205ZM205 183H204V184H205ZM220 183H219V185H220ZM226 183H227V182H226ZM160 184H161V183L159 182V185H160ZM172 184H173V183H172ZM192 184H193V182H192ZM208 184H207V185H208ZM214 184H215V183H214ZM260 184H261V182H260ZM165 185H166V184H165ZM170 185H171V184H170ZM170 185H169V186H170ZM179 185H180V183H179ZM182 185H181V186H182ZM222 185H223V184H222ZM225 185H226V184H225ZM228 185H230V183H229ZM261 185H262V184H261ZM157 186H158V184H157ZM161 186H162V185H161ZM167 186H168V184L166 185V188H167ZM181 186H180V187H181ZM186 186H187V185H186ZM186 186H183V187H186ZM193 186H194V185H193ZM212 186H213V184H212ZM217 186H218V185H217ZM217 186H216V187H217ZM246 186H247V185H246ZM255 186H256V184H255ZM255 186H253V188H252L251 186H248V189H249V187H250V188H252V190L255 189V191H256V188H254ZM259 186H260V185H259ZM259 186H258V187H259ZM158 187H159V186H158ZM171 187H173V185H171ZM175 187H176V186H175ZM175 187H174V188H175ZM190 187H191V186H190ZM196 187H198V186H196ZM196 187H195V188H196ZM202 187H203V186H202ZM202 187H201V188H202ZM208 187H209V185H208ZM208 187L205 186L204 188H205V189H206V188L208 189ZM213 187H214V186H213ZM220 187H221V186H220ZM226 187H227V186H226ZM229 187H230V186H229ZM258 187H257V189H258ZM262 187H264V186H262ZM156 188H157V187H156ZM159 188H160V187H159ZM164 188H165V187H164ZM166 188H165V190H166ZM168 188H170V187H168ZM174 188H173V189H174ZM178 188H179V187H178V185H177V189H178ZM186 188H187V187H186ZM210 188H211V186H210ZM210 188H209V189H210ZM241 188H242V187H241ZM259 188H261V187H259ZM157 189H158V188H157ZM162 189H163V188H162ZM162 189H161V190H162ZM181 189H182V188H181ZM183 189H184V188H183ZM207 189H206V192H207ZM212 189H213V188H212ZM215 189H216V188L214 187V190H215ZM225 189H227V188H225ZM225 189H223V190H225ZM262 189H263V188H262ZM158 190H159V189H158ZM161 190H160V194H161V192H162ZM163 190H164V189H163ZM169 190H170V189H169ZM179 190H180V189H179ZM186 190H187V189H186ZM188 190H189V189H188ZM188 190H187V191H188ZM203 190H204V189H203ZM203 190H202V192H203ZM217 190H219V189L217 188ZM220 190H221V189H220ZM243 190H244V189H243ZM249 190H251V189H249ZM252 190H251V191H252ZM260 190H261V189H260ZM181 191H182V190H181ZM181 191H179V193H180ZM194 191H195V190H194ZM198 191H199V190H198ZM208 191H210V190H208ZM226 191H228V190H226ZM226 191L223 192V195H225V194L227 193ZM230 191H231V189H230ZM238 191H239V190H238ZM241 191H242V189H241ZM253 191H254V190H253ZM253 191H252V193H254ZM258 191H259V190H258ZM170 192L172 193V190H171ZM170 192H169V194H170ZM176 192H177V191H176ZM199 192H200V191H199ZM218 192L221 193L220 191H218ZM236 192H237V191H236ZM239 192H240V191H239ZM242 192H243V191H242ZM260 192H262V190H261ZM158 193H159V192H158ZM166 193L168 194L167 190H166ZM173 193H174L173 195H175V191H174ZM189 193H190V192H189ZM196 193H198V192L196 191ZM211 193H212V191L210 192V194H211ZM213 193H214V192H213ZM215 193H216V192H215ZM224 193H225V194H224ZM230 193H231V192H229V194H230ZM252 193H251V194H252ZM160 194H159V195H160ZM163 194H164V192H163ZM163 194H162V196H164ZM176 194H177V193H176ZM204 194H206V193L204 192ZM221 194H222V193H221ZM235 194H236V193H235ZM241 194H243V193H241ZM244 194H246V193H244ZM251 194H250V195H251ZM256 194H257V191H256ZM173 195H172V196H173ZM207 195H208V194H207ZM213 195H214V194H213ZM213 195H212V196H213ZM236 195H237V194H236ZM102 196H103V195H102ZM167 196H168V195H167ZM167 196H166V197H167ZM170 196H171V195H170ZM176 196L178 197V195H176ZM190 196H194V194H193V195H190ZM205 196H206V195H205ZM214 196H215V195H214ZM214 196H213V199H212V200H214V202H215V199H217L216 201H218L219 198H214ZM217 196H219L218 193H217ZM231 196H232V195H231ZM231 196H230V197H231ZM245 196H246V195H245ZM160 197H161V196H160ZM177 197H176V198H177ZM199 197H200V196H199ZM201 197H202V196H201ZM206 197H207V196H206ZM209 197H210V196L208 195V198H209ZM219 197H221V196H219ZM223 197H224V196H223ZM228 197H229V195H228ZM230 197H229V198H230ZM232 197H233V196H232ZM240 197H241V196H240ZM242 197H243V196H242ZM250 197H251V196H250ZM168 198H169V197H168ZM176 198L174 199V196H173V200H176ZM179 198H180V196H179ZM186 198H187V200H184L183 197H182L181 201L184 200V201H188V202H189V200H188L189 197H186ZM191 198H192V197H191ZM193 198H195V197H193ZM210 198H211V197H210ZM233 198H235V197H233ZM236 198H237V197H236ZM248 198H249V197H248ZM102 199H103V198H102ZM102 199H101V201H102ZM158 199H159V198H158ZM160 199H161V198H160ZM165 199H166V198H165ZM170 199H171V197H170ZM195 199H196V198H195ZM197 199H198V198H197ZM202 199H203V197H202ZM222 199H224V198H222ZM242 199H243V198H242ZM242 199H241V200H242ZM246 199H247V198H245V200H246ZM249 199H250V198H249ZM106 200H107V198H106ZM163 200H164V199H163ZM173 200H171V201H173ZM190 200H191V199H190ZM203 200H204V199H203ZM205 200H206V198H205ZM212 200L209 199L208 201L211 202ZM229 200H231V199H228V201H229ZM241 200H240V201H241ZM245 200H244V201H245ZM250 200H253L252 197H251ZM101 201H100V202H101ZM103 201H105V200L103 199ZM159 201H160V200H159ZM168 201H169V199H168ZM191 201H193V199H192ZM194 201H196V200H194ZM197 201H198V200H197ZM199 201H200V200H199ZM199 201H198V202H199ZM221 201H222V200H221ZM221 201H218V202L221 203ZM225 201H226V200H225ZM225 201H224V202H225ZM233 201H234V200H233ZM246 201H247V200H246ZM255 201H256V200H255ZM260 201H262V200H260ZM260 201H259V202H260ZM263 201H264V200H263ZM263 201H262V202H263ZM84 202H86V201H84ZM100 202H98V204L102 205ZM108 202H109V201H108ZM161 202H162V201H161ZM165 202H166V201H165ZM198 202H196V204H197ZM214 202H213V203H214ZM231 202H232V201H231ZM238 202H239V201H238ZM251 202H252V201H251ZM88 203H90V202H88ZM92 203H94V202H92ZM104 203H105V202H104ZM166 203H168V202H166ZM169 203H170V201H169ZM175 203L177 204V201H176ZM178 203H179V205H180L179 200H178ZM182 203H186L187 206H188V203H187V202H182ZM203 203H206V202H203ZM208 203H209V202H208ZM219 203H218V204H219ZM222 203H223V201H222ZM242 203H243V202L241 201L240 206H241ZM80 204H83V203L81 202ZM107 204H108V203H107ZM107 204H106V205H107ZM109 204H111V203H109ZM159 204L161 205L160 202H159ZM170 204H171V203H170ZM172 204H173V203H172ZM172 204H171V205H172ZM190 204H191V203L189 202V205H190ZM206 204H207V203H206ZM206 204H205V205H206ZM234 204H235V203H234ZM247 204H248V203H247ZM251 204H253V202L250 203V205H251ZM257 204H258V203H257ZM84 205H85V204H83V206H84ZM92 205H93V204H92ZM92 205H90V206H91V207H94V206H92ZM100 205H99V206H100ZM104 205H105V204H104ZM106 205H105L104 208H106ZM164 205H166V204H164ZM174 205H175V204H174ZM179 205L177 204V206H179ZM205 205L203 204V206H202V208L204 207L203 209H205ZM209 205H211V204H209ZM214 205H216V204H214ZM221 205L223 206V204H221ZM221 205L219 206L220 208L222 207ZM244 205H246V203H245ZM244 205H242V207H243ZM78 206H79V205H78ZM90 206H89V207H90ZM162 206H163V205H162ZM162 206H161V207H162ZM167 206L170 207V205H167ZM177 206L175 205V209H177V208H176ZM187 206H186V207H187ZM207 206H208V204H207ZM233 206H234V205H233ZM237 206H238V205H237ZM240 206H238V208H239ZM246 206H247V205H246ZM251 206H252V205H251ZM251 206H249V208H251ZM260 206H261V204H259V207H260ZM262 206L264 207V205H262ZM96 207H97V205H96ZM96 207H95V208H96ZM100 207H101V206H100ZM100 207H99V208H100ZM197 207H198V206H197ZM200 207H201V206H200ZM210 207H211V206H210ZM213 207H214V206H213ZM216 207H217V206H216ZM242 207H241V209H242ZM254 207H255V206H254ZM254 207H253V208H254ZM77 208H78V207H77ZM77 208H76V210H77ZM86 208H87V207H86ZM99 208H98V209H99ZM102 208H103V206H102ZM109 208H111L110 205H109ZM151 208H152V206H151ZM164 208H165V210H166V207H164ZM171 208H172V207H171ZM171 208H170V209H171ZM181 208H183V207L181 206ZM193 208H194V207H193ZM193 208H192V206H191V208H189L188 210H192ZM207 208H208V207H206V210H207ZM222 208H223V207H222ZM231 208H233V207L231 206ZM238 208H237V209H238ZM244 208H245V207H244ZM246 208H247L246 210H249L248 207H246ZM253 208H252V209H253ZM84 209H85V207H84ZM93 209H94V208H93ZM132 209L134 210L135 208L132 207ZM160 209H161V208H160ZM168 209H169V208H168ZM172 209H174V208H172ZM195 209H196V207L194 208V210H195ZM197 209H198V208H197ZM208 209H209V208H208ZM212 209H213V208H212ZM218 209H219V208H218ZM256 209H257V208H256ZM258 209H262V208H258ZM72 210H73V209H72ZM76 210H75V211H76ZM80 210H81V209H80ZM105 210H106V211H105ZM105 210L103 209L104 212H107V209H105ZM136 210H137V209H136ZM179 210H180V207H179L178 211H179ZM183 210H184V208H183ZM188 210H187V211H182V210H181V212H183V213L186 212V213H187ZM210 210H211V209H210ZM222 210H223V209H222ZM243 210H245V209H242V211H243ZM246 210H245V211H246ZM81 211H83V210H81ZM89 211H90V210H89ZM89 211H88V212H89ZM108 211H109V209H108ZM111 211L114 212V210H111ZM111 211L107 212V214H108V213L111 214ZM146 211H147V210H146ZM160 211H161V210H160ZM162 211H163V210H162ZM166 211H167V210H166ZM170 211H171V210L165 212V216H166V217H167L166 214H168V212H170ZM173 211H174V210H173ZM203 211H205V210H203ZM203 211H202V212H203ZM207 211L209 212V210H207ZM207 211H206V212H207ZM212 211H213V210H212ZM219 211H220V210H219ZM235 211H236V213H237V212L240 213V212H239L240 210H239V211L235 210ZM245 211H243V212L245 213ZM252 211H253V210H252ZM255 211H256V210H255ZM83 212L85 213V211H83ZM86 212H87V209H86ZM88 212H87V213H88ZM94 212H95V211H94ZM139 212H140V211H139ZM142 212H143V211H142ZM174 212H175V211H174ZM190 212H191V211H190ZM206 212H205V213H206ZM208 212H207V213H208ZM213 212L216 213L217 211H216V212L213 211ZM246 212H247V211H246ZM250 212H251V211H250ZM260 212H262V211H260ZM76 213H78V211L75 212V215H76ZM81 213H82V212H81ZM81 213H80V214H81ZM84 213L81 214V215H84ZM87 213H86V214H87ZM147 213H148V212H147ZM163 213H164V211H163ZM171 213H172V214L169 213L168 215L172 216V215H173V212H171ZM176 213H177V212H176ZM188 213H189V212H188ZM188 213H187V214H188ZM192 213H193V212H192ZM196 213H197V212H196ZM198 213H201V212H198ZM207 213H206V214H207ZM211 213H212V212H211ZM236 213H235V214H236ZM241 213H242V212H241ZM247 213H249V212H247ZM257 213H258V212H257ZM257 213H255V214H257ZM263 213H264V211H263ZM263 213H262V215H263ZM26 214H28V213H26ZM30 214H32V213H30ZM80 214H77V215H80ZM91 214H92V213H90V215H91ZM93 214H94V213H93ZM141 214H142V213H141ZM144 214H145V212H144ZM150 214H151V218H153V217H152V213H150ZM161 214H162V213H161ZM174 214H175V213H174ZM217 214H218V212H217ZM242 214H243V213H242ZM252 214H254V212H253ZM259 214H260V213H259ZM33 215H34V214H33ZM87 215H89V213H88ZM94 215H95V214H94ZM94 215H91V216H94ZM97 215H98V214H97ZM108 215H109V214H108ZM113 215H115V214H113ZM153 215H154V214H153ZM155 215H157V214H155ZM162 215H163V214H162ZM190 215L192 216V214H190ZM202 215H203V214H202ZM208 215H210V214H208ZM247 215L249 216V214H247ZM260 215H261V214H260ZM262 215H261V217H262ZM85 216H86V215H85ZM98 216H101V215H98ZM184 216H189V214H188V215H184ZM211 216H212V215H211ZM236 216H237V215H236ZM243 216H245V218H246V215H243ZM248 216H247V217H248ZM251 216H252V217H251ZM254 216H255V215H254ZM254 216L250 214V217L253 218V219H254ZM256 216L260 217L259 215H256ZM1 217H2V216H1V213H0V222H1V220H2ZM24 217H25V216H24ZM77 217H78V216H77ZM81 217H82V216H81ZM83 217H84V216H83ZM86 217H89V216H86ZM86 217H85V218H86ZM96 217H97V216H96ZM96 217H94V218H96ZM104 217L106 218L107 216H104V213H103V218H104ZM154 217H156V216H154ZM162 217H163V216H162ZM194 217H195V216H194ZM194 217L192 218V221H193V219H195ZM238 217H239V216H238ZM3 218H4V217H3ZM17 218H19V217H17ZM17 218H16V219H17ZM20 218H21V217H20ZM34 218H36V217H34ZM75 218H76V217H74V219H75ZM89 218H90V217H89ZM99 218L102 219L101 217H99ZM144 218H146V217H144ZM144 218H143V219H144ZM148 218H149V213H148ZM173 218L175 219V217L173 216L172 219H170V220H173ZM189 218H190V216H189ZM189 218H188V219H189ZM210 218H211V217H210ZM239 218H240V217H239ZM248 218H249V217H248ZM255 218H256V217H255ZM263 218H264V217H263ZM37 219H38V218H37ZM77 219H78V221H79V220H80V217L77 218ZM91 219H92V218H91ZM106 219H112V218H110V216H109V217H107ZM113 219H114V218H113ZM136 219H137V217H136ZM136 219H134V220L136 221ZM164 219H165V218H164ZM166 219H167V218H166ZM190 219H191V218H190ZM190 219H189V220H190ZM207 219H208V216H207ZM211 219H214L213 216H212ZM233 219H234V217H233ZM236 219H237V218H236ZM242 219H243V218H242ZM242 219H241V220H242ZM246 219H247V218H246ZM4 220H5V219H4ZM6 220H7V219H6ZM34 220H35V219H34ZM83 220H84V219H83ZM88 220H90V219H88ZM88 220H87V221H88ZM92 220H93V219H92ZM94 220L96 221V220H98V219H94ZM138 220H139V219H138ZM161 220H163V219H161ZM167 220H168V219H167ZM170 220H169L168 222H170ZM239 220H240V219H239ZM247 220H250V218L247 219ZM247 220H246V221H245V220H242L241 222L245 221L246 223H245V222H243V223L247 224ZM254 220H255V219H254ZM260 220H261V219H260ZM80 221H81V225H82V224H83V223H82V220H80ZM85 221H86V220H85ZM87 221H86V222H87ZM90 221H91V220H90ZM139 221H141V220H139ZM155 221H156V220H155ZM163 221H164V220H163ZM197 221H198V220H197V218H196V220L194 221V223L197 222ZM237 221H238V220H237ZM250 221H253V220H250ZM250 221H249V222H250ZM2 222H3V221H2ZM6 222H8V221H6ZM35 222H36V221H35ZM76 222H77V220H76ZM88 222H89V221H88ZM91 222H92V221H91ZM142 222H143V221H142ZM148 222H152V221L150 220V221H148ZM157 222H158V221H157ZM157 222H155V223H157ZM161 222H162V221H161ZM164 222H165V221H164ZM199 222H200V221H199ZM199 222H198V225H200ZM210 222H211V220H210ZM213 222H214V221H213ZM241 222H240V223H241ZM254 222H256V220H255ZM69 223L71 224V222H69ZM74 223H75V222H74ZM79 223H80V222H79ZM139 223H140V222H139ZM153 223H154V221H153ZM166 223H167V221H166ZM172 223H173V222H172ZM172 223H171V225H172ZM250 223H252V222H250ZM257 223H258V222H257ZM257 223H255V224H257ZM13 224H15V223H13ZM40 224H41V223H39V225H40ZM76 224L78 225V223H76ZM91 224H92V223H91ZM140 224H141V223H140ZM140 224H139V226H140ZM168 224H169V223H168ZM189 224H192V222H189ZM189 224H188V225H189ZM245 224H244V225H245ZM255 224L252 225V226L254 227ZM263 224H264V223H263ZM0 225H1V224H0ZM4 225H5V224H4ZM88 225H89V224H88ZM157 225H159V222L157 223ZM157 225H156V226H157ZM174 225H175V224H174ZM186 225H187V224H186ZM198 225H197V227H198ZM248 225H249V224H248ZM248 225H247V226H248ZM6 226H7V225H6ZM6 226H5V227H6ZM21 226H22V225H21ZM36 226H38V224H37ZM73 226H74V225H73ZM73 226L71 225V227H73ZM99 226H100V225H99ZM136 226H137V224H136ZM164 226H165V225H164ZM166 226H167V225H166ZM195 226H196V225H195ZM222 226H223V225H222ZM226 226H227V225H226ZM239 226H240V225H239ZM260 226H263V225L261 224ZM69 227H70V226H69ZM71 227H70L69 230L67 229L69 232H70V230H72ZM75 227H76V226H75ZM79 227H81V226L79 225ZM95 227H96V226H95ZM95 227H94V229H95ZM97 227H98V226H97ZM97 227H96V228H97ZM109 227H110V226H109ZM109 227H108V228H109ZM111 227H114V226H111ZM137 227H138V226H137ZM141 227H142V226H141ZM141 227H140V228H141ZM145 227H146V226H145ZM157 227H158V226H157ZM192 227H194V225H193ZM202 227H203V226H202ZM237 227H238V226H237ZM244 227H245V226H244ZM248 227H250V226H248ZM255 227H256V226H255ZM255 227H254V228H255ZM263 227H264V226H263ZM263 227H262L261 229L264 231ZM10 228H13V230L11 229L12 232L17 231L16 233H19V231L17 230V228H19L18 225H8V229H10ZM38 228H40V230H41V227H40V226H39ZM81 228H82V227H81ZM81 228H78V229H81ZM83 228H85V227H83ZM83 228H82V230H84ZM90 228L92 229V225H91ZM99 228H100V227H99ZM108 228H107V229H108ZM146 228H147V227H146ZM170 228H171V226H170ZM182 228H183V227H182ZM190 228H191V227H190ZM194 228H195V227H194ZM204 228H205V227H204ZM204 228H202V229H204ZM214 228H215V227H214ZM221 228H222V227H221ZM225 228L227 229V227H225ZM230 228H231V227H230ZM234 228H236V226H235ZM239 228H240V227H239ZM8 229H7V230H8ZM86 229H89V228L87 227ZM91 229H89V231H90ZM94 229H92L93 231L91 230V233H94ZM97 229H98V228H97ZM109 229H110V228H109ZM109 229H108V230H109ZM112 229H113V232H115V231H114V230H115V227L112 228ZM112 229H111V230H112ZM135 229H136V227H135ZM142 229L144 230V227H143ZM148 229H149V228H148ZM151 229H152V228H151ZM156 229H157V228H156ZM156 229H155V230H156ZM173 229H175V228H173ZM177 229H179V228L177 227ZM200 229H201V228H200ZM223 229H224V228H223ZM226 229H224V230H226ZM236 229H238V228H236ZM240 229H241V228H240ZM250 229H251V227H250ZM259 229H260V228H259ZM75 230L77 231L76 228H75ZM82 230H81V231H82ZM99 230H101V229H99ZM129 230L131 231V229H129ZM129 230H128V231H129ZM138 230H139V229H138ZM186 230H187V229H186ZM186 230H184V231H186ZM195 230H198V229L196 228ZM195 230L193 229V231H195ZM221 230H222V229H221ZM228 230H229V229H228ZM232 230H233V227H232ZM81 231H80V232H81ZM86 231H87V230H86ZM96 231H97V230H96ZM96 231H95V233H96ZM105 231H107V230H105ZM116 231H117V230H116ZM130 231H129V232H130ZM133 231H134V230H133ZM148 231H149V230H148ZM173 231H174V230H173ZM177 231H178V230H177ZM177 231H175V232L177 233ZM184 231L181 230V232H183V234H184ZM234 231H235V230H234ZM255 231H256V230H255ZM5 232H6V231H5ZM71 232H72V231H71ZM73 232H74V231H73ZM84 232H85V230H84ZM84 232H83V234H86V235H87V233H84ZM97 232H98V231H97ZM118 232H121V231H118ZM123 232H124V231H123ZM129 232H128V233H129ZM131 232H132V231H131ZM138 232H139V231H138ZM142 232H143V231H142ZM142 232H141V233H142ZM144 232H146V230H145ZM198 232L200 233L199 230H198ZM202 232H204V231H202ZM228 232H229V235H230V230H229ZM231 232H232V231H231ZM1 233H2V232H1ZM9 233H10V232H8V234H9ZM89 233H90V232H89ZM95 233H94V235H95ZM108 233H109V232H108ZM108 233H107V234H108ZM110 233H112V232H110ZM115 233H117V232H115ZM124 233H125V232H124ZM132 233H133V232H132ZM134 233H135V232H134ZM179 233H180V232H179ZM194 233L197 234V232H194ZM224 233H225V232H224ZM232 233H233V232H232ZM259 233H260V232H258V235L261 236ZM262 233H263V232H262ZM2 234H3V233H2ZM8 234H7V235H8ZM13 234H14V233H12V235H13ZM19 234H20V233H19ZM69 234H70V233H69ZM74 234H75V233H74ZM74 234H73V236H74ZM83 234H82V235H83ZM121 234H122V233H121ZM156 234H157V233H156ZM186 234H187V233H186ZM225 234H226V233H225ZM252 234L254 235V234H256V233H253V232H252ZM0 235H1V234H0ZM10 235H11V233H10L8 236L10 237ZM15 235H16V234H15ZM20 235H21V234H20ZM25 235H26V234H25ZM77 235H78V234H77ZM89 235H90V234H89ZM91 235H92V234H91ZM94 235H93V237H94ZM96 235H98V234H96ZM99 235H100V234H99ZM111 235H112V234H111ZM114 235H115V234H113V236H114ZM116 235H117V234H116ZM122 235H123V234H122ZM125 235H126V234H125ZM125 235H124V236H125ZM127 235H128V234H127ZM140 235H141V234H140ZM145 235H148V234L145 233ZM151 235H153V234H151ZM178 235H179V234H178ZM189 235H190V234H189ZM198 235H200V234H198ZM217 235H218V234H217ZM220 235H221V234H220ZM223 235H224V234H223ZM223 235H222L221 237H224V236H225V235H224V236H223ZM229 235L225 236V237H224V240H225ZM247 235H248V234H247ZM5 236H6V234H5ZM5 236L3 237L4 240H3V239L1 238V236H0V241L3 240V242H2L3 244H4V242L7 240V239H6L7 237L5 238ZM18 236H19V235H18ZM18 236H15V238H13L14 235H13V237L11 236L12 241H13L14 239L16 240V239L18 238ZM23 236H24V235H23ZM26 236H27V235H26ZM69 236H70V235H69ZM69 236H68V237H69ZM73 236H72V239H73ZM84 236H85V235H84ZM84 236L79 237V236H76V235H75V237H77V238L79 237V238H81V239H82ZM113 236H111V237H113ZM129 236H131V235H129ZM133 236H134V235H133ZM133 236H132V238H133ZM138 236H139V235H138ZM142 236H143V234H142ZM174 236H175V235H174ZM176 236H177V234H176ZM181 236H182V235H181ZM184 236H187V235H184ZM195 236H196V235L193 234V237H195ZM201 236H202V235H200V237H201ZM249 236H250V235H249ZM249 236H247V238H248ZM9 237H8V238H9ZM16 237H17V238H16ZM68 237H67V238H68ZM85 237H86V236H85ZM85 237H84V238H85ZM88 237H89V236L86 237L87 240H88ZM115 237H116V236H115ZM147 237H148V236H147ZM147 237H145V238H147ZM149 237H150V235H149ZM153 237H155V236H153ZM190 237H191V239H193L192 236H190ZM197 237H198V236H196V238H197ZM216 237H217V236H216ZM216 237H215V238H216ZM251 237H252V236H251ZM251 237H249V240H250ZM257 237H258V236H257ZM257 237H256V238H257ZM263 237H264V236H263ZM263 237H262V239H264ZM11 238H10V241H9V242H10V244H11L12 246H14V244H15L14 242H15V241L13 242L14 244H12V242H11ZM25 238H26V237H25ZM25 238H24V239H25ZM86 238H85V239H86ZM113 238H114V237H113ZM117 238H118V237H116L115 239H117ZM120 238H123V237H120ZM137 238H138V237H137ZM163 238H164V237H163ZM187 238H188V237H187ZM196 238H194V240H195ZM203 238H204V237H203ZM218 238H219V236H218ZM252 238H253V237H252ZM260 238H261V237H260ZM5 239H6V240H5ZM75 239H76V238H75ZM90 239H91L92 243L95 242V241H94V240H95L94 238H91V237H90ZM118 239H119V238H118ZM125 239H126V238H125ZM151 239H152V238H151ZM151 239H149V240H151ZM164 239H165V238H164ZM166 239H167V238H166ZM174 239L178 240V239L175 238V237H174ZM174 239L170 240V239L168 238L169 241H173ZM179 239H182V238L180 237ZM183 239H186V238H183ZM191 239H190V240H191ZM220 239H221V238H220ZM245 239H246V238H245ZM254 239H255V238H254ZM257 239H259V238H257ZM26 240H27V239H26ZM28 240H29V239H28ZM28 240H27V241H28ZM63 240H64L65 242L67 241L66 239H63ZM68 240L71 241L70 239H68ZM82 240H83V242L87 241V240H84V239H82ZM122 240H124V239H122ZM143 240H144V238H143ZM146 240H147V239H146ZM149 240H148V241H149ZM153 240H154V239H153ZM176 240H174V243H176ZM190 240H189V241H190ZM196 240H197V239H196ZM196 240H195V241H196ZM199 240H200V239H199ZM199 240H197L196 242L198 243ZM201 240H203L202 237H201ZM217 240H218V239H217ZM222 240H223V238H222ZM222 240H221V241H222ZM247 240H248V239H247ZM247 240H246V243H248ZM251 240H252V239H251ZM19 241H20V237H19ZM23 241H24V240H23ZM53 241H54V239H53ZM75 241H77V240H75ZM91 241L88 240L87 243L89 242V243L91 244ZM119 241H120V240H119ZM124 241H127V240H124ZM159 241H162V238H161V240H159ZM159 241H156V242H159ZM182 241H183L184 243L187 242V241H184V240H182ZM192 241H193V240H192ZM195 241H194V242H195ZM218 241H219V240H218ZM229 241H230V240H229ZM231 241H232V240H231ZM252 241H253V240H252ZM252 241H250V242H252ZM257 241H258V240H257ZM257 241H256V242H257ZM25 242H26V241H25ZM50 242H51V241H50ZM55 242H57V241L55 240ZM59 242H60V241H59ZM59 242H57V244H59ZM67 242H68V241H67ZM79 242H80V241H79ZM83 242H82V244H84ZM121 242H122V241H121ZM134 242H136V240H135ZM143 242H144V241H143ZM145 242H147V241H145ZM149 242H150V241H149ZM149 242H148V243H149ZM154 242H155V241H154ZM154 242H153L152 246H154ZM162 242H163V241H162ZM177 242H178V241H177ZM215 242H217V241L215 240ZM224 242H225V241H224ZM224 242H223V243H224ZM250 242H249V243H250ZM258 242H259V241H258ZM261 242H262V241H261ZM2 243H0V244L2 245ZM5 243H6V242H5ZM17 243H18V242H16V244H17ZM22 243H23V242H22ZM51 243H52V242H51ZM51 243H50V244H51ZM87 243H86V244H87ZM118 243H119V242H118ZM151 243H152V242H150V244H151ZM160 243H161V242H160ZM165 243H168V241L166 240ZM171 243H172V242H171ZM171 243H170V244H171ZM199 243H201V242H199ZM217 243H218V242H217ZM220 243H221V242H220ZM263 243H264V242H263ZM7 244H8V240H7ZM16 244H15V246L17 247L18 244H17V245H16ZM23 244H24V243H23ZM23 244H21V245H23ZM54 244H55V243H53V245H54ZM66 244H67V243H66ZM74 244H75V243H74ZM76 244L79 245L78 242H77ZM76 244H75V245H76ZM126 244H128V242H127ZM137 244H138V243H137ZM141 244H143V243H141ZM156 244H157V243H156ZM162 244H163V243H162ZM168 244H169V243H168ZM170 244H169V245H170ZM186 244H187V243H186ZM189 244H190V243H189ZM191 244L194 245L195 243H194V244L191 243ZM211 244H213V243H211ZM214 244H216V243H214ZM1 245H0V246H1ZM19 245H20V243H19ZM26 245H27V244H26ZM26 245H23V246H26ZM53 245H51V247H54ZM59 245H60V244H59ZM59 245H58V246H59ZM63 245H64V242H63ZM75 245H74V246H75ZM80 245H81V244H80ZM93 245H94V244H93ZM144 245H145V244H144ZM147 245H149V244H146V246H147ZM176 245L178 246V244H176ZM181 245H182V247H183V244H182V243H181ZM209 245H210V244H209ZM218 245H219V244H218ZM218 245H215V246H218ZM221 245H222V244H221ZM226 245H227V242H226ZM253 245H254V244H253ZM259 245H260V244H259ZM3 246H4V245H3ZM5 246H6V245H5ZM9 246H10V245H9ZM15 246H14V247H15ZM55 246H56V245H55ZM67 246H69V243H68ZM67 246H66V247H67ZM74 246H73V247H74ZM81 246H82V245H81ZM84 246H85V244H84ZM84 246H82L81 249H84V250H85V247H86V246H85V247H84ZM137 246H138V245H137ZM155 246H156V248H157V245H155ZM158 246L160 247L159 243H158ZM161 246H162V245H161ZM164 246H166V245L164 244ZM164 246H163V248H165ZM167 246H168V245H167ZM177 246H176V247H177ZM195 246H196V245H195ZM197 246H199V245H197ZM219 246H220V245H219ZM219 246H218V247H219ZM223 246H224V245H223ZM251 246H252V245H251ZM263 246H264V245H263ZM1 247H2V246H1ZM14 247H13V248H14ZM16 247H15V248H16ZM18 247L21 248L22 246H18ZM28 247H29V246H28ZM75 247H76V246H75ZM78 247H79V246H78ZM83 247H84V248H83ZM128 247H129V246H128ZM131 247H132V246H131ZM171 247H173V245H172ZM174 247H175V246H174ZM178 247H179V246H178ZM191 247H193V246H191ZM204 247H205V245H204ZM204 247H203V248H204ZM218 247H217V248H218ZM255 247H256V246H254V248H255ZM10 248H12V247H10ZM30 248H31V247H30ZM61 248H63V247H61ZM64 248H65V247H64ZM67 248H68V247H67ZM67 248H66V251H67ZM69 248H71V244H70V247H69ZM137 248H139V247H137ZM145 248H146V247H145ZM150 248H151V247H150ZM161 248H162V247H160V248H159L160 250H158V251H159V254H160ZM163 248H162V249H163ZM179 248H181V246H180ZM184 248H190V247H184ZM203 248H202V249H203ZM219 248H220V247H219ZM259 248H261V247H259ZM8 249H9V248H8ZM18 249H19V248H18ZM21 249H22V248H21ZM32 249H33V248H32ZM50 249H51V248H50ZM54 249H55V247H54ZM56 249H57V247H56ZM58 249H59V248H58ZM71 249H73V248H71ZM75 249H76V248H75ZM75 249H74V250H75ZM78 249H79V248H77L76 250L79 251ZM81 249H80V250H81ZM130 249L133 250V248H130ZM157 249H158V248H157ZM165 249H166V248H165ZM172 249H173V248H172ZM190 249L192 250V248H190ZM193 249H194V248H193ZM202 249H200V250H202ZM234 249H235V247L233 248V250H234ZM238 249H240V247H239ZM238 249H237V250H238ZM257 249H258V247H257ZM257 249H256V250H257ZM0 250H1V249H0ZM11 250H12V249H11ZM28 250H29V248H28ZM28 250H26V251H28ZM52 250H53V249H52ZM64 250H65V249H63V251H64ZM76 250H75V252H77ZM86 250H87V247H86ZM109 250H110V249H109ZM137 250H138V249H137ZM140 250H141V249H140ZM142 250L144 251V248H143ZM155 250H156V249H155V247H154V251H155ZM167 250H168V249H167ZM174 250H175V249H174ZM180 250H182V249H180ZM187 250H188V249H187ZM200 250L198 251L199 254H200ZM209 250H210V249H209ZM235 250H236V249H235ZM237 250H236V252H237ZM261 250H263V251H261V252H264V249L261 248ZM1 251L4 252L3 250H1ZM15 251L18 252V250H15ZM23 251H25V250H24V247H23ZM54 251H55V250H54ZM68 251H69V249H68ZM110 251H111V250H110ZM134 251H135V248H134ZM149 251H150V250H149ZM151 251H153V249H152ZM154 251H153V252H154ZM156 251H157V250H156ZM162 251H164V250H162ZM169 251H170V249H169ZM172 251H173V250H172ZM172 251H170V253H171ZM178 251H179V249H178ZM182 251H184V249H183ZM227 251H228V250H227ZM229 251H231V250H229ZM229 251L227 252L228 254L231 253V252H229ZM258 251H259V250H258ZM9 252H10V251H9ZM9 252H8V254H9ZM20 252H21V250H20ZM28 252H30V250H29ZM28 252H27V255L30 254V253H28ZM32 252H33V251L31 250V254H32ZM50 252L53 253V251H50ZM59 252L61 253V251H59ZM59 252H58V253H59ZM69 252H70V251H69ZM75 252H74V253H73V251L71 252V253L74 254L73 256H75V255L77 254V253H75ZM81 252L83 253V251L81 250V251L79 252V254H80ZM108 252H109V251H108ZM108 252H107V250H106L105 253L107 254ZM111 252H112V251H111ZM113 252H115V251H113ZM113 252H112L111 254H113ZM130 252H132V251H130ZM153 252H152V253H153ZM165 252H166V253H169V252H167V251H165ZM176 252H177V251H176ZM186 252H187V251H186ZM189 252H190V251H189ZM202 252H203V251H202ZM205 252H207V249H206ZM219 252H221V251H219ZM239 252H241V249H240ZM251 252H252V251H251ZM251 252H250V253H251ZM254 252H255V251H254ZM13 253H15V252H13ZM13 253H12V254H13ZM24 253H25V252H24ZM24 253L22 252V254H23V255H21L22 257L25 255ZM34 253L37 254L36 249H35V252H34ZM34 253H33V254H34ZM58 253H56V255H57ZM84 253H85V252H84ZM123 253H124V252H123ZM156 253H158V252H156ZM156 253L154 252L153 254H156ZM161 253H164V252H161ZM170 253H169V254H170ZM178 253H179V252H178ZM203 253H204V252H203ZM209 253H210V252H209ZM234 253H235V252H234ZM250 253H248V254H250ZM0 254H1V253H0ZM3 254H5V253H3ZM8 254H7V255H8ZM49 254H50V253H49ZM49 254H48L47 256H50ZM79 254H78V255H79ZM109 254H110V252H109ZM116 254H117V252H116ZM116 254L114 253V256H115ZM141 254H142V252H141ZM141 254H140V255H141ZM159 254H158V255H159ZM186 254L188 255L189 253L187 252ZM186 254H183V255H186ZM199 254L197 253V256H198ZM204 254H205V253H204ZM231 254H233V251H232ZM239 254H240V253H239ZM259 254H260V252H259ZM261 254H262V253H261ZM14 255H15V254H14ZM19 255H20V254H19ZM27 255H25V256H27ZM43 255H44V254H43ZM51 255H52V254H51ZM60 255H61V254H60ZM60 255H59V257H60ZM107 255H108V254H107ZM120 255H121V254H120ZM125 255H126V254H125ZM132 255H133V253H132ZM142 255H143V254H142ZM146 255H147V253H146ZM150 255H151V254H150ZM150 255H149V256H150ZM165 255H167V254H165ZM175 255H177V254H174V258L176 257ZM183 255L179 253L180 259H181V256H182L183 258H186V257H184ZM187 255H186V256H187ZM189 255H190V254H189ZM200 255H201V254H200ZM202 255H203V254H202ZM214 255H215V254H214ZM241 255H242V254H241ZM246 255H247V254H246ZM254 255H255V253H254ZM0 256H2V255H0ZM8 256H9V255H8ZM25 256H24V257H25ZM31 256H32V255H31ZM31 256H30V257H31ZM36 256H37V255H36ZM36 256H35V257H36ZM39 256H41V255H39ZM53 256H54V255H53ZM57 256H58V255H57ZM109 256H110V255H109ZM114 256H113V257H114ZM118 256H119V255H118ZM126 256H127V255H126ZM126 256H125V257H126ZM153 256H154V255H153ZM168 256H169V255H168ZM168 256H167V257H168ZM203 256H204V255H203ZM218 256H219V255H218ZM223 256H226V255L224 254ZM238 256H239V255H238ZM243 256H244V254H243ZM250 256H252V255H250ZM6 257H7V256H6ZM35 257H34V258H35ZM37 257H38V256H37ZM37 257H36V258H37ZM42 257H45V256L38 257L37 260H39V258L43 260ZM50 257H51V256H50ZM75 257H76V259H77L76 262H78V258H79V257H78V258H77V256H75ZM75 257H74V258H75ZM111 257H112V256H111ZM125 257H124V258H125ZM131 257H132V256H131ZM134 257H135V256H134ZM137 257H138V256H137ZM141 257H144V256H141ZM146 257H147V256H146ZM156 257H157V254H156ZM159 257H160V256H159ZM159 257H158L157 259L163 258L164 256H162V257H160V258H159ZM169 257H170V256H169ZM198 257H199V256H198ZM244 257H245V256H244ZM256 257H257V256H256ZM260 257H261V255H260ZM260 257H259V258H260ZM0 258H2V257H0ZM14 258H15V257H14ZM16 258H18V256H16ZM19 258H20V257H19ZM19 258H18V259H19ZM27 258L29 259V256H28ZM31 258H32V257H31ZM31 258H30V260H31ZM46 258H48V257H46ZM46 258H45V259H46ZM57 258H58V257H57ZM150 258H151V257H150ZM150 258H149V259H150ZM153 258H154V257H153ZM164 258L166 259V256H165ZM164 258H163V259H164ZM171 258H172V255H171ZM171 258H170V259L167 258L166 260H167V261H168V260L171 261V260H172ZM174 258H173V259H174ZM194 258H195V256H194ZM194 258H193V259H194ZM216 258H217V257H216ZM219 258H220V257H219ZM219 258H217V259H218V264L220 263V262H219ZM226 258H227V259H226ZM261 258H262V257H261ZM20 259H21V258H20ZM28 259H27V260H28ZM32 259H33V258H32ZM48 259H49V258H48ZM50 259L52 260V259H54V258H50ZM50 259H49V260H50ZM59 259H60V258H59ZM76 259H74V260H76ZM109 259H110V257H109ZM113 259H114V258H113ZM137 259H138V258H137ZM143 259H144V258H143ZM143 259H141V260H143ZM147 259H148V258H147ZM149 259H148V260H149ZM151 259H152V258H151ZM155 259H156V258H155ZM176 259H177V257H176ZM176 259H175V260H176ZM178 259H179V258H178ZM193 259H192V260H193ZM217 259H216V260H217ZM224 259L227 260L228 264H239V263H238V262H239L238 259L240 260L241 257L239 258V257H237L236 255H235V256H234V255H228L227 257H224ZM224 259H223V257H222V260H224ZM254 259H255V258H254ZM2 260H3V259H2ZM2 260H0V261H2ZM16 260H17V259H16ZM35 260H36V259H35ZM35 260H34V261H35ZM61 260H62V261H65L66 259H65V260H64V259H61ZM68 260H69V259H68ZM74 260H71V261H74ZM110 260H111V259H110ZM115 260H116V259H115ZM138 260H140V258H139ZM138 260H137V261H138ZM145 260H146V259H145ZM181 260H183V259H181ZM192 260H191V261H192ZM241 260H242V259H241ZM244 260H245V258H244ZM249 260H250V259H249ZM249 260H246L247 263H248ZM251 260H252V259H251ZM4 261H5V260H4ZM39 261H40V260H39ZM45 261H46V260H44V262H45ZM47 261H48V260H47ZM146 261H147V260H146ZM146 261H145V262H146ZM149 261H150V260H149ZM151 261H154V260L152 259ZM157 261H158V260H157ZM160 261H161V260H160ZM160 261H158V262H160ZM162 261H164V260H162ZM170 261L168 262V264L171 263ZM172 261H173V260H172ZM184 261H185V260H184ZM191 261H189V262H191ZM214 261H215V260H214ZM242 261H243V260H242ZM242 261H241V262H242ZM257 261H258V259H257ZM2 262H3V261H2ZM11 262H12V261H11ZM15 262H16V261H15ZM19 262H21V261H19ZM26 262H28V261H25V264H26ZM32 262H33V260H32ZM32 262H31V263H32ZM35 262H36V261H35ZM37 262H38V261H37ZM42 262H43V261H42ZM42 262L40 261L39 264H41ZM44 262H43V263H44ZM49 262H50V261H48L47 263H49ZM53 262H56V260H55V261L52 260V263H53ZM59 262H60V261H59ZM118 262H119V261H118ZM178 262H180V261H178ZM189 262H187V264H188ZM192 262H193V261H192ZM192 262H191V264H192ZM251 262H252V261H251ZM260 262H262V261H260ZM260 262H259V264H264V260H263L262 263H260ZM3 263H4V262H3ZM17 263H18V262H17ZM17 263H16V264H17ZM31 263H30V264H31ZM43 263H42V264H43ZM120 263H122V262L120 261ZM125 263H126V262H125ZM131 263H133V262H131ZM134 263H135V261H134ZM163 263H164V262H163ZM175 263H176V261H175ZM175 263H173V264H175ZM181 263H183V261H181ZM215 263H216V262H215ZM252 263H253V262H252ZM254 263H255V262H254ZM21 264H23V263H21ZM28 264H29V262H28ZM53 264H54V263H53ZM57 264H60V263H57ZM62 264H63V263H62ZM137 264H139V263L137 262ZM146 264H147V262H146ZM148 264H150V263H148ZM153 264H154V263H153ZM155 264H156V263H155ZM157 264H158V263H157ZM160 264H161V263H160ZM164 264H165V263H164ZM198 264H199V263H198ZM210 264H211V263H210ZM212 264H214V262H212ZM240 264H243V262L240 263ZM245 264H246V262H245Z\"/></svg>","mask_w":264,"mask_h":264}]
</instances>
